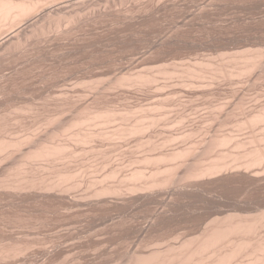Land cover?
Masks as SVG:
<instances>
[{
  "label": "rangeland",
  "instance_id": "rangeland-1",
  "mask_svg": "<svg viewBox=\"0 0 264 264\" xmlns=\"http://www.w3.org/2000/svg\"><path fill=\"white\" fill-rule=\"evenodd\" d=\"M59 1V0H58ZM61 1V0H60ZM63 1V0H62ZM61 1V2H62ZM67 0H65L64 2H58L57 3V0H56V2L54 1V3H52V4H54V5H52V7H51V9L52 8H54L53 10H56L57 12H56V19H57V17H59L58 15L60 14V15H62V16H64V15H67V16H76L77 17V15H79L78 16V18L76 19V20H78L79 18H80V20L78 21V22H75V24L73 25V26H71V27H69L70 29H66V27H63L64 29H66L67 31L68 30H71V33H70V31L67 33V32H65L66 30H64V29H61V31H56V33L55 32H53V33H51V34H49L50 36L48 37V36H45V37H42L39 41L38 40H32V41H30L29 43H31V44H27L26 46H28V47H26L25 48V46H24V48L25 49H18L19 50V52L18 51H13L12 53H13V55H9V57L10 58H13V59H10V61L8 60V62H5V61H7V59L9 58V57H6L7 59L4 61L5 63H6V65H7V69H12L11 71V73H13V74H9L8 76H13V78H15L16 79V76H18L19 74H18V71H19V73H21V71L22 72H24L25 70H23L22 68L23 67H25L26 69H28V70H26L24 73H21V75H19L18 77H17V79L15 80H13L14 82H12L11 83V85L10 86H12V88L10 87V86H8V89L9 90H12V91H9V90H7L8 92L7 93H9L10 94V92H12V94H11V96L9 95V94H7L5 97H7L8 99L9 98H12V99H14V100H8V101H10L9 102V104H8V101L6 102L5 100H7V98H5V97H3L4 95L2 94V92H1V90H0V97L2 96V98L3 99H5L4 101H3V99L1 98V100H0V102L1 103H7V105L6 106H2V105H0V108L2 109H0V120H1V118H2V120L0 121L1 123H0V136H2V137H5V138H7V139H9V137H11V138H15L14 140H21L22 138H24V135L25 136H27V135H30V134H32V135H37L38 137H43V134L45 133V132H50V131H54L56 128L54 127V126H52V127H50L51 125H53V124H49L48 123V120H50L51 118L52 119H54V118H57V119H59L60 118V116H61V121H69L70 120V118L74 115H78L79 114V111L78 110H80V109H82V107H86V106H95V108H99V106L101 107V106H103V108L104 109H106V108H110V109H112V110H116L117 111V113L119 114V116H118V120L121 122V120H123L125 117L127 118V119H131V117L133 118V114H135L136 112H137V115L135 116L134 115V117L135 118H133V121H129V120H126V118H125V121L123 120L122 122H123V124L122 123H120L117 119H115V121L113 122V124L112 123H110L109 125H105V128H104V124H102V125H100L99 124V122H96V123H98L99 125H94V123H93V125L96 127V128H94V126H92V124H90V126L91 127H93V128H90V126L89 125H87V126H89L88 128L90 129V130H92V131H94L95 129V131H101V132H103V130L105 131H115L116 130V127L118 128V127H120L119 125H121V126H125L126 125V123L125 122H127L128 123V125L129 124H131V123H134V121H136L137 120V118L136 117H138L139 115H142V116H146V112L147 111H149L148 113L149 114H151V115H149L148 113H147V115H148V117H150V116H152V115H156L157 117H158V115L160 116L161 114H166L167 116H168V118H167V116L166 115H164V118H163V115H161V117L160 118H162V120H163V122H160L159 124H160V126L158 125L157 127H156V130H155V128L154 129H150V130H147L146 131V133L144 132L143 134L141 133V134H138V135H132V136H129L128 138H126V141H124L123 139H121L122 141H118V139H117V141H116V139H115V141L116 142H114V143H112V141H114L113 139H111V141H109L108 142V140H110V139H107V140H104L103 141V138H99V140H98V138H96L94 141L96 142L95 144L92 142V143H90V144H94V145H91L90 146V144L89 145H83L82 147H84V148H86L85 150L86 151H84V149L80 146V145H77L76 144V146H77V149L76 148H74V147H76L75 145H71V148H73L74 150H75V152H78L77 154H75L74 156H77L76 158H74V156H72L73 157V159H75L77 162L79 161L78 159H80V162H78V164L76 163V161H74L73 159H71V158H67V160H69V159H71L72 160V162H74L75 164L74 165H72L71 163V161H70V164H68L69 163V161H68V163L67 162H63L62 160H65V159H60L59 161H58V163L57 162H55V164L58 166V168H59V166L61 165V168L62 167H64L65 166V164L67 165L65 168H68V169H70V170H72L75 174H76V172H77V177L78 178H75L74 179V181L73 182H79V184L78 185H81L80 187H83V188H80V190H77V189H74L75 191H73L72 190V192L75 194H73V193H71V194H69V196H73L72 198H74V196H75V200H79L80 198H82V199H80L81 201L83 200V199H89L90 198V201L89 200H87V202H86V200L84 201L83 200V202H84V205H86V204H88L89 202L91 203V201H92V203L91 204H88V205H90V206H75L76 208H69L72 212H69L70 210L69 209H66V208H68V207H63V206H61L59 203H56V205H53V206H43V205H39V204H35V202L33 203V202H31V203H26L25 205H27V206H25L24 204L23 205H21V203H19L20 202V200H18L17 198H15V197H12V198H15V199H17L18 200V203H19V205H18V203H16L15 201H13L12 200V198L11 199H8L7 197V195H6V197H5V191H7V190H4L3 191V189L1 190V188H0V209L2 210H0V220L2 221H0V223H2V224H0V238L2 239V238H4L5 239V237L7 238V240L5 239L4 240V244H9V241H10V238H14V239H16V240H18L19 238H21V239H19V240H21V241H24V242H27V243H35V244H33L34 245V249L32 248L31 250H30V252L28 251L27 252V255L29 256V254L28 253H30V254H32L34 251L33 250H37V249H39L38 247L40 246V248L41 249H39L38 251L39 252H42V253H39V252H37L36 251V253H37V257H36V253L34 254V257H35V259H33V258H31V261L30 260H28V261H30V263H26V262H28L27 260H25V261H22V263H21V260H23V258L22 257H19L20 258V260L19 259H17L16 258V260L15 259H12L11 261H1L0 260V264L2 263V264H9V262H10V264H16V263H18V261H20L19 262V264L21 263V264H23V262H24V264L26 263V264H39V262H40V264H78L79 263V261H81L79 264H92L93 262V264H127V262L131 259V257H128V256H132V254H134V253H136V252H138V253H145V254H147L146 252H147V250L145 249L144 250V248H149L148 250L149 251H154V250H158V248H165V247H169V246H173L174 244L175 245H179L181 242L183 243V242H185V240H187L188 241V238L190 239H193V237H196V236H198V234H200V232L201 231H203L202 230V228H204V227H206V226H208L209 224H208V221L210 222L211 220H209V219H211L212 217H213V215H215V216H217V213L216 212H221V211H223V212H225V210L227 211V212H225V213H229V211H228V208L229 209H231L230 207H233L235 204V201L239 204V202L238 201H241V202H243V200H244V203H242L243 205L244 204H250V203H248V202H250L251 201V205H252V203L253 202H255V201H257V204L258 205H256V202L254 203L255 204V206H254V204L252 205V206H254L255 208L256 207H258L259 208V210H261V209H263V207H264V205L262 206V204H264V201H260L262 198L261 197H264V190L263 189H258L257 187H252V189L250 188L251 186L250 185H248V184H236L235 186L234 185H232V186H230V187H227V188H219V189H214L215 191H213V190H211V192L209 191V192H207V193H205L206 195H205V197L207 196V195H209V197L211 196L212 198H214V200H212V202H215L214 204L212 203V202H210V201H207L208 199H211V198H209L208 196H207V200H206V198L204 197V199H198V198H195V199H190V198H184V197H182V196H172L171 197V195H170V197H169V195L164 191V190H162V192L164 191L166 194V196L165 195H163V196H161L162 198H160V196H158L159 198H158V202L156 201V203H154L153 204V202L152 203H149V204H143V205H141L142 204V202H141V200H140V202L141 203H137V201L140 199V197H139V199L137 198V194H134L133 193V195L131 194V196H133V197H136V199H138V200H136L135 198V200L133 199H131L130 197H128L129 199H131V201H130V204H129V201L127 200V202H128V204H127V202L125 201L124 203H123V198H125V200H126V197H123V196H126V195H128L127 194V192H124V194L122 193V195H121V198L118 196L117 197V199L116 198H114V197H116L115 195H113V199H112V196H110V197H107V198H111L110 200H108V199H106V198H104V199H106V200H108V201H106V200H104L103 202H102V204L100 203V202H98L99 200L97 199V202H98V204L97 205H99V203H100V205L97 207V206H95L96 204H93V203H96V198L94 199L93 197V192L95 191V190H93V191H91L90 192V190H88V189H95V185L97 184V183H99V181H104V180H102V178L104 177V174L105 173H107V175L109 174V173H111V172H109V171H113V170H115V168L117 169V168H119V172H118V169L116 170V172H118V175L116 176V178H118V181H117V179H115L114 181H112L113 179H111L108 183L107 182H104V183H106L105 185H114L115 183L117 184V183H119V181H120V179H121V177H123L124 175V173H125V175H127V172H129L128 174H130L134 169H138V170H141L142 169V165H143V171H144V169H146L144 172H148V173H150V171H153L155 168L154 167H159V166H157V164L155 165H153V163H150V166L151 167H149L148 165H149V163H148V165L145 163H140V162H138V164L140 163V165H138L137 164V162H136V160H139V159H141L140 161H143L142 160V158L143 157H146V156H149V155H151L152 153V155L151 156H158L160 153H162V152H165V149H167L168 148V151L170 150H172V148H176V147H178L177 149H180V148H185V146L187 147V145H189L190 144V146H192L193 145V143H196L195 141L197 140V143L198 142H200L201 141V139L203 140V138H204V136L206 135V134H203V133H205L204 131H211L210 129H211V127H210V125H209V123H212L213 122V117H211L212 115L214 116V122L215 121H217V117H216V119H215V113L216 114H218V116L224 111L223 110V108H225V106L227 107V108H225V111H226V109H227V111L229 110L230 112L229 113H232V111H233V109H231V107L232 108H234V107H236V105H237V107H239V103L237 104V102H239V98L241 99V101H244V106H243V110H244V112H247V113H249V112H251L252 110H253V108L254 107H256V108H258L259 107V105H261V103H264V82H263V80H264V58H262V60H261V62H263V63H259L260 64V67L258 68H255V69H253V70H255V71H251V72H249V73H247V74H245L244 76L242 75L241 77L239 76H237V75H235V76H233L232 78H231V80H230V78H229V76H227L228 77V79H227V77H226V75L224 76L223 74L221 75V73L220 74H218L219 76L221 75V77H218V75H217V72L215 73V71H217L216 70V68L217 67H226V65H225V63H228V61H229V59L230 58H237V57H240L242 54V52H244L245 53V50L247 51H249V49L251 48V50L253 49V50H255V51H257V49H258V51H259V48H261V49H263L264 50V0H244L245 1V4H244V1L243 0H206V2H205V0H192V2H191V0H161V1H159V0H132V2H131V0H124V2H122L123 0H97V1H99V2H97V1H93V0H91V2H90V0L88 1V0H69V2L67 1ZM72 1V2H71ZM79 1H81L82 3H80ZM84 1H85V4H84ZM93 1V2H92ZM110 1V2H109ZM120 1H121V3H120ZM144 1V2H143ZM150 1H151V3H150ZM156 1H157V3H156ZM159 1V2H158ZM174 1L176 2V3H174ZM183 1V2H182ZM187 1V2H186ZM204 1V2H203ZM234 1V2H233ZM254 3H253V2ZM257 1V2H256ZM78 2V3H77ZM96 2L97 3H99V4H96ZM109 2V3H108ZM139 2V3H138ZM141 2V3H140ZM182 2V3H181ZM196 2V3H195ZM240 2V3H239ZM242 2V3H241ZM247 2V3H246ZM57 3V4H56ZM72 3V4H71ZM115 3V4H114ZM123 3V4H122ZM126 3V4H125ZM130 3V4H129ZM137 3V4H136ZM145 5H144V4ZM150 3V4H149ZM159 3L161 4L160 6H159ZM164 3H167L168 5H165V7L163 6L164 5ZM171 3V4H170ZM174 3V4H173ZM187 3V4H186ZM222 3V4H221ZM234 3V4H233ZM257 3V4H256ZM259 3H261V4H259ZM63 4H65V5H63ZM68 5V7H67V5ZM76 4V5H75ZM81 4V5H80ZM88 5V7L86 8V6ZM90 4H92L91 6H89ZM93 4H94V6H93ZM141 4H142V6H141ZM157 4V5H156ZM177 4H178V6H177ZM182 4V5H181ZM190 4V5H189ZM194 4V5H193ZM203 4V5H202ZM212 4H213V6H212ZM248 4V5H247ZM255 4V5H254ZM85 5V6H84ZM117 5V6H116ZM124 5H126V7L124 6ZM128 5H129V7H128ZM133 5V6H132ZM138 7H137V6ZM181 5V6H180ZM188 5V6H187ZM192 5V6H191ZM210 5V6H209ZM219 5V6H218ZM228 5H229V7H228ZM241 5L243 6V7H241ZM250 5V6H249ZM259 7H258V6ZM55 6V7H54ZM56 6L57 7H60V8H56ZM65 6V7H64ZM72 6H74V7H72ZM76 6V7H75ZM78 6H79V8H78ZM82 6H83V8H82ZM98 6V7H97ZM135 6V8H133ZM148 6V7H147ZM172 6H173V9H172ZM176 6V7H175ZM190 6H191V8H192V10H191V8H190ZM195 6V7H194ZM198 6H199V9L201 10H199V9H197L198 8ZM206 6V7H205ZM215 6V7H214ZM237 6H239V7H237ZM252 6H254V8L252 7ZM263 6V7H262ZM64 7V8H63ZM95 7V8H94ZM110 7H111V9H110ZM147 7V8H146ZM152 7V8H151ZM158 7H159V9H158ZM163 7V8H162ZM203 7V8H202ZM218 7H219V9H218ZM232 7V8H231ZM237 7V8H236ZM251 7V8H250ZM258 7V8H257ZM86 8V9H85ZM90 8V9H89ZM91 8H93L92 9V13H90L91 12ZM102 9V11H101V9ZM119 8V9H118ZM140 8V9H139ZM154 8V9H153ZM166 8H168V9H166ZM183 10H182V9ZM187 8V9H186ZM194 8V9H193ZM210 8V9H209ZM214 8H217V10L216 9H214ZM240 8H242V9H240ZM255 8H257V10L255 9ZM65 9V10H64ZM69 9H70V12H69ZM73 9H75V11H73ZM78 9V10H77ZM85 9V10H84ZM88 9V10H87ZM97 9V10H96ZM98 9H100V10H98ZM106 9V10H105ZM113 9V10H112ZM116 9V10H115ZM122 9V10H121ZM129 9V10H128ZM236 9V10H235ZM244 9H245V12H244ZM72 10V11H71ZM96 10V11H95ZM110 10H112V11H110ZM140 10H141V12H140ZM144 10V11H143ZM164 10V11H163ZM173 10V11H172ZM188 10V11H187ZM199 10V11H198ZM202 10H204L205 11V15L208 13V16H205L204 15V17H203V14H204V11L202 12ZM215 10V11H214ZM228 10H230V11H228ZM235 10V11H234ZM246 10H249V11H246ZM67 11V12H66ZM76 11H78V12H76ZM94 11V12H93ZM104 11V12H103ZM130 11V12H129ZM132 11V12H131ZM161 11V12H160ZM171 11V12H170ZM198 11V12H197ZM227 11V12H226ZM80 12H82V13H80ZM85 12V13H84ZM95 12H96V14L98 13L100 16L102 15V14H100L101 12L102 13H107L106 15H104V16H102V18L97 14V16H96V14H95ZM113 12V13H112ZM123 12H124V14H123ZM139 12V13H138ZM147 12H149V13H147ZM191 12H192V14H191ZM203 14H202V13ZM235 12V13H234ZM252 12V13H251ZM263 14H262V13ZM59 13V14H58ZM62 13V14H61ZM65 13H67V14H65ZM79 13V14H78ZM117 13V14H116ZM126 13H127V15H126ZM158 13H161V14H158ZM172 13V14H171ZM180 13V14H179ZM187 13V14H186ZM190 15H189V14ZM194 13H196V14H198V13H200V15L203 17V18H201V16L199 15V17H198V15L197 16H195V15H193ZM220 13V14H219ZM224 13V14H223ZM231 13V14H230ZM242 15H240V14ZM254 13V14H253ZM71 14V15H70ZM83 14V15H82ZM119 14V15H118ZM128 14H130V15H128ZM141 14V15H140ZM152 14V15H151ZM157 14V15H156ZM176 14V15H175ZM183 14V15H182ZM222 14V15H221ZM236 14V15H235ZM247 15V16H245V15ZM250 14H252V16L250 15ZM40 15V14H39ZM35 16V17H33L32 18V20L33 21H35V20H39L42 16L40 15V16ZM148 17H147V16ZM150 15V16H149ZM154 15V16H153ZM156 15V16H155ZM159 15V16H158ZM161 15V16H160ZM168 15V16H167ZM180 15V16H179ZM191 15H193V18H192V16ZM216 15V16H215ZM226 15V16H225ZM228 15V16H227ZM230 15H232L231 17H230ZM239 15V16H238ZM262 17H261V16ZM80 16H82V18L80 17ZM87 16V17H86ZM94 16H96V18H97V20H96V18L94 17ZM108 16V17H107ZM125 16V17H124ZM135 18H134V17ZM144 18V17H146V18H142V17ZM165 16V17H164ZM176 16V17H175ZM224 16V17H223ZM257 16V17H256ZM259 16V17H258ZM75 17V18H76ZM84 17L86 18V19H84ZM111 17V18H110ZM120 19H119V18ZM129 17V18H128ZM161 17V18H160ZM163 17V18H162ZM171 17V18H170ZM181 17V18H180ZM196 17H198V18H196ZM210 19H208V18ZM211 17V18H210ZM222 17V18H221ZM233 17V18H232ZM248 17V18H247ZM249 17H251V18H249ZM256 17V18H255ZM36 18V19H35ZM141 20V22H140V20ZM151 18V19H150ZM153 18H154V20H153ZM166 18V19H165ZM168 18V19H167ZM175 18V19H174ZM183 18V19H182ZM188 18V19H187ZM219 18V19H218ZM230 18V19H229ZM245 18V19H244ZM261 18V19H260ZM99 19V20H98ZM128 19V20H127ZM137 19V20H136ZM149 19H150V21H149ZM171 19V20H170ZM191 19V20H190ZM206 19H207V21H206ZM227 21H225V20ZM236 21H235V20ZM237 19H238V21H237ZM241 19V20H240ZM252 19H254V20H252ZM31 20V21H32ZM102 20V21H101ZM111 20V21H110ZM117 20V21H116ZM134 20V21H133ZM163 20V21H162ZM187 20V21H186ZM202 20V21H201ZM215 20V21H214ZM218 20V21H217ZM221 20V21H220ZM223 20V21H222ZM232 20H233V22H232ZM243 20V21H242ZM263 20V21H262ZM31 21L29 20L28 21V23H27V21H26V23L28 24V26H27V24L25 25L24 24V22H22V26H21V24H20V28H17V31H23V32H19L20 34H21V38H23V36H24V39H25V35H24V33H28V34H30V32H31V30L33 29L32 28V24L33 23H35V22H37V21H35V22H33V23H31ZM83 21V22H82ZM100 21V22H99ZM124 21V22H123ZM130 21V22H129ZM131 21H133V22H131ZM154 21V22H153ZM156 21V22H155ZM191 23H190V22ZM95 22V23H94ZM110 22V23H109ZM113 22V23H112ZM116 22V23H115ZM143 22V23H142ZM150 22V23H149ZM152 22V23H151ZM186 22V23H185ZM207 24H206V23ZM211 22V23H210ZM214 22V23H213ZM217 22V23H216ZM238 22V23H237ZM250 22V23H249ZM257 22H258V24H257ZM29 23L31 24V25H29ZM108 25H107V24ZM128 23V24H127ZM156 23V25H154ZM185 23V24H184ZM229 23V24H228ZM231 23V24H230ZM242 23V24H241ZM247 23H248V25H247ZM23 24L25 25V26H23ZM96 24V25H95ZM107 26H106V25ZM136 24V25H135ZM179 24H180V26H179ZM183 24V25H182ZM192 24V25H191ZM195 24V25H194ZM209 24H211V25H209ZM216 24V25H215ZM228 24V25H227ZM235 24V25H234ZM239 24V25H238ZM113 25V26H112ZM122 25V26H121ZM127 25V26H126ZM146 25H147V27H146ZM186 25V26H185ZM213 25V26H212ZM221 25V26H220ZM225 25V26H224ZM232 25H234V26H232ZM246 25V26H245ZM251 25V26H250ZM27 26V27H26ZM142 26V27H141ZM149 26H150V28H149ZM153 26V27H152ZM171 26V27H170ZM176 26V27H175ZM185 26V27H184ZM188 26V27H187ZM190 26V27H189ZM191 26H192V28H191ZM200 26H201V28H200ZM249 26V27H248ZM17 27H19V26H17ZM72 27H74V28H72ZM85 27V28H84ZM110 27V28H109ZM161 27V28H160ZM174 27H175V29H174ZM179 27H181V28H179ZM187 27V28H186ZM205 27V28H204ZM211 27H212V29H211ZM227 27V28H226ZM248 27V28H247ZM252 27H254V29L252 28ZM27 28H29L30 29V31H29V29H27ZM155 28V29H154ZM198 28V29H197ZM215 28V29H214ZM263 28V29H262ZM13 30H11V31H14V32H7L8 33V37H4V35H2L1 37L2 38H6V39H1V37H0V39L2 40V41H0V44H1V42H3V40H7V39H9V35H10V37L12 36V37H14L15 35L14 34H16V33H18L15 29H16V27H15V29L14 28H12ZM26 29V30H25ZM74 31H73V30ZM149 29V30H148ZM163 29V30H162ZM182 29V30H181ZM200 29V30H199ZM227 29V30H226ZM241 29V30H240ZM248 30V31H245V30ZM28 30V31H27ZM64 30V31H63ZM106 30V31H105ZM162 30V31H161ZM197 30V31H196ZM205 30V31H204ZM210 30V31H209ZM255 30V31H254ZM259 30V31H258ZM122 31V32H121ZM149 31V32H148ZM159 31V32H158ZM196 31V32H195ZM222 31V32H221ZM240 31V32H239ZM250 31V32H249ZM253 31H254V33L256 34H254L253 33ZM258 31V32H257ZM262 33H261V32ZM16 32V33H15ZM77 32H78V34H77ZM141 32H142V34H141ZM176 33V36L179 38V39H181V41H179V39L178 38H172V37H176L175 36V33ZM183 32V33H182ZM203 32V33H202ZM10 33V34H9ZM62 33V34H61ZM65 33H67V34H65ZM74 33V34H73ZM81 33V34H80ZM98 33V34H97ZM112 33V34H111ZM130 33V34H129ZM180 33V34H179ZM197 33V34H196ZM199 33V34H198ZM213 33V34H212ZM221 33V34H220ZM225 33V34H224ZM230 33V34H229ZM240 33V34H239ZM250 33V34H249ZM258 33V34H257ZM12 34V35H11ZM83 34H84V36H83ZM101 34V35H100ZM155 34V35H154ZM208 34V35H207ZM219 34V35H218ZM254 34V35H253ZM6 35V34H5ZM52 35V36H51ZM58 35V36H57ZM62 35V36H61ZM65 35V36H64ZM67 35V36H66ZM79 37H78V36ZM86 35V36H85ZM88 35V36H87ZM119 35V36H118ZM148 35V36H147ZM164 35V36H163ZM202 35V36H201ZM204 35V36H203ZM247 35V37H246V39H242V38H245L244 36H246ZM250 35V36H249ZM258 35V36H257ZM69 36V37H68ZM123 36V37H122ZM130 36V37H129ZM132 36V37H131ZM135 36V37H134ZM138 38H137V37ZM145 36V37H144ZM159 36V37H158ZM168 36V37H167ZM180 36H182V37H180ZM195 36V37H194ZM228 36V37H227ZM252 36H255L254 38L255 39H253V37ZM79 39H77V38ZM81 37V38H80ZM92 37V38H91ZM94 37V38H93ZM110 37V38H109ZM148 37V38H147ZM155 37V38H154ZM161 37V38H160ZM173 39V40H171V38ZM235 39H234V38ZM248 37H251L252 39H248ZM257 37L260 39V40H258L257 39ZM263 37V38H262ZM70 38V39H69ZM72 38H74V39H72ZM124 38V39H123ZM134 38V39H133ZM147 38V39H146ZM154 38V39H153ZM162 38H165V39H162ZM168 38V39H167ZM210 38V39H209ZM227 38V39H226ZM236 38H237V40H236ZM242 40H244L245 42H246V44L249 46V45H251V46H247L245 43H244V41H242ZM45 39H47L46 41H45ZM131 39H133V40H131ZM178 39V40H177ZM192 39H194V40H192ZM199 39V40H198ZM231 39V40H230ZM238 39H240V40H238ZM262 39V40H261ZM66 41V42H64V41ZM102 40V41H101ZM157 40V41H156ZM166 40V41H165ZM223 40V41H222ZM233 40V41H232ZM236 40V41H235ZM250 40V42H248ZM256 40V41H255ZM44 41V42H43ZM113 41V42H112ZM139 41V42H138ZM151 41V42H150ZM162 41H164V42H162ZM173 41V42H172ZM174 41H176V42H174ZM179 41V42H178ZM202 41V42H201ZM232 42V43H230V42ZM239 41H240V43H242V44H236V43H234V42H238L239 43ZM263 41V42H262ZM41 42V43H40ZM56 42H59V43H56ZM72 42V43H71ZM84 42V43H83ZM89 42V43H88ZM153 42H154V45H153ZM158 42V43H157ZM199 42V43H198ZM228 43L227 45H225L224 43ZM252 42V43H251ZM253 42L255 43L254 45H253ZM259 42V43H258ZM106 43V44H105ZM108 43V44H107ZM131 43V44H130ZM145 43V44H144ZM165 43L166 44H168V45H165ZM170 43H173V44H170ZM174 43H176V44H174ZM187 43V44H186ZM190 43H193V44H190ZM197 43V44H196ZM206 43V44H205ZM217 43V44H216ZM221 45H220V44ZM258 43V44H257ZM260 43H262L261 45H260ZM37 44V45H36ZM51 44V45H50ZM61 45V46H58V45ZM152 44V45H151ZM157 44H159V45H157ZM185 44V45H184ZM208 44V45H207ZM215 44V45H214ZM224 44V45H223ZM230 44H232V46L230 45ZM237 45L236 46V48H235V45ZM258 45V46H255V45ZM34 45V46H33ZM43 45V47H40V46H42ZM49 45V46H48ZM87 47H86V46ZM102 45V46H101ZM109 45V46H108ZM148 45V46H147ZM161 45V46H160ZM176 45V46H175ZM178 45V46H177ZM188 45V46H187ZM192 45V46H191ZM245 45V46H244ZM32 46V47H31ZM56 46V47H55ZM94 46V47H93ZM101 46V47H100ZM113 46V47H112ZM134 46V47H133ZM136 46H138V47H136ZM165 46V47H164ZM211 46V47H210ZM213 46V47H212ZM219 46V47H218ZM227 46H229V47H227ZM234 46V47H233ZM253 46V47H252ZM255 46V47H254ZM45 47V48H44ZM75 47V48H74ZM77 47V48H76ZM83 47V48H82ZM85 47V48H84ZM92 47V48H91ZM104 47H106V48H104ZM129 47V48H128ZM141 47V48H140ZM154 47V48H153ZM167 47V48H166ZM177 47V48H176ZM182 47V48H181ZM187 47V48H186ZM189 47V48H188ZM197 49H195V48ZM198 47V48H197ZM216 47V48H215ZM246 47V48H245ZM23 48V47H22ZM29 48V49H28ZM49 48H51V49H49ZM89 48V49H88ZM127 48V49H126ZM170 48V49H169ZM175 48H176V50H175ZM207 48V49H206ZM209 48V49H208ZM218 48V49H217ZM239 48V49H238ZM248 48V49H247ZM44 49H45V51H44ZM47 49H49V50H47ZM85 49V50H84ZM125 49V50H124ZM134 49V50H133ZM139 49V50H138ZM143 51H142V50ZM174 49V50H173ZM190 49V50H189ZM221 49V50H220ZM223 49H224V51H223ZM226 49H228V51L226 50ZM244 49V50H243ZM260 49V50H261ZM29 52H28V51ZM34 52H33V51ZM56 50V51H55ZM81 50V52H79ZM96 50V51H95ZM152 50V51H151ZM168 50H170V52L168 51ZM183 50H185V51H183ZM187 50V51H186ZM202 50V51H201ZM222 52L221 54H220V51ZM239 50V51H238ZM243 50V51H242ZM252 50V51H253ZM4 50L2 49V50H0V54L3 52ZM24 51V52H23ZM37 51V52H36ZM61 51V52H60ZM75 51V52H74ZM77 51V52H76ZM93 51V52H92ZM148 51V52H147ZM166 51V52H165ZM177 53H176V52ZM195 51V52H194ZM214 51V52H213ZM232 51H236V53L234 54V52L232 53ZM242 51V52H241ZM41 52V53H40ZM49 52V53H48ZM52 52V53H51ZM66 52V53H65ZM73 52V53H72ZM79 52V53H78ZM89 52V53H88ZM114 52V53H113ZM123 52V53H122ZM141 52V53H140ZM144 52V53H143ZM155 52V53H154ZM218 53L217 55H215L216 53ZM240 52V53H239ZM251 52V51H250ZM27 53H29V54H27ZM77 53V54H76ZM81 53V54H80ZM96 53V54H95ZM143 53V54H142ZM202 53V54H201ZM205 53V54H204ZM213 55H212V54ZM229 53V54H228ZM232 53V54H231ZM243 53V54H244ZM3 55H1L0 56V62L1 61H3V59L1 58L2 56H3V58L7 55L5 52H3L2 53ZM6 54V55H5ZM75 54V55H74ZM110 54V55H109ZM153 54V55H152ZM158 54H159V56H158ZM195 54V55H194ZM222 54H223V56H222ZM226 54V55H225ZM241 54V55H240ZM7 55V56H8ZM15 55V56H14ZM19 55H21V56H19ZM30 55V56H29ZM43 55V56H42ZM59 55V56H58ZM96 55V56H95ZM150 55V56H149ZM151 55H152V57H151ZM166 55H167V57H166ZM178 55V56H177ZM186 55V56H185ZM207 55V56H206ZM211 55H212V57H211ZM215 55V56H214ZM234 55H239V56H234ZM56 56V57H55ZM79 56V57H78ZM119 56V57H118ZM132 56V57H131ZM147 56V57H146ZM199 56V57H198ZM217 56V57H216ZM222 57V58H224L223 60H222V58L220 59V57ZM228 56H230V58L228 57ZM233 56V57H232ZM37 57V58H36ZM54 57V58H53ZM70 57V58H69ZM92 57V58H91ZM144 57V58H143ZM172 57V58H171ZM192 59H191V58ZM198 57V58H197ZM208 57V58H207ZM17 58V59H16ZM26 58V59H25ZM33 58V59H32ZM36 58V59H35ZM42 58H43V60H42ZM50 58V59H49ZM76 58V59H75ZM107 58V59H106ZM121 58H123V59H121ZM126 58V59H125ZM160 58V59H159ZM196 58H197V60H196ZM200 58H203V59H200ZM211 58H213V59H211ZM218 60H216V59ZM226 58V59H225ZM229 58V59H228ZM25 59V60H24ZM35 59V60H34ZM53 59V60H52ZM74 59V60H73ZM96 59V60H95ZM125 59V60H124ZM135 59V60H134ZM143 59V60H142ZM148 59H149V61H148ZM178 59V60H177ZM209 59H211L210 61H209ZM220 59V60H219ZM13 60V61H12ZM23 60V61H22ZM31 60V61H30ZM33 60V61H32ZM37 60V61H36ZM46 62H45V61ZM49 60V61H48ZM59 60V61H58ZM76 60V61H75ZM94 60V61H93ZM156 62H155V61ZM180 60V61H179ZM197 62H196V61ZM215 60V61H214ZM225 60V61H224ZM232 60V59H231ZM230 60V61H231ZM29 61V62H28ZM52 61V63L53 64H51V63H49V62H51ZM91 61H93V62H91ZM107 61H108V63H107ZM144 61V62H143ZM160 61V62H159ZM162 61H164V62H162ZM177 61V62H176ZM189 61V62H188ZM224 64H221V62ZM28 62V63H27ZM34 62V63H33ZM55 62V63H54ZM78 62V63H77ZM103 62H104V64H103ZM153 62V63H152ZM170 62L172 63V64H170ZM184 62V63H183ZM186 62V63H185ZM190 62H191V65H193V67H194V69L196 68L197 69V67H198V70L199 71H201L202 72V75H204V74H206L204 71H202V69L205 67V69H203V70H205V71H207V74H206V79L205 78H203V77H201V78H203V79H198L199 78V76H198V78H196L195 77V75L197 76V75H201V73L198 71H196V72H194L195 70H193V68H192V70H193V74H195L194 76L191 74V68L190 67H192V66H189L190 65ZM202 62H204V63H202ZM207 62H209V64H213V65H215V66H213V65H209ZM218 62V63H217ZM4 63V64H5ZM8 63V64H7ZM17 63V64H16ZM20 63V64H19ZM43 63V64H42ZM50 64V66H48L49 64ZM145 63V64H144ZM177 63V64H176ZM193 63V64H192ZM200 63V64H199ZM204 65V64H206V65H208V67H206L205 65L204 66H202V64ZM230 63H232V65L231 64H229V66H231L230 67V69L229 70H233L232 68H234L235 66H237V64L234 62H230ZM15 64V65H14ZM22 64H24V65H22ZM27 65V67H26V65ZM33 64V65H32ZM46 64V65H45ZM56 66H55V65ZM76 64L78 65V66H76ZM123 64V65H122ZM141 64V65H140ZM174 64V65H173ZM181 64H183V65H181ZM185 64V65H184ZM189 64V65H188ZM218 64V65H217ZM219 64L221 65V66H219ZM236 64V65H235ZM19 66V68H21L22 66V70L20 69V70H18V66ZM75 65V66H74ZM101 65V66H100ZM144 65V66H143ZM146 65V66H145ZM149 67H148V66ZM151 65V66H150ZM163 65V66H162ZM169 65H171L170 67H169ZM176 65H177V68H176ZM197 65H200V66H197ZM4 66V65H3ZM13 68H12V67ZM15 66H17V67H15ZM31 66H33V67H31ZM119 66V67H118ZM128 66V67H127ZM140 66H142V67H140ZM157 68H156V67ZM167 66V67H166ZM187 66H189V70H190V75H192L191 76V79H190V75L189 74H187ZM210 66V67H209ZM0 67H2V62H1V66ZM31 67V68H30ZM40 67V68H39ZM49 67H50V69H49ZM56 67V68H55ZM94 67V68H93ZM132 67V68H131ZM147 67V68H146ZM151 67H152V69H151ZM157 69V70H155V68ZM159 67V68H158ZM161 67H163V68H161ZM174 67L176 68V70L174 69ZM179 67V68H178ZM183 67V68H182ZM185 67V68H184ZM261 67H263V68H261ZM4 68H5V66H4ZM1 69V72L0 73H2V72H4V71H7L6 69ZM14 68H16L18 71H16ZM35 68V69H34ZM48 68V69H47ZM58 68V69H57ZM142 68H144V69H142ZM153 68H154V70H153ZM172 68V69H171ZM226 68H229L228 67V65H227V67ZM34 69V70H33ZM38 71H37V70ZM41 69V70H40ZM48 70V71H46V70ZM68 69V70H67ZM95 69V70H94ZM124 69V72H122L121 70H123ZM136 69V70H135ZM141 71H140V70ZM147 69H148V73H146L147 72ZM151 69V70H150ZM163 70V72L164 71H167V73L165 74V73H163V72H160V71H162ZM167 69V70H166ZM177 69H178V71H177ZM183 69H184V72H183ZM211 69V70H210ZM256 69H261L260 71H258V70H256ZM3 70V71H2ZM16 71L17 72V75L15 74V72L14 71ZM31 70V71H30ZM45 70V71H44ZM94 70V71H93ZM133 70V71H132ZM134 70H135V72H134ZM144 70H146V71H144ZM150 70V71H149ZM160 70V71H159ZM213 73V74H211V72ZM214 72H213V71ZM33 71V72H32ZM37 71V72H36ZM40 71V72H39ZM44 71V72H43ZM75 71V72H74ZM81 71V72H80ZM126 71V72H125ZM152 71H154V72H152ZM173 71H175V74H174V72ZM183 73H182V72ZM256 71H257V73H256ZM9 73H10V71H8ZM8 72H5L6 74L8 73ZM29 72V73H28ZM52 72H54V73H52ZM71 72V73H70ZM120 72V73H119ZM133 74V75H131V73ZM141 72V73H140ZM159 72H160V74H159ZM171 72V73H170ZM178 72V73H177ZM204 72V73H203ZM218 72H219V68H218ZM254 72V73H253ZM32 73H34V74H36V75H34V74H32ZM40 73V74H39ZM99 73V74H98ZM118 73V74H117ZM124 73V74H123ZM125 73H130V75L129 74H127V75H129V77L131 76H133V77H135L136 75H138V73L139 74H149L150 73V75H156L155 76V78H156V81L154 82V84L153 85H155L157 82V84H156V86H153L152 85V83L151 84H149V86H147V84L146 85H144L143 87L141 86H138V88H137V86H135V87H133L135 90H133V88H131L130 86L129 87H127L126 86V88H128V89H126L124 86L122 87V88H124V89H122L121 87L119 88V86L118 85H116V86H118V87H114V85L115 84H117L116 82H119L120 80H122L121 78H119L120 80H118V77H122V76H126L125 75ZM168 73H170V74H168ZM197 73V74H196ZM199 73V74H198ZM256 73V74H255ZM45 74V75H44ZM51 74V75H50ZM80 74V75H79ZM115 74V75H114ZM121 74H123V75H121ZM134 74H136V75H134ZM165 74V75H164ZM174 75V77L172 76V75ZM176 74H177V76H176ZM184 74V75H183ZM253 74V76H250V75H252ZM32 75V76H31ZM40 75V76H39ZM41 75H42V77H41ZM44 75V76H43ZM92 75V76H91ZM101 75H103V76H101ZM159 75V76H158ZM162 77H161V76ZM167 75V76H166ZM182 75V76H181ZM187 75H189V76H187ZM208 75H211V77H209ZM248 75V76H247ZM257 75H259V79L257 78L258 76ZM1 77V79H3L2 77L4 76V74L2 73V75H0ZM15 76V77H14ZM24 76H26V77H24ZM36 76V77H35ZM49 76V77H48ZM51 76V77H50ZM80 76V77H79ZM108 76V77H107ZM111 76H113V77H111ZM157 76H158V78H157ZM179 76L180 77H182V79L180 78V79H178L179 78ZM186 78H185V77ZM245 76H247V77H245ZM250 76V77H249ZM263 76V77H262ZM24 79H23V78ZM32 77V78H31ZM38 77V78H37ZM48 77V78H47ZM56 77V78H55ZM70 77V78H69ZM72 77V78H71ZM88 77V78H87ZM89 77H92V78H89ZM99 77L101 78V79H99ZM117 79H116V78ZM129 77H127V78H129ZM166 77V78H165ZM189 77V78H188ZM192 77H194L193 79L194 80H192ZM204 77H205V75H204ZM223 77V79H221ZM238 77V78H237ZM245 79H244V78ZM44 78V79H43ZM68 78V79H67ZM79 78V79H78ZM84 78V79H83ZM87 80H86V79ZM111 78H113V79H111ZM160 78H162V79H160ZM165 78V79H164ZM168 78V79H167ZM169 78H171L170 80H169ZM172 78H173V80H172ZM175 78V79H174ZM195 78H196V80H195ZM209 78H212L213 80H216L214 83H212L213 81L210 79L209 81H208V79ZM219 78V79H218ZM226 78V79H225ZM250 78V79H249ZM257 78V79H256ZM262 78V79H261ZM19 79L20 80H22L20 83H19ZM27 79V80H26ZM42 79V80H41ZM49 79V80H48ZM55 79H56V81H55ZM70 79V80H69ZM92 79V80H91ZM95 79V80H94ZM97 79V80H96ZM99 79V80H98ZM108 79H111L110 81L108 80ZM166 79H167V81H166ZM177 79V80H176ZM185 79V80H184ZM188 79V80H187ZM191 81H190V80ZM207 81V82H205V80ZM236 79V80H235ZM252 79V80H251ZM256 81H255V80ZM26 80V81H25ZM32 80V81H31ZM40 82H39V81ZM55 82H54V81ZM83 80H85V81H83ZM89 80H90V82H89ZM102 80V81H101ZM116 80V82H114ZM158 80H160V81H158ZM165 80V81H164ZM180 80V81H179ZM187 80V81H186ZM198 80H199V82H198ZM202 80V81H201ZM218 80L219 81H222V80H225V81H222V82H218ZM227 80V81H226ZM235 80V81H234ZM237 80H238V82H237ZM260 80H262L261 82H260ZM29 81V82H28ZM31 81V82H30ZM34 81H36V82H34ZM53 81V82H52ZM77 81H81V82H77ZM91 81H92V83H91ZM93 81H95V82H93ZM98 81V83H99V85H98V83H96ZM104 81H109V82H104ZM170 81H172V82H170ZM174 81V82H173ZM176 81H178V83L176 82ZM202 83H201V82ZM211 81V82H210ZM233 81V82H232ZM240 81H242V82H240ZM254 81V83H252L251 84V82H253ZM258 81V82H257ZM17 82V83H16ZM25 82H27V83H25ZM42 82V83H41ZM48 84H47V83ZM167 83V85L165 84V83ZM170 82V83H169ZM182 82H185V83H182ZM189 82V83H188ZM237 84H236V83ZM244 82V83H243ZM248 82V83H247ZM16 85H15V84ZM22 83V84H21ZM39 83V84H38ZM52 84V85H50V84ZM55 83V84H54ZM74 83V84H73ZM78 83H81V84H78ZM96 83V84H95ZM102 85H101V84ZM109 83V84H108ZM111 83H112V86L113 87H111V86H109V85H111ZM113 83H115L114 85H113ZM172 83H173V85H172ZM198 83V84H197ZM201 83V85H199ZM206 83V84H205ZM209 83V84H208ZM217 83V84H216ZM219 83V84H218ZM222 83V84H221ZM225 83V84H224ZM232 83H233V85H234V87H233V85H232ZM235 83V84H234ZM242 83H243V85H242ZM250 83V85H254L253 87L252 86H248V84ZM256 83H257V85H256ZM24 84H26V86L24 85ZM29 84V85H28ZM38 85V88H37V85ZM46 84V85H45ZM88 86H87V85ZM95 84V85H94ZM105 84V85H104ZM175 84H176V86H175ZM178 84L180 85V86H178ZM182 84V85H181ZM186 86H185V85ZM190 84V85H189ZM191 84H192V86H194V87H192L191 86ZM211 84L213 85V86H211ZM221 84V85H220ZM224 84V85H223ZM0 85H1V80H0ZM21 85V86H20ZM34 85H36V86H34ZM44 85L45 86H47V87H44ZM50 85V86H49ZM55 85V86H54ZM59 85V86H58ZM75 85V86H74ZM77 85V86H76ZM83 85V86H82ZM91 85V86H90ZM104 85V86H103ZM165 85V86H164ZM170 85H172L171 87H173V89L172 88H170ZM184 85V86H183ZM200 87H198V86ZM206 85V86H205ZM209 85V86H208ZM220 87H219V86ZM236 85V86H235ZM238 85V86H237ZM240 85V86H239ZM242 85V86H241ZM245 85V86H244ZM263 85V86H262ZM15 86V87H14ZM43 86V87H42ZM57 86V87H56ZM74 86V87H73ZM86 86H87V88H89V89H91L92 88V92H91V90H87L86 89ZM95 88H94V87ZM96 86H99V87H101V86H103V87H101V88H98V87H96ZM108 88H107V87ZM149 88H147V87ZM159 86V87H158ZM164 86V87H163ZM167 86V87H166ZM188 86H189V88H188ZM208 86V87H207ZM225 87V89H224V87ZM226 86L228 87V88H226ZM232 86V87H231ZM245 88H244V87ZM248 86V87H247ZM257 86V87H256ZM10 87V88H9ZM13 87H14V89H13ZM32 87V88H31ZM35 87H36V89H38V90H36L35 89ZM71 87V88H70ZM79 87V88H78ZM85 87V88H84ZM91 87V88H90ZM105 87H106V89H105ZM158 87V88H157ZM180 87H182V89L180 88ZM188 88L187 90H186V88ZM196 87V88H195ZM207 87V88H206ZM217 87V88H216ZM229 87H231V88H234V89H231L230 88V90H229ZM243 87V88H242ZM250 87H251V89H250ZM254 87H256V88H254ZM25 88V89H24ZM41 88H43L42 90H41ZM46 88V89H45ZM72 88H74V89H72ZM82 90H81V89ZM96 89V91H94V89ZM116 90H115V89ZM143 88V89H142ZM145 88H147V91L149 92V93H151V94H148V92H146L145 91ZM160 88V89H159ZM164 88V89H163ZM175 88V89H174ZM184 88V89H183ZM203 88H205V90L203 89ZM237 88V89H236ZM249 88V90H247ZM16 89H17V91H16ZM28 89V90H27ZM33 89L34 90H36L37 91V93H36V91L34 92L33 91ZM48 89H49V91H48ZM51 89V90H50ZM53 89V90H52ZM68 89V90H67ZM76 89V90H75ZM86 89V90H85ZM99 89V90H98ZM107 90L106 92H105V94H104V91L105 90ZM112 90V92H111V90ZM122 91H121V90ZM126 89V90H125ZM154 89V90H153ZM157 89H158V91H157ZM162 89V90H161ZM181 89V90H180ZM195 89V90H194ZM203 89V90H202ZM210 89V90H209ZM253 89V90H252ZM255 89V90H254ZM262 89H263V91H262ZM14 90V91H13ZM31 90V91H30ZM39 90H40V92H39ZM55 90V91H54ZM85 90V91H84ZM98 90V91H97ZM102 90H104L103 92H102ZM108 90H110V91H108ZM130 90V91H129ZM137 90H140V91H137ZM180 90V91H179ZM183 90H185V91H183ZM193 90V91H192ZM217 90V91H216ZM233 90H235V91H233ZM242 90V91H241ZM257 90V93L255 92ZM42 91L44 92V94L42 93ZM53 91V92H52ZM68 91V92H67ZM74 91V92H73ZM120 91V92H119ZM128 91V92H127ZM143 91V92H142ZM155 91V92H154ZM156 91L157 92H159V93H156ZM162 91V92H161ZM196 91H198V92H196ZM230 91V92H229ZM231 91H232V93H231ZM236 91H237V93H236ZM243 91H245V92H243ZM248 91V92H247ZM250 91V92H249ZM17 92V93H16ZM20 92V94L18 95V97H17V94ZM24 94H23V93ZM29 92V93H28ZM30 92H32V93H34V94H32L31 93V96H29L30 95ZM64 93V94H62V93ZM71 92V93H70ZM79 92V93H78ZM95 94H94V93ZM97 92V93H96ZM101 92V93H100ZM111 92V93H110ZM113 92H114V94H113ZM142 92V93H141ZM154 92V93H153ZM166 93V95H165V93ZM182 92H183V94L184 95H182ZM192 92V93H191ZM194 92H196V93H194ZM200 92V93H199ZM205 92V93H204ZM210 92V93H209ZM213 92V93H212ZM218 92V93H217ZM240 92V93H239ZM26 93V94H25ZM28 93V94H27ZM35 93H36V95H35ZM51 95H49V94ZM59 93V94H58ZM110 93V94H109ZM146 93V94H145ZM156 93V94H155ZM170 93V94H169ZM191 93V94H190ZM203 93V94H202ZM209 93V94H208ZM222 93V94H221ZM244 93V95H242ZM248 94V96H247V94ZM262 93V94H261ZM92 94H94V95H92ZM101 94V95H100ZM124 94V95H123ZM127 94V95H126ZM129 94V95H128ZM133 94V95H132ZM148 94V95H147ZM165 96H164V95ZM167 94H168V96H167ZM178 94V95H177ZM186 94V95H185ZM190 94V95H189ZM206 94V95H205ZM215 94V95H214ZM220 94V95H219ZM224 94H226V95H224ZM227 94H229V95H227ZM236 94H238V95H236ZM254 97V98H251L252 96ZM260 94L262 95V96H260ZM25 95V96H24ZM33 95H35V96H33ZM46 95V96H45ZM49 95V96H48ZM53 95H56L55 97L53 96ZM58 95V96H57ZM64 95H66L67 96V98H66V96H64ZM70 95V96H69ZM79 95V96H78ZM81 95H83V96H81ZM104 95V96H103ZM146 95V96H145ZM172 95V96H171ZM180 95V99L178 98V97H175V96H179ZM182 95V96H181ZM212 95V96H211ZM257 95V96H256ZM9 96V97H8ZM13 96H14V98H13ZM27 96H29V97H27ZM38 96H40V97H38ZM63 97L64 96V98L65 99H67L68 101H66L64 98L62 99V98H60L61 100H59V98L58 97ZM74 96V97H73ZM77 96V97H76ZM84 96H86L85 98H84ZM87 96H91L90 98L89 97H87ZM96 96V97H95ZM100 96V97H99ZM108 96V97H107ZM123 96V97H122ZM125 96V97H124ZM137 96V97H136ZM157 96V97H156ZM163 96V97H162ZM200 96H202V97H200ZM210 98H209V97ZM224 96V97H223ZM228 96V97H227ZM235 96H237V97H235ZM240 96V97H239ZM245 96H246V98H245ZM256 96V97H255ZM15 97L18 99H15ZM21 97H22V100H21ZM45 97V98H44ZM46 97H48V98H46ZM53 97H54V99H53ZM73 97V98H72ZM80 99H79V98ZM95 97V98H94ZM98 97H99V99H98ZM119 97V98H118ZM143 97V98H142ZM157 98L158 99V102H155L157 99H155V98ZM184 97V98H183ZM208 97V98H207ZM217 97V98H216ZM243 98V100H242V98ZM247 97H250V98H248L247 99ZM258 97V98H257ZM33 98V99H32ZM39 99V100H37V99ZM43 98H44V100L46 99L47 100V102H49L50 104H48V103H46V100L44 101L43 100ZM52 98V99H51ZM68 98H70V99H68ZM82 98V99H81ZM84 98V99H83ZM89 98V99H88ZM97 98V99H96ZM101 98V99H100ZM106 98H107V100L108 101H106ZM116 100H115V99ZM161 98H163L162 100H160ZM167 98H169L168 100H165V99H167ZM170 98H173V99H171L170 100ZM175 98V99H174ZM194 98H196V99H194ZM198 98H200V99H198ZM212 98V99H211ZM222 98V99H221ZM224 98H226L225 100L226 101H224ZM229 98V99H228ZM230 98H232V99H230ZM256 98L257 99H259L260 100V102L258 101V100H256ZM30 99V100H29ZM34 99H35V101H34ZM48 99L50 100V101H48ZM58 99V100H57ZM74 99H77V100H74ZM93 99V100H92ZM94 99H95V101H94ZM126 99H128L127 100V102H126ZM148 99V100H147ZM186 99H188V100H186ZM205 99L207 100V101H205ZM210 99V100H209ZM214 99H216V100H214ZM217 99H220V100H217ZM228 99V100H227ZM235 99V100H234ZM237 99V100H236ZM245 99V100H244ZM261 99H263L262 101H261ZM21 100V101H20ZM32 100V101H31ZM56 100V101H55ZM81 100V102H79ZM103 100V101H102ZM121 100V101H120ZM125 100V101H124ZM132 100V101H131ZM154 100V101H153ZM165 100V101H164ZM176 100V101H175ZM179 100V101H178ZM186 102H185V101ZM190 100V101H189ZM205 102H204V101ZM213 100V102H211ZM234 100V101H233ZM249 100H251V101H249ZM252 100H255V103L256 102H258L259 104H256V105H254L255 103H254V101H252ZM13 101V102H12ZM23 101V102H22ZM30 101V102H29ZM41 101V102H40ZM58 101V102H57ZM61 101H63V102H61ZM73 101H75V102H73ZM84 101H86L85 103H84ZM94 101V102H93ZM98 101V102H97ZM150 101H151V104H150ZM153 101V102H152ZM168 101V102H167ZM192 101V102H191ZM216 101H218V103L216 102ZM232 101V103H230V107L228 108V104H229V102H231ZM22 102V103H21ZM32 102V103H31ZM34 102V103H33ZM37 102V103H36ZM38 102H40V103H38ZM62 104H61V103ZM65 102V103H64ZM71 102V103H70ZM129 102V103H128ZM163 102V103H162ZM164 102H166V103H164ZM170 102V103H169ZM189 102H191V103H193V105L191 104V103H189ZM220 102H222V103H220ZM251 102H253V103H251ZM0 103V104H1ZM19 103H21V104H19ZM24 103V104H23ZM28 103H30V104H28ZM41 103H42V105H41ZM43 103H45V104H43ZM51 103H53V104H51ZM56 103V104H55ZM96 103H98V104H96ZM112 103V104H111ZM118 103V104H117ZM124 103V104H123ZM135 103H136V105H135ZM146 103H149V104H146ZM153 103V104H152ZM168 103V104H167ZM176 103V104H175ZM182 103V104H181ZM189 103V104H188ZM209 103H210V105H209ZM220 103V104H219ZM11 104V105H10ZM15 104V105H14ZM21 105L23 108H25V111H26V104H28L27 105V108H29L30 106L32 107V106H35L33 109H28V112L27 113H30L29 112V110L30 111H33V113H30V114H27L25 111H23L22 113H21V111H19V114L18 113H16L17 111H16V109L15 108H13L12 106H14V107H17V109H21L20 107H19V105ZM32 104V105H31ZM34 104H36V105H34ZM38 104H40V105H38ZM47 104V105H46ZM74 104V105H73ZM78 104V105H77ZM86 104H89V105H86ZM92 104V105H91ZM102 104V105H101ZM121 104V105H120ZM128 104V105H127ZM140 104H142V105H140ZM143 104H146V105H143ZM156 104H158V105H156ZM161 104V105H160ZM175 104V105H174ZM178 104H181V105H179L180 107L181 106H184V107H181V108H185L184 110L183 109H179L178 110V108L177 107H179L178 106ZM184 104H186V106L184 105ZM188 104V105H187ZM191 104V105H190ZM206 104V105H205ZM214 104V105H213ZM248 104H250V105H248ZM252 104V105H251ZM17 105V106H16ZM24 105V106H23ZM30 105V106H29ZM45 105V106H44ZM49 105H52V106H49ZM68 105H70V106H68ZM71 105H73L72 107H71ZM83 105V106H82ZM84 105H86V106H84ZM98 105V106H97ZM112 105V106H111ZM115 105V106H114ZM118 105V106H117ZM124 105V106H123ZM131 107H130V106ZM151 105V106H150ZM152 105L154 106V108H152ZM174 105V106H173ZM209 105V106H208ZM213 105V106H212ZM215 105H216V107H215ZM221 105H224L223 107L221 106ZM253 105H254V107H253ZM36 106H38V107H36ZM42 107V108H40V107ZM51 107V108H49V107ZM55 106V107H54ZM57 106V107H56ZM62 106H67V108L66 109H63V110H60V108H64V107H62ZM82 106V107H81ZM126 106V107H125ZM148 106V107H147ZM158 106L161 108V106H163L162 108H163V110L162 109H160V110H158V111H160L161 112V110H162V112H161V114H160V112H158V111H156L157 109H158ZM167 106V107H166ZM176 106V107H175ZM193 106V107H192ZM196 106V107H195ZM201 106H202V108L204 107L205 109H207L208 111H206V110H204V108L202 109L201 108ZM206 106V107H205ZM212 106V107H211ZM221 107L220 109L221 110H219V111H217V109H218V107ZM234 106V107H233ZM248 106V107H247ZM10 107V108H9ZM69 107V108H68ZM79 107H81V108H79ZM114 107V108H113ZM128 107H130L129 109H128ZM138 107V108H137ZM143 109H142V108ZM146 109H148V110H144L145 108ZM155 107L157 108V109H155ZM172 107V108H171ZM236 107V108H237ZM6 109V111L4 110V109ZM13 108V109H12ZM36 108V109H35ZM49 110H48V109ZM53 108V109H52ZM56 108V109H55ZM72 108V109H71ZM102 108V107H101ZM116 108H118V109H116ZM121 108V109H120ZM124 108V109H123ZM131 108H133V109H131ZM173 108L175 109L174 111L176 112V113H174V111H173ZM176 108H177V111H176ZM186 108H189L188 110L186 109ZM195 108V109H194ZM201 108V109H200ZM212 108H214L213 110H214V112L212 113ZM215 108H216V110H215ZM236 108H234V111H236L235 113H233V117H232V119L234 118V120H240V118H242V117H240L244 112H243V110H241L240 108H238V109H236ZM252 108V109H251ZM256 108H254V109H256ZM11 109L13 110V111H16V112H13V111H11ZM38 109H40V110H38ZM71 109V111H69ZM135 109V110H134ZM152 109V111H153V109H154V112H152V111H150ZM192 109H194L193 111L195 112V110L196 109H198L199 110V112L197 111V113H195L194 114V112L192 111ZM240 109V110H239ZM247 109V110H246ZM251 111H250V110ZM8 110V111H7ZM37 110H38V112H37ZM53 110V111H52ZM59 112H58V111ZM76 110V111H75ZM127 110H129V111H127ZM134 110V111H133ZM165 110V111H164ZM167 110V111H166ZM169 110H172L171 112L169 111ZM180 110H183L184 111V113H183V111H181L180 112ZM186 110V111H185ZM191 110V111H190ZM238 110V111H237ZM249 110V111H248ZM52 111V112H51ZM64 111H65V113H64ZM68 111V112H67ZM120 113H119V112ZM140 111V112H139ZM145 111V112H144ZM169 111V112H168ZM188 111L189 112H191L194 116L197 114V116H200L199 114H201V116L200 117H202V116H206L207 117V115H208V117L210 116L212 119L210 120V117L208 118L207 117V119H209L210 121L207 123V124H205L204 123V120H205V118H204V120L202 121V119L200 118V119H197V121L196 120H192V118L191 117H189V116H192V114L190 115V113L188 114ZM201 111V112H200ZM220 111H222V112H220ZM233 111V112H234ZM2 112V113H1ZM10 112V113H9ZM13 112V113H12ZM34 112H36V113H34ZM40 112H41V114H40ZM55 112V113H54ZM56 112H57V114H56ZM64 114V115H66V114H68L67 116H65L64 117V119H63V115L61 114ZM69 112H70V114H69ZM76 112L78 113V114H76ZM123 112V113H122ZM133 114H132V113ZM135 112V113H134ZM139 112V113H138ZM141 112H143V113H141ZM153 114H152V113ZM166 112V113H165ZM206 112H211L210 113V115H209V113H207L206 114ZM220 112V113H219ZM237 112H240V114L239 113H237ZM8 113L9 114H11V115H9V116H11V117H9V116H7L8 115ZM25 113V114H24ZM48 113V114H47ZM51 113V114H50ZM127 113H129V114H127ZM131 113V114H130ZM141 113V114H140ZM144 113H145V115H144ZM171 113V114H170ZM180 113H182V114H180ZM199 113V114H198ZM225 113V112H224ZM242 113V114H241ZM19 116H18V115ZM24 114V115H23ZM34 114V115H33ZM37 114V115H36ZM48 116H47V115ZM56 114V115H55ZM121 114H122V116H124V117H122L121 116ZM123 114H127V116H125V115H123ZM169 114H170V116H169ZM173 114V115H172ZM175 114V115H174ZM176 114H177V116H179V118L181 119V115H183L184 116V114L187 116V115H189V116H187L188 118H191V121L189 122L188 120H190V119H186L188 122H189V124H188V122H186V123H183L182 125L180 124V123H177V125H176V123H175V121L176 122H179V119H178V117L176 116ZM226 114H228L227 112L225 113V115ZM235 114V115H234ZM6 115V116H5ZM16 116V118L14 117V116ZM21 115V116H20ZM49 115L51 116L50 117V119H49ZM60 115V116H59ZM130 115V116H129ZM225 115H223V114H221V119H222V117L224 116L225 117ZM237 115V116H236ZM17 116H18V118H17ZM22 116H24V117H22ZM26 116V117H25ZM28 116V117H27ZM38 116H39V118H38ZM41 116V117H40ZM59 116V117H58ZM129 116V117H128ZM141 116V117H142ZM155 116V117H156ZM166 116V117H165ZM173 116V117H172ZM175 116H176V119H175ZM181 116V117H180ZM194 116H192V117H194ZM235 116L238 118V119H236L235 118ZM13 117V118H12ZM20 117H22V118H20ZM37 117V119L38 120H36L35 121V118ZM54 117V118H53ZM123 119H122V118ZM171 119H170V118ZM224 117H223V119H224ZM240 117V118H239ZM6 120H5V119ZM13 120H12V119ZM25 118V119H24ZM42 118V119H41ZM46 118H47V120H46ZM120 118V119H119ZM138 118H140V116L138 117ZM173 118V119H172ZM203 118V117H202ZM19 121H18V120ZM21 119V120H20ZM51 119V120H52ZM72 119V118H71ZM165 119H167V121L169 120V122L168 123H166L167 121L165 120ZM177 119H178V121H177ZM222 119V120H223ZM5 120V121H4ZM14 121V122H12V121ZM30 120V121H29ZM34 120V121H33ZM41 120H42V123L40 124V122H41ZM44 120H46V122L44 121ZM150 119H148V121H149ZM165 120V121H164ZM234 120H232V122L234 121ZM8 121V122H7ZM15 121L17 122V124L15 123ZM21 121V122H20ZM32 121V122H31ZM55 121L56 122H53V123H55L54 125L56 126V124H58L57 122L59 121V123H62V122H60V119L59 120H56L55 119ZM117 121V122H116ZM148 121L147 122H144V124H147L148 123ZM160 121H161V119H160ZM173 121H174V123L175 124H173ZM195 121H196V123H195ZM10 122H12L13 124H11ZM27 122V123H26ZM30 122V123H29ZM36 122V124H34V123ZM170 122H172V124L170 123ZM202 122H203V124H202ZM235 122V121H234ZM6 124V125H4V124ZM18 123H20V125L18 124ZM46 123V124H45ZM95 123V124H96ZM166 123V124H165ZM170 123V124H169ZM198 123V124H197ZM202 125H204V127H206V128H204L205 130H201V131H203L202 133L200 132V131H198V132H195V133H197V136L196 137H198V138H196L195 139V136H191L193 139H189V138H183L184 140H182V137H180V135L182 134V132H184L183 130H185V129H190L191 127H197V126H202ZM219 123V121L216 123H212L211 124V126H213L214 124L216 125L214 128L212 127V130L213 131H215V130H218V129H216V128H219V130H221L222 129V132H223V134H225V132H226V134H229L230 132H229V129L231 128H229V126H232V128H233V125L232 124H230V125H228V128L229 129H227V126H225V127H223V128H220L218 125ZM25 124V125H24ZM32 126H31V125ZM39 124H40V129L41 130H39ZM42 124H44V125H42ZM117 124V125H116ZM218 124V125H217ZM14 127L13 129L10 127ZM13 125V126H12ZM15 125H17L16 127H15ZM21 125H23L22 127H20ZM49 125V126H48ZM161 125L165 128V130L163 131L162 130V128L163 127H161ZM170 126V128L168 127V130H167V132H166V129H167V126ZM177 126V130H176V126ZM178 125H180V126H178ZM185 125V126H184ZM190 125V126H189ZM2 126V127H1ZM26 128H25V127ZM31 126V127H30ZM38 126V127H37ZM44 126H46V127H44ZM59 126V125H58ZM58 126H56V127H58ZM87 126H85V127H87ZM98 126H100V127H98ZM102 126V127H101ZM106 126H109L108 128L106 127ZM114 126H116V127H114ZM171 126H172V128H171ZM174 126H175V128H174ZM183 126V127H182ZM199 126V127H200ZM207 126H208V128H210V129H208L207 128ZM6 127V128H5ZM18 127V128H17ZM24 127V128H23ZM35 127H36V132L34 133L32 130L33 129H35ZM44 127V128H43ZM50 127V128H49ZM98 127V128H97ZM112 127H114V128H112ZM158 127H159V129H158ZM187 127V128H186ZM203 127V126H202ZM3 128V129H2ZM10 128V129H9ZM16 128V129H15ZM20 128V129H19ZM38 128V129H37ZM42 128H43V130H42ZM47 128V130H45ZM101 128H103V129H101ZM112 128V129H111ZM151 128H153V127H151ZM225 128V129H224ZM232 128L230 129V131L232 132L231 134H235V135H237V134H242V139H244L245 140V138L247 137H249L250 135H251V133H250V131H243V133H242V131H241V133L239 132H236L237 130H232ZM235 128V127H234ZM8 129V130H7ZM25 130V129H28V131L26 130V131H23V130ZM30 129V130H29ZM87 129V128H86ZM99 129V130H98ZM108 129H111V130H108ZM113 129H115V130H113ZM171 129V130H170ZM172 129H173V132H171L172 131ZM227 129V130H226ZM259 128H257L256 130H255V132H256V134H259V131L260 132H262L261 131V129L260 130H258ZM4 130H6V131H4ZM14 130V131H13ZM39 130V131H38ZM224 130V131H223ZM258 130V131H257ZM11 131H13V132H11ZM31 131L34 133H31ZM41 131H43V132H41ZM150 131V132H149ZM155 131V132H154ZM159 133H158V132ZM162 131V132H161ZM169 131V132H168ZM182 131V132H181ZM206 131V132H207ZM234 131H235V133H234ZM10 134L9 136H8V133ZM25 132V133H24ZM28 132V133H27ZM153 132V133H152ZM178 132V133H177ZM221 132V133H222ZM228 132V133H227ZM254 132V133H255ZM4 133H6V135L4 134ZM18 133V134H17ZM21 133V134H20ZM156 133V134H155ZM158 133V134H157ZM163 133H164V135L165 136H163ZM170 135H169V134ZM198 133H199V136H198ZM201 133V134H200ZM245 133V134H244ZM1 134H3V135H1ZM14 136H13V135ZM15 134H17V135H15ZM22 135V134H24L23 136H20V135ZM149 134V135H148ZM150 134H152V136H153V138H154V140H153V138H152V136L150 135ZM154 134V135H153ZM162 134V135H161ZM180 134V135H179ZM203 134V135H202ZM247 134V135H246ZM44 135H46V134H44ZM67 135V134H66ZM66 135H64L65 137H66ZM140 135H142V136H140ZM146 135V137H144ZM171 135H176V137L178 138V137H180L181 138V141H180V138L179 139H177V141H173V142H171L172 143V145H171V143L169 142V143H166V145L165 144H162L161 142L163 141V143L166 141V139L168 138V137H170ZM202 135V136H201ZM238 135V136H239ZM249 135V136H248ZM6 136H8V137H6ZM16 136H17V138H16ZM137 136V137H136ZM155 136V137H154ZM157 136V137H156ZM166 136H168V137H166ZM182 136V135H181ZM200 136H201V139H200ZM245 136V137H244ZM18 137H20V139H18ZM22 137V138H21ZM36 137V136H35ZM38 137H36V138H38ZM67 137H68V135H67ZM133 138V140H132V138ZM136 137V138H135ZM140 137V138H139ZM149 137H151V138H149ZM159 137H160V139H159ZM166 139H165V138ZM205 137H207V136H205ZM5 138H3V139H5ZM46 138V137H45ZM62 138H63V136L61 137V140H60V138L57 140V142H59L60 144H65L67 141H69V139H70V137H69V139H64V140H62ZM146 138H147V140H146ZM148 138L149 139H151V140H153L152 141V143L154 144H156L157 145V147H156V151H155V149L152 147V145H149V144H146V143H148L147 141H148ZM162 138V139H161ZM0 139H2V138H0ZM127 139H128V141H130V142H128L127 141ZM134 139H136V140H134ZM139 139V140H138ZM186 139H187V141H186ZM241 139V138H240ZM65 141V140H67V141H65V143L64 142H60V141ZM98 140V141H97ZM144 140L146 141V143L144 142ZM155 140H157V141H155ZM165 140V141H164ZM134 141V142H133ZM161 141V142H160ZM179 141V142H178ZM190 141V142H189ZM70 143H71V140L69 141ZM69 142H67L68 144H69ZM108 142V143H107ZM112 144H111V143ZM119 142V143H118ZM136 142H138V143H136ZM141 142V143H140ZM142 142H144L143 144L144 145H142L143 146V148H145V146H146V149H143V152H142V146H138L139 144L141 145L142 144ZM187 142V144H185ZM66 143V144H67ZM98 143H100L99 145H98ZM103 143V144H102ZM110 143V144H109ZM115 143L117 144V146H115ZM128 143H130V144H128ZM138 144V145H136V144ZM179 143V144H178ZM67 144V145H68ZM114 144V145H113ZM119 144H121V145H119ZM126 144V145H125ZM181 144H182V147H181ZM192 144V145H191ZM97 145V146H96ZM101 145V146H100ZM109 145V146H108ZM122 145H123V147H122ZM129 147H128V146ZM133 145V146H132ZM134 145H135V147H134ZM162 147H161V146ZM163 145H165V146H163ZM169 145H170V147H169ZM177 145H180V146H177ZM90 146V147H89ZM98 146H100V149H98ZM104 146H105V148H104ZM108 148H107V147ZM113 146H114V148H113ZM130 146H132V147H130ZM148 146V147H147ZM159 146L161 147V148H165L166 146V148L165 149H161V151H160V148H159ZM184 146V147H183ZM23 147H25V145L23 146ZM22 147V148H23ZM27 147L28 146H26L25 147V149L27 150ZM80 149H79V148ZM101 147H103V148H101ZM110 147V148H109ZM121 147V148H120ZM136 147H139L138 148V151H140L139 153H138V151L136 150ZM152 147V148H151ZM189 147V146H188ZM89 148H90V150L93 148H95L94 150H95V153L93 152H91L90 153V155H89ZM107 148V149H106ZM124 148V149H123ZM126 148V149H125ZM127 148H129V150H133V152L135 151V153H134V155H133V153H131L132 152V150L130 151V152H128L129 150H127ZM141 148V149H140ZM147 148H149V149H147ZM171 148V149H170ZM24 149V148H23ZM24 149V150H25ZM78 149L80 150V151H78ZM81 149H83L82 150V152L84 153V152H86V154H88L87 156H85V153L83 154V156H81L82 155V152H81ZM92 149V150H93ZM101 149H102V151H101ZM104 149V150H103ZM105 149H106V151L107 150H111V149H113V151H114V153H113V157H112V152H110V150H109V152L110 153H108V151L107 152H105ZM121 149V150H120ZM135 149V150H134ZM140 149V150H139ZM91 150V151H92ZM93 150V151H94ZM123 150H126L127 152H128V154H129V156H128V154H127V152L126 151H124L123 152ZM145 150V151H144ZM174 150V149H173ZM97 151H98V153H97ZM99 151H101V154L99 153ZM104 151V152H103ZM119 152V154L118 153H116L117 155H115V152ZM121 151V152H120ZM153 151V152H152ZM160 151V152H159ZM70 152H72V150H70L69 151V153ZM125 152H126V154H125ZM146 152L148 153V154H146ZM151 152V153H150ZM156 152H159L158 154L156 153ZM108 153V154H107ZM120 153H123V154H120ZM150 153V154H149ZM155 153V154H154ZM93 154V155H92ZM136 154V155H135ZM141 154V156L139 157V155ZM143 154V155H142ZM15 155H16V153H15ZM19 154L17 153V156H18ZM101 155V156H100ZM107 155H109V156H107ZM120 155V156H119ZM125 156V158H126V156H127V160H125V158H124V156ZM131 155H132V157H131ZM138 155V156H137ZM146 155V156H145ZM17 156H15V157H17ZM84 156H85V158H84ZM99 156V157H98ZM122 156V157H121ZM2 157V159H4V158H6V157H4L3 158V156H1ZM1 157H0V160H1ZM83 157V158H82ZM90 157V158H89ZM96 157H98V159L96 158ZM103 157V158H102ZM106 157V158H105ZM116 157V158H115ZM120 157V158H119ZM131 157V158H130ZM136 157V158H135ZM78 158V159H77ZM94 158H95V164H94V162L92 161L91 162V160H94ZM100 158V159H99ZM102 158V159H101ZM112 158V159H111ZM118 158V159H117ZM85 159V160H84ZM88 159H91V160H89L92 164H94L95 166L96 165H99L100 166V169L99 168H97V167H99V166H92L90 163H89V161H88ZM97 159V160H96ZM108 159V160H107ZM109 159H111V160H109ZM115 159V160H114ZM134 159V160H133ZM136 159V160H135ZM6 160V159H5ZM67 160H65V161H67ZM82 160V161H81ZM99 160V161H98ZM101 160V161H100ZM106 160V161H105ZM122 160H123V162H122ZM125 160V161H124ZM7 161H8V158H7ZM5 161L6 162V164L3 162V163H1L2 162V160H1V162H0V172L2 171V169L4 168V167H6L7 165H9L11 162L10 161ZM62 161V162H61ZM98 161V162H97ZM110 161H115V163L113 162H110ZM119 161V162H118ZM127 161V162H126ZM129 161H130V163L133 165V166H131V165H129L130 163H129ZM131 161H133V162H131ZM84 164H83V163ZM85 162H86V165H85ZM100 162V163H99ZM104 162V163H103ZM106 162H107V165L106 166H108V164L109 165H111L109 168L108 167H105V164H106ZM136 164H135V163ZM60 163V164H59ZM80 163L82 164L81 166H78L77 167V165H80ZM90 165H89V164ZM101 163H103L104 164V166H102L101 167ZM116 163H120V164H117V167H116ZM121 163H125V164H121ZM3 164V165H2ZM51 165L52 167H46V165ZM54 164V163H53ZM53 164H52V162H51V164L50 163H47L46 164V162H45V164H42L43 165V167H46V168H51L50 170H52V168L55 166V164H54V166H53ZM77 164V165H76ZM102 164V165H103ZM135 164V165H134ZM152 164V165H151ZM41 165V164H40ZM41 165V166H42ZM70 165V166H69ZM72 165V166H71ZM76 165V166H75ZM123 165V166H122ZM126 165V166H125ZM131 166V167H129V166ZM145 165H147V167L145 166ZM37 167L38 168V170H40V171H38L39 173V175H41V176H45V175H49L50 173H51V171L49 170V172L47 171V169L46 168H44V169H46L45 171L43 170V167ZM86 166H88V167H85ZM91 166V167H90ZM153 166V167H152ZM164 167V165L163 164H161L160 165V167ZM56 167V166H55ZM70 167V168H69ZM81 167V169L79 170V168ZM93 167V168H92ZM106 169V171L105 170H103L104 168ZM115 167V168H114ZM127 168V170H124V168ZM133 167V168H132ZM57 168V167H56ZM76 168H78V170L76 169ZM85 168V169H84ZM90 168H91V172H90ZM108 168V169H107ZM112 168H114V169H112ZM121 168H123V170L121 169ZM130 168H132V169H130ZM82 169H84V171L82 170ZM96 169V170H95ZM112 169V170H111ZM128 169H130L129 171H128ZM153 169V170H152ZM86 170H87V172H86ZM89 170V171H88ZM93 170H95V172L93 171ZM99 171V173H98V171ZM101 170H103V173H102V171ZM109 170V171H108ZM132 170V171H131ZM149 170V171H148ZM82 171L84 172V174L82 173ZM93 171V172H92ZM81 172V173H80ZM86 172V173H85ZM101 172V173H100ZM105 172V173H104ZM45 173V174H44ZM95 175H94V174ZM96 173H97V175H96ZM120 173V174H119ZM88 174V175H87ZM92 174V176H94V177H92L91 176V178H87L86 180H85V178H86V176H89V175H91ZM122 174V175H121ZM85 175V176H84ZM121 177H120V176ZM82 176V177H81ZM100 176V177H99ZM103 176V177H102ZM105 176H106V174H105ZM0 177H2V176H0ZM82 178H84L83 180H82ZM99 178H100V180H99ZM120 178V179H119ZM77 179V180H76ZM78 179H80V180H78ZM97 179V180H96ZM104 179V178H103ZM83 182H82V181ZM90 181V183H89V181ZM91 180L93 181H95V185H94V182H91ZM87 181V182H86ZM102 182H100L101 184H103ZM81 183V184H80ZM88 183V184H87ZM112 183V184H111ZM101 184H98V185H96V186H98V187H96V188H98L99 189V186L101 185ZM115 184V185H116ZM83 185V186H82ZM92 185V186H91ZM118 185V184H117ZM182 185V186H181ZM181 185H177L176 187L175 186H173L172 187V191L174 192V189H177V190H180L182 187H183V185H184V183H182ZM238 185V186H237ZM246 185V186H245ZM88 186V188H87V190L85 191L84 189H86V187ZM89 186H91V187H93V188H91V187H89ZM102 186V185H101ZM100 186V187H101ZM103 186H104V184H103ZM102 186V187H103ZM179 186H181V188L179 187ZM234 186V187H233ZM247 186H249V187H247ZM78 187V186H77ZM178 187V188H177ZM229 188V189H228ZM230 188H232V189H230ZM239 190H238V189ZM241 188V189H240ZM256 188V189H255ZM236 189V190H235ZM245 189V190H244ZM76 190H77V192H76ZM82 190H83V192H82ZM127 190V189H126ZM126 190H124V191H126ZM170 190V191H171ZM241 190V191H240ZM244 190V191H243ZM257 192H256V191ZM259 190V191H258ZM262 190H263V192H262ZM81 194H83L82 196L80 195V193ZM171 191V192H172ZM254 191V192H253ZM4 192V193H3ZM14 192V191H13ZM13 192H12V194H13ZM86 192H87V194H86ZM89 192V193H88ZM161 192V193H162ZM214 192V193H213ZM228 192V193H227ZM230 192V193H229ZM232 192V193H231ZM234 192V193H233ZM238 192H239V194H238ZM250 193V195H249V193ZM8 193H10V191L9 192H7V194ZM79 193V194H78ZM128 193L130 194V192L128 191ZM219 193V194H218ZM221 193V194H220ZM227 193V194H226ZM11 194V193H10ZM80 196H78V195ZM92 194V195H91ZM162 194H164V193H162ZM161 194V195H162ZM84 195H86V196H84ZM88 195H89V198H88ZM136 195V196H135ZM234 195V196H233ZM235 195L237 196V197H235ZM2 196V197H1ZM79 197V199L77 198V197ZM83 196L85 197V198H83ZM92 196V197H91ZM130 196V195H129ZM139 196V195H138ZM223 196V197H222ZM227 196V197H226ZM3 197H5L4 199H3ZM132 197V198H133ZM182 197V198H181ZM223 199H222V198ZM241 197V198H240ZM7 198V199H6ZM91 198H93V200H91ZM118 198L120 199V200H118ZM170 198V199H169ZM174 198V199H173ZM178 198V199H177ZM220 199V200H218V199ZM246 198V199H245ZM257 200H256V199ZM260 198V199H259ZM115 199V200H114ZM166 199V200H165ZM182 199V200H181ZM215 199L216 200H218V202L217 201H215ZM239 199V200H238ZM243 199V200H242ZM264 199V198H263ZM4 200V201H3ZM8 200V203L6 202ZM16 200V201H17ZM161 200V201H160ZM193 200V201H192ZM206 200V201H205ZM227 200V202H225ZM248 200H250V201H248ZM253 200V201H252ZM255 200V201H254ZM2 201V202H1ZM13 201V202H12ZM94 201V202H93ZM102 201V200H101ZM107 203H106V202ZM111 201V202H110ZM118 201V203L117 204H115L116 202ZM133 201V203H134V201H135V203L136 204H139V205H136L135 203L133 204V203H131ZM174 203H176V205H178L179 204V206H176L175 204H173V202ZM189 201V202H188ZM228 201L229 202H231V204L233 205H231L230 203L228 204ZM245 201L247 202V203H245ZM260 202V204H259V202ZM4 202V203H3ZM11 202V203H10ZM163 202V204H161ZM168 204H167V203ZM172 202V203H171ZM179 202H181V203H179ZM197 202V203H196ZM221 202H224V205H223V203L220 205V206H222V207H224V208H222L223 210H221V207H219L220 208V210L219 209H217L218 208V206H219V204L221 203ZM263 202V203H262ZM10 203V204H9ZM86 203V204H85ZM160 203V204H159ZM170 203H171V205H173L172 207H174L175 208V212H174V209H172L171 208V205H170ZM199 203H200V205H199ZM210 203V204H209ZM236 203V204H237ZM8 204V205H7ZM60 206H59V205ZM104 204H106V205H104ZM109 204V205H108ZM112 204V205H111ZM115 204V205H114ZM126 204V205H125ZM167 204V205H166ZM192 204V205H191ZM204 204V205H203ZM211 205V206H206L205 207V205ZM226 204V205H225ZM241 204V203H240ZM17 205V206H16ZM32 205V206H31ZM37 205V206H36ZM91 205H94V206H91ZM119 205V206H118ZM123 205V206H122ZM125 205V206H124ZM129 205V206H128ZM155 205V206H154ZM162 205V206H161ZM170 206V209H172V210H170L169 209V206ZM184 205V206H183ZM190 205V206H189ZM203 205V206H202ZM216 205H218L217 206V208H216ZM260 205V206H259ZM6 206V208H3V207H5ZM14 206H16L17 208H14ZM23 206V207H22ZM40 206V207H39ZM57 208H56V207ZM102 206V207H101ZM108 206V207H107ZM127 206V207H126ZM132 206V207H131ZM141 208H140V207ZM162 208H161V207ZM215 206V207H214ZM262 206V207H261ZM13 209H12V208ZM21 209H20V208ZM30 207V208H29ZM46 207V208H45ZM62 207V208H61ZM94 207V208H93ZM97 209H96V208ZM113 207V208H112ZM121 207V208H120ZM129 207H130V209H129ZM134 207V208H133ZM138 207V208H137ZM164 207V208H163ZM183 207V208H182ZM3 208V209H2ZM35 208V209H34ZM48 208V209H47ZM85 208V209H84ZM101 208V209H100ZM108 208V209H107ZM109 208H111V209H109ZM144 208V209H143ZM156 208H157V210H156ZM168 208V209H167ZM205 208H207V210L205 209ZM212 208V209H211ZM218 210H216V209ZM226 208V209H225ZM12 209V210H11ZM20 209V210H19ZM32 209V210H31ZM64 209H66V210H64ZM90 209V210H89ZM92 209V210H91ZM94 209V210H93ZM104 209V210H103ZM116 211H115V210ZM120 209V210H119ZM167 209V210H166ZM187 209V210H186ZM192 209V210H191ZM199 209H201V211L199 210ZM209 209H210V211H209ZM214 209L216 210V211H214ZM24 210V211H23ZM29 210V211H28ZM39 210V211H38ZM49 210V211H48ZM51 210V211H50ZM59 210V211H58ZM77 210V211H76ZM109 210V211H108ZM112 210V211H111ZM128 210V211H127ZM138 210V211H137ZM156 210V211H155ZM168 210H170V212L168 211ZM178 210V211H177ZM180 210H181V213H180ZM189 210V211H188ZM205 210V211H204ZM233 208L230 210V212L231 213H233ZM13 211V212H12ZM17 212V214H16V212ZM19 211V212H18ZM26 211V212H25ZM45 211V212H44ZM61 211V212H60ZM83 211V212H82ZM104 211V212H103ZM111 211V212H110ZM118 211H119V213L120 214H118ZM124 211V212H123ZM126 211V212H125ZM158 211V212H157ZM168 212V213H164V212ZM173 211V212H172ZM188 213H187V212ZM194 211H196L195 213H194ZM214 213H213V212ZM261 211H263V210H261ZM15 212V213H14ZM30 212H32L31 214H30ZM62 212H63V214H62ZM65 212V213H64ZM74 212H76V213H74ZM80 212V213H79ZM82 212V213H81ZM103 212V213H102ZM132 214H131V213ZM136 212V213H135ZM144 212H145V214H144ZM155 212H157V213H155ZM172 212V213H171ZM177 212V213H176ZM198 212V213H197ZM205 212H206V215H205ZM26 213V214H25ZM28 213V214H27ZM39 213V214H38ZM46 213V214H45ZM48 213H50V214H53V215H50L49 216V214ZM60 213V214H59ZM67 213H68V218L67 217H65V215H67ZM89 213V215H86V214H88ZM114 213V214H113ZM123 213V214H122ZM127 213H128V215H127ZM134 213H135V215H134ZM137 213L139 214V215H137ZM161 213V214H160ZM163 213V214H162ZM169 213H171V215L169 214ZM192 213H194V214H192ZM204 213V214H203ZM212 213V214H211ZM4 214H6V215H4ZM8 214V215H7ZM19 214H21V215H19ZM24 216H23V215ZM36 216H35V215ZM38 214V215H37ZM57 214V215H56ZM97 214V215H96ZM103 214V215H102ZM126 214V215H125ZM159 214H160V217H159ZM170 215V217H168L167 215ZM178 214V215H177ZM193 216H192V215ZM2 215H4V216H2ZM15 215H16V217H15ZM27 215V216H26ZM46 215V216H45ZM73 215V216H72ZM75 215V216H74ZM83 215V216H82ZM99 218H97L96 216ZM106 215H108V216H106ZM111 215V216H110ZM113 215V216H112ZM115 215V216H114ZM188 215V216H187ZM199 215H200V217L202 218V220H203V222L202 221H200L201 220V218H199ZM207 215H208V217H207ZM225 215V214H224ZM9 216H10V218H9ZM20 218H19V217ZM32 216V217H31ZM44 218H43V217ZM59 216V217H58ZM63 216V217H62ZM77 216H79V217H77ZM131 216V217H130ZM133 216H135L134 218H133ZM139 218H138V217ZM161 216H163L164 218H166V216H167V222L169 221V223H167L166 222V219L164 220ZM173 216V217H172ZM174 216H176V217H174ZM206 218H209V216H210V218L209 219H206ZM212 216V217H211ZM214 216V219L216 218ZM218 216H220V214H218ZM217 216V217H218ZM14 217V218H13ZM27 217H29V218H27ZM85 217V218H84ZM101 217V218H100ZM104 217V218H103ZM110 217V218H109ZM157 217H159V219L157 218ZM178 217V218H177ZM199 218V219H196V218ZM7 218V219H6ZM16 218V219H15ZM18 218V219H17ZM24 218H26V220H24ZM32 218V219H31ZM34 218V219H33ZM49 218V219H48ZM52 218V219H51ZM55 218V219H54ZM57 218V219H56ZM65 218V219H64ZM117 218V219H116ZM133 218V219H132ZM136 218H138V219H136ZM163 219V221L166 223V225L165 224H161V223H164L163 221H162V219ZM189 220H188V219ZM204 218L206 219V220H204ZM5 219V220H4ZM12 219V220H11ZM21 219V220H20ZM31 219V220H30ZM77 219V220H76ZM93 219V220H92ZM96 219V220H95ZM110 219V220H109ZM122 219V220H121ZM129 219V220H128ZM170 219V220H169ZM172 219V220H171ZM184 219V220H183ZM192 219V220H191ZM7 220V221H6ZM30 220V221H29ZM33 220V221H32ZM36 222H35V221ZM45 220V221H44ZM56 220V221H55ZM133 220H135V221H133ZM157 220H159V221H161V222H159V221H157ZM197 220V221H196ZM208 220V221H207ZM13 221V222H12ZM39 221V222H38ZM47 221V222H46ZM121 221L123 222V223H121ZM128 221V222H127ZM133 221V222H132ZM153 221H154V223H153ZM158 222V223H156V222ZM188 221V222H187ZM190 221V222H189ZM212 221H213V219H212ZM211 221V222H212ZM4 222V223H3ZM17 224H16V223ZM18 222H20V223H18ZM25 222V223H24ZM49 222V223H48ZM54 222V223H53ZM130 222H132V223H130ZM148 222V223H147ZM202 222V224H201V226H200V223ZM23 223V224H22ZM125 223V224H124ZM151 223V224H150ZM152 223H153V226H151L152 225ZM178 223V224H177ZM183 223V224H182ZM199 223V224H198ZM203 223H205V224H207L206 226H205V224H203ZM4 224V225H3ZM6 224H8V225H6ZM10 224V225H9ZM41 224V225H40ZM45 224V225H44ZM49 224V225H48ZM58 224V225H57ZM123 224V225H122ZM128 224H129V226H128ZM149 226H148V225ZM159 226L158 228H156L157 226ZM159 224V225H158ZM171 224H172V226H171ZM188 224V225H187ZM196 224V225H195ZM15 225H17L18 226V228H19V230H17L18 228H17V226L15 227ZM21 225V226H20ZM51 225H53V226H51ZM135 225V226H134ZM163 225V226H162ZM198 225V226H197ZM25 226V227H24ZM30 228H29V227ZM35 226V227H34ZM113 226H116V227H113ZM122 226V227H121ZM125 226V227H124ZM127 226V227H126ZM156 226V227H155ZM161 226V227H160ZM176 228H175V227ZM189 226V227H188ZM204 226V227H203ZM9 227V228H8ZM46 227V228H45ZM48 227V228H47ZM111 227V228H110ZM137 227V228H136ZM153 228L152 229V231H150V229L149 228ZM170 227V228H169ZM172 227V228H171ZM183 227V228H182ZM192 227H194V228H192ZM5 228V229H4ZM9 230H8V229ZM24 228H25V230H24ZM39 229V230H37V229ZM53 228H55V229H53ZM132 228H134V229H132ZM146 228H148L149 229V233H148V230L146 229ZM164 230H163V229ZM191 228V229H190ZM201 228V229H200ZM7 229V230H6ZM14 230V232L12 231V230ZM15 229H16V231H15ZM52 229V230H51ZM137 229H140V231L138 230L137 231ZM173 229V230H172ZM181 229V230H180ZM263 229V231L262 230H260L259 231V234H263L262 236H264V228H262ZM4 230V231H3ZM21 230H24V231H21ZM45 231V232H43V233H41L42 231ZM115 230V231H114ZM132 232H131V231ZM134 230V231H133ZM144 230V231H143ZM145 230H146V233H145ZM159 230V231H158ZM164 231V233H163V231ZM171 232H170V231ZM177 232H176V231ZM199 230H201V231H199ZM2 231V232H1ZM9 231H12V233L11 232H9ZM21 233H20V232ZM26 231H29V232H26ZM35 231V232H34ZM38 231V232H37ZM82 231V232H81ZM120 231V232H119ZM122 231H124L123 233H122ZM126 231H127V233H126ZM158 231V232H157ZM160 231H162V232H160ZM169 231V232H168ZM16 232V233H15ZM25 232V233H24ZM40 232V233H39ZM56 232V233H55ZM116 232H119V234L118 233H116ZM159 232H160V234H159ZM172 232H174V233H172ZM178 232H180V233H178ZM184 232V233H183ZM187 232V233H186ZM190 232V233H189ZM192 232V233H191ZM194 232H196V233H194ZM7 233V234H6ZM28 233V234H27ZM34 233V234H33ZM36 233V234H35ZM52 233V234H51ZM84 233V234H83ZM114 233H116V234H114ZM154 233V234H153ZM5 234V235H4ZM15 234V235H14ZM22 234V235H21ZM31 234H32V238H34L33 240H32V238H31ZM40 235V237H39V235ZM118 234V235H117ZM125 234V235H124ZM7 235V236H6ZM20 235V236H19ZM26 235V236H25ZM35 235V236H34ZM48 235V236H47ZM56 237H55V236ZM121 235V236H120ZM124 235V236H123ZM145 235H148V236H145ZM151 235V236H150ZM181 235V236H180ZM188 235V236H187ZM15 236H16V238H15ZM24 236V237H23ZM45 236H46V238H45ZM117 236H119V237H117ZM128 236V237H127ZM130 236V237H129ZM144 236V237H143ZM155 236V237H154ZM158 236V237H157ZM161 236V237H160ZM169 236V237H168ZM172 236V237H171ZM173 236H175V237H173ZM178 236V238H176ZM23 237V238H22ZM28 237H30L29 238V240H28V238L26 239V238ZM43 237V238H42ZM56 238L55 240H54V238ZM114 237V238H113ZM121 237V238H120ZM123 237V238H122ZM152 237V238H151ZM183 237V238H182ZM187 237V238H186ZM36 238V239H35ZM38 238H40V239H38ZM96 238V239H95ZM116 238V239H115ZM141 238V240L143 239V241H139V239ZM147 240H146V239ZM164 238H166V239H164ZM167 238H169V239H167ZM180 238V239H179ZM91 239V240H90ZM101 239V240H100ZM103 239V240H102ZM125 239V240H124ZM172 239H174L173 241H172ZM25 240H27V241H25ZM45 242H44V241ZM48 240V241H47ZM54 240V241H53ZM121 242H120V241ZM128 240V241H127ZM165 240V241H164ZM167 240L169 241V243L167 242ZM172 242H171V241ZM183 240V241H182ZM29 241V242H28ZM43 241V242H42ZM82 241V242H81ZM84 241V242H83ZM94 241V242H93ZM104 241V242H103ZM119 241V242H118ZM176 241V242H175ZM186 241V242H187ZM11 242V241H10ZM42 242V243H41ZM87 242V243H86ZM89 242V243H88ZM92 242V243H91ZM98 242V243H97ZM117 242V243H116ZM174 242V243H173ZM45 243V244H44ZM47 243H48V245H47ZM54 245H53V244ZM57 243V244H56ZM65 243V244H64ZM86 243V244H85ZM91 243V244H90ZM102 243V244H101ZM142 243V244H141ZM155 243V244H154ZM158 243V244H157ZM165 243H167V246H166V244ZM177 243V244H176ZM179 243V244H178ZM39 246H38V245ZM44 246H43V245ZM52 244V245H51ZM55 244H56V246L57 247H55ZM64 244V245H63ZM78 244V245H77ZM90 244V245H89ZM98 244V245H97ZM146 244V245H145ZM149 244H150V246L152 247H148L149 246ZM161 244H163V245H161ZM173 244V245H172ZM35 245H36V247H35ZM51 245V246H50ZM62 245V246H61ZM78 247H77V246ZM86 245V246H85ZM94 245V246H93ZM139 245V246H138ZM53 246V247H52ZM59 246V247H58ZM63 246L65 247V248H63ZM76 246V247H75ZM83 246V247H82ZM141 246V247H140ZM158 246V247H157ZM45 247V248H44ZM48 247V248H47ZM69 247V248H68ZM81 247V248H80ZM93 249H92V248ZM144 247V248H143ZM155 249H154V248ZM35 248H37V249H35ZM44 250H43V249ZM54 248H56L58 251H56L55 252V249ZM60 248H62V249H59ZM86 248V249H85ZM91 248V249H90ZM98 248V249H97ZM138 248V249H137ZM139 248H140V250H139ZM142 248V249H141ZM167 248H165V249H161V250H166ZM47 249V250H46ZM78 249V250H77ZM83 249V250H82ZM135 249V250H134ZM152 249V250H151ZM69 250V251H68ZM95 250V251H94ZM104 250V251H103ZM108 250V251H107ZM122 250V251H121ZM125 250V252L126 253H124L123 251ZM133 251V253H131L132 251ZM45 251H50L49 253H47V252H45ZM53 251V252H52ZM111 251V252H110ZM114 251V252H113ZM135 251V252H134ZM148 251V253H151V252H149ZM45 252V253H44ZM51 252H52V254H53V256H52V254H51ZM82 254H81V253ZM96 252V253H95ZM99 252H100V254H99ZM65 253V254H64ZM98 253V254H97ZM104 254V256H103V254ZM118 253V254H117ZM120 253V254H119ZM123 253V254H122ZM51 254V255H50ZM55 254V255H54ZM60 254V255H59ZM71 254L72 255H74V256H71ZM88 254V255H87ZM94 254V255H93ZM111 254H112V256H111ZM115 254H117V255H115ZM122 254V255H121ZM128 254V255H127ZM27 255H25V256H27ZM33 255V254H32ZM45 255V256H44ZM46 255H48V256H46ZM50 255V256H49ZM64 255V256H63ZM65 255H68V257H70V259L69 258H66L67 256H65ZM70 255V256H69ZM84 255V256H83ZM109 255H110V257H109ZM121 255V256H120ZM125 255V256H124ZM126 255H127V257H126ZM80 256V257H79ZM82 256V257H81ZM85 256H87V257H85ZM95 258H94V257ZM101 256V257H100ZM107 256V257H106ZM117 256V258H115ZM29 257H31V255L29 256ZM41 257V258H40ZM45 257H47V258H45ZM57 257H58V259H57ZM62 257V258H61ZM63 257H65L64 259H63ZM73 257V258H72ZM109 257V258H108ZM123 257V258H122ZM41 259L42 261H38L37 259ZM51 258H52V260H51ZM62 260H60V259ZM72 258V259H71ZM77 258H78V260H77ZM81 258H83V259H81ZM91 258V259H90ZM99 258V259H98ZM111 258V259H110ZM25 259V258H24ZM54 259V260H53ZM74 259H75V261H74ZM81 259V260H80ZM86 259V260H85ZM89 259V260H88ZM97 261H96V260ZM104 259V260H103ZM115 259H118V260H115ZM47 260V261H46ZM68 260V261H67ZM105 260H106V262H105ZM107 260H109V261H111V262H108ZM115 260V261H114ZM123 260V261H122ZM15 261V262H14ZM37 261V262H36ZM44 261V262H43ZM51 261V262H50ZM56 261V262H55ZM67 263H66V262ZM71 261H73L72 263H71ZM78 261V262H77ZM96 261V262H95ZM113 261V262H112ZM121 263H120V262ZM12 262V263H11ZM14 262V263H13ZM54 262V263H53ZM63 262V263H62ZM75 262V263H74ZM89 262V263H88ZM102 262H105V263H102Z\"/></svg>",
  "mask_w": 264,
  "mask_h": 264
},
{
  "label": "bare ground",
  "instance_id": "bare-ground-1",
  "mask_svg": "<svg viewBox=\"0 0 264 264\" xmlns=\"http://www.w3.org/2000/svg\"><path fill=\"white\" fill-rule=\"evenodd\" d=\"M54 1L56 2V0H0V37L2 36V35H4V37L6 36V37H8L7 35H8V31L10 32L11 30H13L12 28H14L15 29V27H16V31H17V28H20L21 26H22V22H24V24L26 23V21H27V23H28V21L30 20H32V18L33 17H37L39 14L42 16L39 20H35V21H37V22H35V21H33V22H35V23H33L32 21H31V23H33L32 25L29 23V25H31L32 26V30H31V32H30V34H28L27 32L26 33H24V35H25V39H24V36H23V38H21V34L19 33V32H23V31H17L18 33H16V34H14L15 36L14 37H10V35H9V39H7V40H3V42H1V44H0V50H4L3 52H5L7 55L9 54H11L13 51H18L19 52V50L20 49H25L26 47H28V46H26L30 41H32V40H40L42 37H45V36H50L49 34H51V33H53V32H55L56 33V31L58 32V31H61V29H64L63 27H66V29H70L69 27H71V26H73L74 24H75V22H78L79 20H80V18L78 19V20H76L77 18H78V16L79 15H77V17L75 18L74 16H67V15H64V16H62V15H60L59 13V17H57V19H56V10H53L54 8H52L51 9V7H52V5H54L55 3H54ZM62 1V0H61ZM60 0L58 1L57 0V3L59 2H61ZM65 0H63L62 2H64ZM68 2H69V0H67ZM66 1V2H67ZM73 1V0H72ZM71 1V2H72ZM86 1V0H85ZM85 1H84V4H85ZM89 1V0H88ZM94 2L95 1H97V0H93ZM92 1V2H93ZM103 1V0H102ZM114 1V0H113ZM126 1V0H125ZM136 1V0H135ZM159 1H161V0H159ZM158 1V2H159ZM172 1V0H171ZM212 1V0H211ZM237 1V0H236ZM240 1V0H239ZM244 1V0H243ZM247 1V0H246ZM254 1V0H253ZM252 1V2H253ZM262 1V0H261ZM61 2V3H62ZM74 2V1H73ZM80 3H82L81 1H79ZM90 2H91V0H90ZM97 2H99V1H97ZM96 2V4H99V3H97ZM110 2V1H109ZM108 2V3H109ZM122 2H124V0L122 1ZM131 2H132V0H131ZM137 2V1H136ZM144 2V1H143ZM183 2V1H182ZM181 2V3H182ZM187 2V1H186ZM191 2H192V0H191ZM204 2V1H203ZM205 2H206V0H205ZM213 2V1H212ZM234 2V1H233ZM257 2V1H256ZM52 3H54V4H52ZM56 3V4H57ZM58 3V4H59ZM70 3V2H69ZM75 3V2H74ZM78 3V2H77ZM120 3H121V1H120ZM139 3V2H138ZM141 3V2H140ZM150 3H151V1H150ZM149 3V4H150ZM156 3H157V1H156ZM174 3H176L175 1H174ZM173 3V4H174ZM193 3V2H192ZM196 3V2H195ZM240 3V2H239ZM242 3V2H241ZM247 3V2H246ZM254 3V2H253ZM72 4V3H71ZM115 4V3H114ZM123 4V3H122ZM126 4V3H125ZM130 4V3H129ZM137 4V3H136ZM144 4V3H143ZM158 4V3H157ZM156 4V5H157ZM171 4V3H170ZM187 4V3H186ZM222 4V3H221ZM234 4V3H233ZM244 4H245V1H244ZM257 4V3H256ZM259 4H261V3H259ZM63 5H65V4H63ZM67 5V4H66ZM69 5V4H68ZM68 5H67V7H68ZM76 5V4H75ZM81 5V4H80ZM87 5V4H86ZM92 4H90L89 6H91ZM145 5V4H144ZM161 4L159 3V6H160ZM165 5H168L167 3H164V7H165ZM182 5V4H181ZM180 5V6H181ZM190 5V4H189ZM194 5V4H193ZM203 5V4H202ZM248 5V4H247ZM255 5V4H254ZM51 6V7H50ZM85 6V5H84ZM93 6H94V4H93ZM117 6V5H116ZM125 7H126V5H124ZM133 6V5H132ZM137 6V5H136ZM141 6H142V4H141ZM177 6H178V4H177ZM188 6V5H187ZM192 6V5H191ZM191 6H190V8H191ZM210 6V5H209ZM212 6H213V4H212ZM219 6V5H218ZM244 6V5H243ZM242 5H241V7H243ZM250 6V5H249ZM258 6V5H257ZM260 6V5H259ZM258 6V7H259ZM264 6V5H263ZM262 6V7H263ZM55 7V6H54ZM61 7V6H60ZM60 7H57L56 6V8H60ZM65 7V6H64ZM63 7V8H64ZM72 7H74V6H72ZM76 7V6H75ZM88 7V5L86 6V8ZM98 7V6H97ZM128 7H129V5H128ZM138 7V6H137ZM148 7V6H147ZM146 7V8H147ZM176 7V6H175ZM179 7V6H178ZM195 7V6H194ZM206 7V6H205ZM215 7V6H214ZM228 7H229V5H228ZM237 7H239V6H237ZM236 7V8H237ZM253 8H254V6H252ZM257 7V8H258ZM78 8H79V6H78ZM82 8H83V6H82ZM85 8V9H86ZM95 8V7H94ZM130 8V7H129ZM133 8H135V6L133 7ZM152 8V7H151ZM163 8V7H162ZM203 8V7H202ZM232 8V7H231ZM251 8V7H250ZM257 8H255L256 10H257ZM84 9V10H85ZM90 9V8H89ZM92 9L93 8H91V12L90 13H92ZM101 9V8H100ZM100 9H98V10H100ZM110 9H111V7H110ZM119 9V8H118ZM140 9V8H139ZM154 9V8H153ZM158 9H159V7H158ZM166 9H168V8H166ZM172 9H173V6H172ZM182 9V8H181ZM187 9V8H186ZM194 9V8H193ZM197 9H199V6H198V8ZM210 9V8H209ZM214 9H216L217 10V8H214ZM218 9H219V7H218ZM240 9H242V8H240ZM65 10V9H64ZM78 10V9H77ZM88 10V9H87ZM94 10V9H93ZM97 10V9H96ZM95 10V11H96ZM106 10V9H105ZM113 10V9H112ZM112 10H110V11H112ZM116 10V9H115ZM122 10V9H121ZM129 10V9H128ZM183 10V9H182ZM191 10H192V8H191ZM200 10V9H199ZM198 10V11H199ZM236 10V9H235ZM234 10V11H235ZM259 10V9H258ZM257 10V11H258ZM72 11V10H71ZM73 11H75V9H73ZM101 11H102V9H101ZM144 11V10H143ZM164 11V10H163ZM173 11V10H172ZM188 11V10H187ZM197 11V12H198ZM201 11V10H200ZM204 10H202V12H203ZM215 11V10H214ZM218 11V10H217ZM228 11H230V10H228ZM246 11H249V10H246ZM67 12V11H66ZM69 12H70V9H69ZM76 12H78V11H76ZM94 12V11H93ZM104 12V11H103ZM130 12V11H129ZM132 12V11H131ZM140 12H141V10H140ZM161 12V11H160ZM171 12V11H170ZM201 12V13H202ZM227 12V11H226ZM244 12H245V9H244ZM80 13H82V12H80ZM85 13V12H84ZM113 13V12H112ZM139 13V12H138ZM147 13H149V12H147ZM235 13V12H234ZM252 13V12H251ZM262 13V12H261ZM62 14V13H61ZM65 14H67V13H65ZM79 14V13H78ZM93 14V13H92ZM95 14H96V12H95ZM98 14V13H97ZM97 14H96V16H97ZM100 14H102L100 17L102 18V16H104V15H106L105 13H100ZM104 14V15H103ZM117 14V13H116ZM123 14H124V12H123ZM158 14H161V13H158ZM172 14V13H171ZM180 14V13H179ZM187 14V13H186ZM189 14V13H188ZM191 14H192V12H191ZM199 15H200V13H198ZM198 14H196V13H194L193 15H195V16H197ZM203 14V13H202ZM201 14V15H202ZM220 14V13H219ZM224 14V13H223ZM231 14V13H230ZM240 14V13H239ZM254 14V13H253ZM263 14V13H262ZM39 15V16H40ZM71 15V14H70ZM83 15V14H82ZM119 15V14H118ZM126 15H127V13H126ZM128 15H130V14H128ZM141 15V14H140ZM152 15V14H151ZM157 15V14H156ZM155 15V16H156ZM176 15V14H175ZM183 15V14H182ZM190 15V14H189ZM193 15H191L192 16V18H193ZM199 15H198V17H199ZM200 15V16H201ZM204 15H205V11H204V14H203V17H204ZM222 15V14H221ZM236 15V14H235ZM241 15V14H240ZM245 15V14H244ZM251 16H252V14H250ZM96 16H94L95 18H96ZM98 16V17H99ZM147 16V15H146ZM150 16V15H149ZM154 16V15H153ZM159 16V15H158ZM161 16V15H160ZM168 16V15H167ZM180 16V15H179ZM205 16H208V13L205 15ZM216 16V15H215ZM226 16V15H225ZM228 16V15H227ZM232 15H230V17H231ZM239 16V15H238ZM242 16V15H241ZM245 16H247V15H245ZM261 16V15H260ZM81 18H82V16H80ZM87 17V16H86ZM97 17V18H98ZM108 17V16H107ZM125 17V16H124ZM134 17V16H133ZM142 17V16H141ZM148 17V16H147ZM165 17V16H164ZM176 17V16H175ZM198 17H196V18H198ZM202 16H201V18H203ZM209 17V16H208ZM207 17V18H208ZM224 17V16H223ZM257 17V16H256ZM255 17V18H256ZM259 17V16H258ZM262 17V16H261ZM97 18H96V20H97ZM111 18V17H110ZM119 18V17H118ZM129 18V17H128ZM135 18V17H134ZM143 18V17H142ZM144 18H146V17H144ZM143 18V19H144ZM161 18V17H160ZM163 18V17H162ZM171 18V17H170ZM181 18V17H180ZM200 18V17H199ZM211 18V17H210ZM222 18V17H221ZM233 18V17H232ZM248 18V17H247ZM249 18H251V17H249ZM36 19V18H35ZM83 19V18H82ZM84 19H86L85 17H84ZM120 19V18H119ZM139 19V18H138ZM151 19V18H150ZM150 19H149V21H150ZM166 19V18H165ZM168 19V18H167ZM175 19V18H174ZM183 19V18H182ZM188 19V18H187ZM209 19V18H208ZM219 19V18H218ZM230 19V18H229ZM245 19V18H244ZM261 19V18H260ZM99 20V19H98ZM128 20V19H127ZM137 20V19H136ZM140 20V19H139ZM153 20H154V18H153ZM171 20V19H170ZM191 20V19H190ZM210 20V19H209ZM225 20V19H224ZM235 20V19H234ZM241 20V19H240ZM252 20H254V19H252ZM102 21V20H101ZM111 21V20H110ZM117 21V20H116ZM134 21V20H133ZM133 21H131V22H133ZM163 21V20H162ZM187 21V20H186ZM202 21V20H201ZM206 21H207V19H206ZM215 21V20H214ZM218 21V20H217ZM221 21V20H220ZM223 21V20H222ZM226 21V20H225ZM236 21V20H235ZM237 21H238V19H237ZM243 21V20H242ZM263 21V20H262ZM83 22V21H82ZM100 22V21H99ZM124 22V21H123ZM130 22V21H129ZM140 22H141V20H140ZM154 22V21H153ZM156 22V21H155ZM190 22V21H189ZM227 22V21H226ZM232 22H233V20H232ZM26 23V24H27ZM95 23V22H94ZM110 23V22H109ZM113 23V22H112ZM116 23V22H115ZM134 23V22H133ZM143 23V22H142ZM150 23V22H149ZM152 23V22H151ZM186 23V22H185ZM184 23V24H185ZM191 23V22H190ZM206 23V22H205ZM211 23V22H210ZM214 23V22H213ZM217 23V22H216ZM238 23V22H237ZM250 23V22H249ZM20 24H21V26H20ZM23 24V26H25ZM107 24V23H106ZM105 24V25H106ZM128 24V23H127ZM207 24V23H206ZM229 24V23H228ZM227 24V25H228ZM231 24V23H230ZM242 24V23H241ZM257 24H258V22H257ZM76 25V24H75ZM96 25V24H95ZM108 25V24H107ZM106 25V26H107ZM136 25V24H135ZM154 25H156V23L154 24ZM183 25V24H182ZM192 25V24H191ZM195 25V24H194ZM209 25H211V24H209ZM216 25V24H215ZM235 25V24H234ZM234 25H232V26H234ZM239 25V24H238ZM247 25H248V23H247ZM17 26H19V27H17ZM27 26H28V24H27ZM26 26V27H27ZM113 26V25H112ZM122 26V25H121ZM127 26V25H126ZM179 26H180V24H179ZM186 26V25H185ZM184 26V27H185ZM213 26V25H212ZM221 26V25H220ZM225 26V25H224ZM246 26V25H245ZM251 26V25H250ZM142 27V26H141ZM146 27H147V25H146ZM153 27V26H152ZM171 27V26H170ZM176 27V26H175ZM175 27H174V29H175ZM188 27V26H187ZM186 27V28H187ZM190 27V26H189ZM249 27V26H248ZM247 27V28H248ZM72 28H74V27H72ZM85 28V27H84ZM110 28V27H109ZM149 28H150V26H149ZM161 28V27H160ZM179 28H181V27H179ZM191 28H192V26H191ZM200 28H201V26H200ZM205 28V27H204ZM227 28V27H226ZM253 29H254V27H252ZM27 29H29V28H27ZM66 29H64V30H66ZM155 29V28H154ZM198 29V28H197ZM211 29H212V27H211ZM215 29V28H214ZM263 29V28H262ZM26 30V29H25ZM63 30V31H64ZM73 30V29H72ZM149 30V29H148ZM163 30V29H162ZM161 30V31H162ZM182 30V29H181ZM200 30V29H199ZM227 30V29H226ZM241 30V29H240ZM28 31V30H27ZM29 31H30V29H29ZM70 31V33H71V30H66L65 32H69ZM74 31V30H73ZM106 31V30H105ZM197 31V30H196ZM195 31V32H196ZM205 31V30H204ZM210 31V30H209ZM245 31H248L247 29L245 30ZM255 31V30H254ZM254 31H253V33H254ZM259 31V30H258ZM257 31V32H258ZM11 32H14V31H11ZM10 32V33H11ZM122 32V31H121ZM149 32V31H148ZM159 32V31H158ZM222 32V31H221ZM240 32V31H239ZM250 32V31H249ZM261 32V31H260ZM263 32V31H262ZM261 32V33H262ZM9 33V34H10ZM67 33H65V34H67ZM175 33V32H174ZM183 33V32H182ZM203 33V32H202ZM6 34V35H5ZM62 34V33H61ZM74 34V33H73ZM77 34H78V32H77ZM81 34V33H80ZM98 34V33H97ZM112 34V33H111ZM130 34V33H129ZM141 34H142V32H141ZM144 34V33H143ZM142 34V35H143ZM180 34V33H179ZM197 34V33H196ZM199 34V33H198ZM213 34V33H212ZM221 34V33H220ZM225 34V33H224ZM230 34V33H229ZM240 34V33H239ZM250 34V33H249ZM255 34V33H254ZM253 34V35H254ZM258 34V33H257ZM12 35V34H11ZM79 35V34H78ZM77 35V36H78ZM101 35V34H100ZM155 35V34H154ZM208 35V34H207ZM219 35V34H218ZM256 35V34H255ZM52 36V35H51ZM58 36V35H57ZM62 36V35H61ZM65 36V35H64ZM67 36V35H66ZM83 36H84V34H83ZM86 36V35H85ZM88 36V35H87ZM119 36V35H118ZM148 36V35H147ZM164 36V35H163ZM175 36H176V33H175ZM202 36V35H201ZM204 36V35H203ZM250 36V35H249ZM258 36V35H257ZM3 37V36H2ZM1 37V39H6V38H2ZM69 37V36H68ZM79 37V36H78ZM123 37V36H122ZM130 37V36H129ZM132 37V36H131ZM135 37V36H134ZM137 37V36H136ZM145 37V36H144ZM159 37V36H158ZM168 37V36H167ZM180 37H182V36H180ZM195 37V36H194ZM228 37V36H227ZM245 38H242V39H246V37H247V35L246 36H244ZM253 37V39H255L254 37L255 36H252ZM77 38V37H76ZM81 38V37H80ZM92 38V37H91ZM94 38V37H93ZM110 38V37H109ZM138 38V37H137ZM148 38V37H147ZM146 38V39H147ZM155 38V37H154ZM153 38V39H154ZM161 38V37H160ZM171 38V37H170ZM172 38H178L177 36L176 37H172ZM171 38V40H173ZM234 38V37H233ZM263 38V37H262ZM0 39V41H2ZM70 39V38H69ZM72 39H74V38H72ZM78 39V38H77ZM124 39V38H123ZM134 39V38H133ZM133 39H131V40H133ZM162 39H165V38H162ZM168 39V38H167ZM179 39V38H178ZM177 39V40H178ZM210 39V38H209ZM227 39V38H226ZM235 39V38H234ZM241 39V38H240ZM240 39H238V40H240ZM241 39V40H242ZM248 39H252L251 37H248ZM252 39V40H253ZM257 39L258 40H260L258 37H257ZM47 39H45V41H46ZM79 40V39H78ZM176 40V39H175ZM192 40H194V39H192ZM199 40V39H198ZM231 40V39H230ZM236 40H237V38H236ZM235 40V41H236ZM262 40V39H261ZM64 41V40H63ZM102 41V40H101ZM157 41V40H156ZM166 41V40H165ZM179 41H181V39H179ZM178 41V42H179ZM195 41V40H194ZM223 41V40H222ZM233 41V40H232ZM242 41H244V40H242ZM256 41V40H255ZM44 42V41H43ZM64 42H66V41H64ZM113 42V41H112ZM139 42V41H138ZM151 42V41H150ZM162 42H164V41H162ZM173 42V41H172ZM174 42H176V41H174ZM202 42V41H201ZM230 42V41H229ZM228 42V43H229ZM248 42H250V40L248 41ZM263 42V41H262ZM41 43V42H40ZM56 43H59V42H56ZM72 43V42H71ZM84 43V42H83ZM89 43V42H88ZM158 43V42H157ZM177 43V42H176ZM176 43H174V44H176ZM199 43V42H198ZM227 42L226 43H224L225 45H227L228 44ZM230 43H232V42H230ZM234 43H236L237 45L238 44H242V43H240V41H239V43L238 42H234ZM244 43L246 44V42L244 41ZM252 43V42H251ZM259 43V42H258ZM257 43V44H258ZM264 43V42H263ZM29 44H31V43H29ZM106 44V43H105ZM108 44V43H107ZM131 44V43H130ZM145 44V43H144ZM169 44V43H168ZM168 44H166L165 43V45H168ZM170 44H173V43H170ZM187 44V43H186ZM190 44H193V43H190ZM197 44V43H196ZM206 44V43H205ZM217 44V43H216ZM220 44V43H219ZM223 44V45H224ZM255 43L253 42V45H254ZM255 45V46H258V45ZM262 43H260V45H261ZM37 45V44H36ZM51 45V44H50ZM152 45V44H151ZM153 45H154V42H153ZM157 45H159V44H157ZM185 45V44H184ZM208 45V44H207ZM215 45V44H214ZM221 45V44H220ZM231 46H232V44H230ZM235 45V44H234ZM237 45H235V48H236V46ZM247 45V44H246ZM263 45V44H262ZM24 46H25V48H24ZM34 46V45H33ZM49 46V45H48ZM58 46H61L60 44L58 45ZM86 46V45H85ZM102 46V45H101ZM100 46V47H101ZM109 46V45H108ZM148 46V45H147ZM161 46V45H160ZM176 46V45H175ZM178 46V45H177ZM188 46V45H187ZM192 46V45H191ZM245 46V45H244ZM248 46V45H247ZM249 46H251V45H249ZM248 46V47H249ZM254 46V47H255ZM23 47V48H22ZM32 47V46H31ZM40 47H43V45L42 46H40ZM56 47V46H55ZM87 47V46H86ZM94 47V46H93ZM113 47V46H112ZM134 47V46H133ZM136 47H138V46H136ZM165 47V46H164ZM211 47V46H210ZM213 47V46H212ZM219 47V46H218ZM227 47H229V46H227ZM234 47V46H233ZM238 47V46H237ZM253 47V46H252ZM45 48V47H44ZM75 48V47H74ZM77 48V47H76ZM83 48V47H82ZM85 48V47H84ZM92 48V47H91ZM104 48H106V47H104ZM129 48V47H128ZM141 48V47H140ZM154 48V47H153ZM167 48V47H166ZM177 48V47H176ZM176 48H175V50H176ZM182 48V47H181ZM187 48V47H186ZM189 48V47H188ZM195 48V47H194ZM198 48V47H197ZM216 48V47H215ZM246 48V47H245ZM19 49V50H18ZM29 49V48H28ZM49 49H51V48H49ZM49 49H47V50H49ZM89 49V48H88ZM127 49V48H126ZM170 49V48H169ZM196 49V48H195ZM207 49V48H206ZM209 49V48H208ZM218 49V48H217ZM239 49V48H238ZM248 49V48H247ZM261 48H259V51H258V49H257V51H255V50H251V48L249 49V51L247 50H245V53L244 52H242L240 55V57H237V56H239V55H234V56H236L237 58H230V56H228L229 58V61H228V63H225V65H226V67H227V65H228V67L229 68H226V67H217L216 68V70L217 71H215V73L217 72V75L218 74H220L221 73V75L223 74L224 76L226 75V77L227 76H229V78H230V80H231V78L233 77V76H235V75H237L238 77L240 76H244L245 74H247V73H249V72H251L253 69H255V68H257L258 66L260 67V64L261 63H263V62H261V60H262V58H264V50L263 49H261ZM85 50V49H84ZM125 50V49H124ZM134 50V49H133ZM139 50V49H138ZM142 50V49H141ZM174 50V49H173ZM190 50V49H189ZM197 50V49H196ZM221 50V49H220ZM219 50V51H220ZM227 51H228V49H226ZM15 51V52H16ZM28 51V50H27ZM30 51V50H29ZM28 51V52H29ZM33 51V50H32ZM44 51H45V49H44ZM56 51V50H55ZM96 51V50H95ZM143 51V50H142ZM152 51V50H151ZM169 52H170V50H168ZM177 51V50H176ZM175 51V52H176ZM183 51H185V50H183ZM187 51V50H186ZM202 51V50H201ZM223 51H224V49H223ZM239 51V50H238ZM251 51V52H250ZM2 52V53H3ZM24 52V51H23ZM34 52V51H33ZM37 52V51H36ZM46 52V51H45ZM61 52V51H60ZM75 52V51H74ZM77 52V51H76ZM79 52H81V50L79 51ZM78 52V53H79ZM93 52V51H92ZM148 52V51H147ZM166 52V51H165ZM195 52V51H194ZM214 52V51H213ZM234 51H232V53H233ZM0 54V56L1 55H3V54ZM14 53V52H13ZM13 53L11 54V55H13ZM41 53V52H40ZM49 53V52H48ZM52 53V52H51ZM66 53V52H65ZM73 53V52H72ZM89 53V52H88ZM114 53V52H113ZM123 53V52H122ZM141 53V52H140ZM144 53V52H143ZM142 53V54H143ZM155 53V52H154ZM177 53V52H176ZM216 53V52H215ZM222 52L220 51V54H221ZM231 53V54H232ZM236 53V51L234 52V54ZM240 53V52H239ZM244 53V54H243ZM5 54V55H6ZM27 54H29V53H27ZM77 54V53H76ZM81 54V53H80ZM96 54V53H95ZM202 54V53H201ZM205 54V53H204ZM212 54V53H211ZM218 53H216L215 55H217ZM229 54V53H228ZM237 54V53H236ZM5 56L4 58H3V56L1 57L2 59H3V61H1L2 62V67H0L1 69H3L4 68V66H5V68L4 69H6L7 71H4V72H2L3 74H4V76L2 77L3 79H1L0 78V80H1V85H0V90H1V92H2V94L4 95H2L3 97H5L7 94H9V93H7L8 91L7 90H9L8 89V86H10L11 85V83L12 82H14L13 80L15 79V78H13V76H8L9 74H13V73H11L12 71V69H7L6 67H7V65H6V63L5 62H8V60L10 61V59H13V58H10L9 57V55L8 56ZM75 55V54H74ZM110 55V54H109ZM153 55V54H152ZM152 55H151V57H152ZM195 55V54H194ZM213 55V54H212ZM212 55H211V57H212ZM214 55V56H215ZM226 55V54H225ZM15 56V55H14ZM19 56H21V55H19ZM30 56V55H29ZM43 56V55H42ZM59 56V55H58ZM96 56V55H95ZM150 56V55H149ZM158 56H159V54H158ZM178 56V55H177ZM186 56V55H185ZM207 56V55H206ZM218 56V55H217ZM216 56V57H217ZM222 56H223V54H222ZM6 57H9L8 59L6 58ZM56 57V56H55ZM79 57V56H78ZM119 57V56H118ZM132 57V56H131ZM147 57V56H146ZM166 57H167V55H166ZM199 57V56H198ZM197 57V58H198ZM220 57V56H219ZM233 57V56H232ZM37 58V57H36ZM35 58V59H36ZM54 58V57H53ZM70 58V57H69ZM92 58V57H91ZM144 58V57H143ZM153 58V57H152ZM172 58V57H171ZM191 58V57H190ZM197 58H196V60H197ZM208 58V57H207ZM222 57H220V59H221ZM7 59V61H5ZM17 59V58H16ZM26 59V58H25ZM24 59V60H25ZM33 59V58H32ZM34 59V60H35ZM50 59V58H49ZM76 59V58H75ZM107 59V58H106ZM121 59H123V58H121ZM126 59V58H125ZM124 59V60H125ZM160 59V58H159ZM192 59V58H191ZM200 59H203V58H200ZM211 59H213V58H211ZM211 59H209V61L211 60ZM216 59V58H215ZM219 59V60H220ZM224 58H222V60H223ZM226 59V58H225ZM232 59V60H231ZM42 60H43V58H42ZM53 60V59H52ZM74 60V59H73ZM96 60V59H95ZM135 60V59H134ZM143 60V59H142ZM178 60V59H177ZM195 60V61H196ZM217 60V59H216ZM234 63H236L237 64V66H235L234 68H232L233 70H229L230 69V67L231 66H229V64H231L232 65V63H230L231 61ZM5 61V62H4ZM13 61V60H12ZM23 61V60H22ZM31 61V60H30ZM33 61V60H32ZM37 61V60H36ZM45 61V60H44ZM49 61V60H48ZM59 61V60H58ZM76 61V60H75ZM94 61V60H93ZM93 61H91V62H93ZM148 61H149V59H148ZM155 61V60H154ZM180 61V60H179ZM198 61V60H197ZM196 61V62H197ZM215 61V60H214ZM218 61V60H217ZM225 61V60H224ZM1 62H0V66H1ZM29 62V61H28ZM27 62V63H28ZM46 62V61H45ZM144 62V61H143ZM156 62V61H155ZM160 62V61H159ZM162 62H164V61H162ZM177 62V61H176ZM189 62V61H188ZM221 62V61H220ZM5 63V64H4ZM9 63V62H8ZM7 63V64H8ZM34 63V62H33ZM49 63H51V64H53L52 63V61L51 62H49ZM48 63V64H49ZM55 63V62H54ZM78 63V62H77ZM107 63H108V61H107ZM153 63V62H152ZM184 63V62H183ZM186 63V62H185ZM202 63H204V62H202ZM201 63V64H202ZM208 64H209V62H207ZM218 63V62H217ZM224 63V62H223ZM222 62H221V64H223ZM260 63V64H259ZM17 64V63H16ZM20 64V63H19ZM43 64V63H42ZM103 64H104V62H103ZM145 64V63H144ZM170 64H172L171 62H170ZM177 64V63H176ZM193 64V63H192ZM200 64V63H199ZM235 64V65H236ZM264 64V63H263ZM4 65V66H3ZM15 65V64H14ZM22 65H24V64H22ZM26 65V64H25ZM33 65V64H32ZM46 65V64H45ZM55 65V64H54ZM123 65V64H122ZM141 65V64H140ZM174 65V64H173ZM181 65H183V64H181ZM185 65V64H184ZM189 65V64H188ZM206 67H208V65H206V64H204ZM203 64H202V66H204ZM209 65H213V64H209ZM218 65V64H217ZM224 65V64H223ZM234 65V64H233ZM232 65V66H233ZM18 66V65H17ZM17 66H15V67H17ZM20 66V65H19ZM19 66H18V70H20L21 68H19ZM48 66H50V64L48 65ZM56 66V65H55ZM75 66V65H74ZM76 66H78L77 64H76ZM101 66V65H100ZM144 66V65H143ZM146 66V65H145ZM148 66V65H147ZM151 66V65H150ZM163 66V65H162ZM171 65H169V67H170ZM189 66H192V67H190L191 68V70H192V68H193V70H195L194 69V67H193V65H191V62H190V65ZM189 66H187V74H189L190 73V68H189ZM197 66H200V65H197ZM213 66H215V65H213ZM219 66H221L220 64H219ZM12 67V66H11ZM26 67H27V65H26ZM31 67H33V66H31ZM30 67V68H31ZM51 67V66H50ZM50 67H49V69H50ZM119 67V66H118ZM128 67V66H127ZM140 67H142V66H140ZM149 67V66H148ZM156 67V66H155ZM154 67V68H155ZM167 67V66H166ZM210 67V66H209ZM258 67V68H259ZM13 68V67H12ZM40 68V67H39ZM56 68V67H55ZM94 68V67H93ZM132 68V67H131ZM147 68V67H146ZM154 68H153V70H154ZM157 68V67H156ZM155 68V70H157ZM159 68V67H158ZM161 68H163V67H161ZM176 68H177V65H176ZM176 68L174 67V69L176 70ZM179 68V67H178ZM183 68V67H182ZM185 68V67H184ZM218 68H219V72H218ZM261 68H263V67H261ZM1 69H0V72H1ZM16 71H18L16 68H14ZM23 70H28V69H26L25 67H23L22 68ZM21 69V70H22ZM35 69V68H34ZM33 69V70H34ZM48 69V68H47ZM58 69V68H57ZM142 69H144V68H142ZM151 69H152V67H151ZM150 69V70H151ZM164 69V68H163ZM172 69V68H171ZM201 69V68H200ZM199 69V70H200ZM203 69H205V67L203 68ZM202 69V71H204L206 74H207V71H205V70H203ZM37 70V69H36ZM41 70V69H40ZM46 70V69H45ZM44 70V71H45ZM68 70V69H67ZM95 70V69H94ZM93 70V71H94ZM136 70V69H135ZM135 70H134V72H135ZM140 70V69H139ZM149 70V71H150ZM162 70V69H161ZM165 70V69H164ZM167 70V69H166ZM193 70L191 71V74L194 76L195 74H193L194 72H198L199 70H198V67H197V69L193 72ZM211 70V69H210ZM209 70V71H210ZM256 70H258V71H260L261 69H256ZM3 71V70H2ZM8 71H10V73L8 72ZM14 71V70H13ZM16 71H14L15 72V74L17 75V72ZM24 71V72H25ZM31 71V70H30ZM38 71V70H37ZM36 71V72H37ZM43 71V72H44ZM46 71H48V70H46ZM122 72H124V69L123 70H121ZM133 71V70H132ZM141 71V70H140ZM144 71H146V70H144ZM160 71V70H159ZM177 71H178V69H177ZM213 71V70H212ZM253 71H255V70H253ZM5 72H8L7 74L5 73ZM24 72H22L21 71V73H24ZM33 72V71H32ZM40 72V71H39ZM49 72V71H48ZM75 72V71H74ZM81 72V71H80ZM126 72V71H125ZM152 72H154V71H152ZM160 72H163V70L162 71H160ZM160 72H159V74H160ZM174 72V74H175V71H173ZM182 72V71H181ZM183 72H184V69H183ZM182 72V73H183ZM200 73H201V75H195V77L196 78H198V76H199V80L200 79H203V78H205L206 79V74H204L205 75V77H204V75H202V72L201 71H199ZM203 72V73H204ZM211 72V71H210ZM214 72V71H213ZM2 73H0V75H2ZM21 73H19V71H18V74L19 75H21ZM29 73V72H28ZM52 73H54V72H52ZM71 73V72H70ZM120 73V72H119ZM131 73V72H130ZM130 73H125V75L126 76H120V77H118V80H120L119 78H123L122 80H120L119 82H116V80L114 81V82H116L117 84H115V83H113V85H114V87L116 88V87H118L119 85V88L122 86H124L125 88H126V86L127 87H131V88H133V87H135V86H137V88H138V86H144V85H146L147 84V86H149V84H151L152 83V85L154 84V82L156 81V78H155V76L154 75H150V73L149 74H139L138 73V75H136V74H134V75H136L135 77H129V75H130ZM141 73V72H140ZM146 73H148V69H147V72ZM163 73H167V71H164ZM171 73V72H170ZM170 73H168V74H170ZM178 73V72H177ZM254 73V72H253ZM256 73H257V71H256ZM255 73V74H256ZM32 74H34V73H32ZM40 74V73H39ZM55 74V73H54ZM99 74V73H98ZM118 74V73H117ZM124 74V73H123ZM123 74H121V75H123ZM127 74H129V75H127ZM164 74V75H165ZM197 74V73H196ZM199 74V73H198ZM211 74H213L212 72H211ZM18 75V76H19ZM34 75H36V74H34ZM45 75V74H44ZM43 75V76H44ZM51 75V74H50ZM80 75V74H79ZM115 75V74H114ZM131 75H133L132 73H131ZM172 75V74H171ZM184 75V74H183ZM190 75V74H189ZM189 75H187V76H189ZM192 75H190L189 77H190V79H191V76ZM221 75L219 76L218 75V77H221ZM18 76H16V79H17V77ZM32 76V75H31ZM40 76V75H39ZM92 76V75H91ZM101 76H103V75H101ZM159 76V75H158ZM158 76H157V78H158ZM161 76V75H160ZM167 76V75H166ZM173 77H174V75H172ZM176 76H177V74H176ZM182 76V75H181ZM186 76V77H187ZM203 77V78H201V77ZM209 77H211V75H208ZM248 76V75H247ZM247 76H245V77H247ZM250 76H253V74L252 75H250ZM249 76V77H250ZM258 77V79L260 78L259 77V75H257ZM1 77V76H0ZM15 77V76H14ZM24 77H26V76H24ZM36 77V76H35ZM41 77H42V75H41ZM49 77V76H48ZM47 77V78H48ZM51 77V76H50ZM80 77V76H79ZM108 77V76H107ZM111 77H113V76H111ZM127 77H129V78H127ZM162 77V76H161ZM185 77V76H184ZM185 77V78H186ZM188 77V78H189ZM237 77V78H238ZM263 77V76H262ZM23 78V77H22ZM32 78V77H31ZM38 78V77H37ZM56 78V77H55ZM70 78V77H69ZM72 78V77H71ZM88 78V77H87ZM89 78H92V77H89ZM102 78V77H101ZM100 77H99V79H101ZM116 78V77H115ZM166 78V77H165ZM164 78V79H165ZM182 79V77H180L179 76V78L178 79ZM194 77H192V80H194L193 79ZM196 78H195V80H196ZM234 78V77H233ZM244 78V77H243ZM256 78V79H257ZM264 78V77H263ZM15 79V80H16ZM24 79V78H23ZM44 79V78H43ZM68 79V78H67ZM79 79V78H78ZM84 79V78H83ZM86 79V78H85ZM98 79V80H99ZM103 79V78H102ZM111 79H113V78H111ZM111 79H108L109 81L111 80ZM117 79V78H116ZM160 79H162V78H160ZM168 79V78H167ZM167 79H166V81H167ZM171 78H169V80H170ZM175 79V78H174ZM189 79V80H190ZM204 79V80H205ZM212 80L213 82L212 83H214L216 80H213L212 78H209L208 79V81L209 80ZM219 79V78H218ZM221 79H223V77L221 78ZM226 79V78H225ZM227 79H228V77H227ZM245 79V78H244ZM250 79V78H249ZM262 79V78H261ZM27 80V79H26ZM25 80V81H26ZM42 80V79H41ZM40 80V81H41ZM49 80V79H48ZM70 80V79H69ZM87 80V79H86ZM92 80V79H91ZM95 80V79H94ZM97 80V79H96ZM172 80H173V78H172ZM177 80V79H176ZM185 80V79H184ZM188 80V79H187ZM186 80V81H187ZM199 80H198V82H199ZM236 80V79H235ZM234 80V81H235ZM252 80V79H251ZM255 80V79H254ZM22 80H20L19 79V83L21 82ZM32 81V80H31ZM30 81V82H31ZM39 81V80H38ZM39 81V82H40ZM54 81V80H53ZM52 81V82H53ZM55 81H56V79H55ZM54 81V82H55ZM83 81H85V80H83ZM102 81V80H101ZM109 81H107V82H109ZM158 81H160V80H158ZM165 81V80H164ZM180 81V80H179ZM191 81V80H190ZM197 81V80H196ZM202 81V80H201ZM200 81V82H201ZM222 81H225V80H222ZM222 81H219L218 80V82H222ZM227 81V80H226ZM256 81V80H255ZM262 80H260V82H261ZM29 82V81H28ZM34 82H36V81H34ZM77 82H81V81H77ZM89 82H90V80H89ZM93 82H95V81H93ZM104 82H106V81H104ZM106 82V83H107ZM170 82H172V81H170ZM169 82V83H170ZM174 82V81H173ZM177 83H178V81H176ZM205 82H207L206 80H205ZM211 82V81H210ZM233 82V81H232ZM237 82H238V80H237ZM240 82H242V81H240ZM258 82V81H257ZM263 82H264V80H263ZM17 83V82H16ZM25 83H27V82H25ZM42 83V82H41ZM47 83V82H46ZM91 83H92V81H91ZM96 83H98V81L96 82ZM95 83V84H96ZM158 83V82H157ZM156 83V84H157ZM165 83V82H164ZM182 83H185V82H182ZM189 83V82H188ZM202 83V82H201ZM201 83L199 84V85H201ZM236 83V82H235ZM234 83V84H235ZM244 83V82H243ZM243 83H242V85H243ZM248 83V82H247ZM252 83H254V81L253 82H251V84ZM15 84V83H14ZM22 84V83H21ZM39 84V83H38ZM48 84V83H47ZM50 84V83H49ZM55 84V83H54ZM74 84V83H73ZM78 84H81V83H78ZM94 84V85H95ZM101 84V83H100ZM109 84V83H108ZM119 84V85H118ZM156 84L155 85H153V86H156ZM166 85H167V83H165ZM186 84V83H185ZM184 84V85H185ZM198 84V83H197ZM206 84V83H205ZM209 84V83H208ZM217 84V83H216ZM219 84V83H218ZM222 84V83H221ZM220 84V85H221ZM225 84V83H224ZM223 84V85H224ZM237 84V83H236ZM255 84V83H254ZM264 84V83H263ZM16 85V84H15ZM25 86H26V84H24ZM29 85V84H28ZM37 85V84H36ZM36 85H34V86H36ZM46 85V84H45ZM44 85V87H47V86H45ZM50 85H52V84H50ZM49 85V86H50ZM87 85V84H86ZM89 85V84H88ZM87 85V86H88ZM98 85H99V83H98ZM102 85V84H101ZM105 85V84H104ZM103 85V86H104ZM116 85H118V86H116ZM172 85H173V83H172ZM172 85H170V88H172L173 89V87H171ZM182 85V84H181ZM183 85V86H184ZM190 85V84H189ZM214 85V84H213ZM212 84H211V86H213ZM232 85H233V83H232ZM241 85V86H242ZM250 85V83L248 84V86ZM256 85H257V83H256ZM21 86V85H20ZM55 86V85H54ZM59 86V85H58ZM75 86V85H74ZM73 86V87H74ZM77 86V85H76ZM83 86V85H82ZM87 86H86V89L89 91V90H91V92H92V88L91 89H89V88H87ZM91 86V85H90ZM103 86H101V87H103ZM109 86H111V87H113L112 86V83H111V85H109ZM146 86V87H147ZM165 86V85H164ZM163 86V87H164ZM175 86H176V84H175ZM178 86H180L179 84H178ZM186 86V85H185ZM191 86H192V84H191ZM198 86V85H197ZM206 86V85H205ZM209 86V85H208ZM207 86V87H208ZM219 86V85H218ZM236 86V85H235ZM238 86V85H237ZM240 86V85H239ZM245 86V85H244ZM243 86V87H244ZM247 86V87H248ZM250 86H252V85H250ZM254 86V85H253ZM252 86V87H253ZM263 86V85H262ZM11 88H12V86H10ZM9 87V88H10ZM15 87V86H14ZM14 87H13V89H14ZM43 87V86H42ZM57 87V86H56ZM94 87V86H93ZM96 87H98V88H101V87H99V86H96ZM107 87V86H106ZM106 87H105V89H106ZM121 87V88H122ZM145 87V86H144ZM159 87V86H158ZM157 87V88H158ZM167 87V86H166ZM192 87H194V86H192ZM199 87V86H198ZM206 87V88H207ZM220 87V86H219ZM224 87V86H223ZM232 87V86H231ZM231 87H229V90H230V88ZM233 87H234V85H233ZM242 87V88H243ZM257 87V86H256ZM256 87H254V88H256ZM32 88V87H31ZM37 88H38V85H37ZM71 88V87H70ZM79 88V87H78ZM85 88V87H84ZM95 88V87H94ZM93 88V89H94ZM108 88V87H107ZM114 88V89H115ZM148 88V87H147ZM147 88H145V91L146 92H148L147 91ZM181 89H182V87H180ZM186 88V87H185ZM188 88H189V86H188ZM188 88H186V90L188 89ZM196 88V87H195ZM200 88V87H199ZM217 88V87H216ZM226 88H228L227 86H226ZM245 88V87H244ZM25 89V88H24ZM35 89H36V87H35ZM43 88H41V90H42ZM46 89V88H45ZM72 89H74V88H72ZM81 89V88H80ZM85 89V90H86ZM104 89V90H105ZM122 89H124V88H122ZM126 89H128V88H126ZM125 89V90H126ZM143 89V88H142ZM149 89V88H148ZM160 89V88H159ZM164 89V88H163ZM175 89V88H174ZM180 89V90H181ZM184 89V88H183ZM204 90H205V88H203ZM202 89V90H203ZM224 89H225V87H224ZM231 89H234V88H231ZM237 89V88H236ZM250 89H251V87H250ZM28 90V89H27ZM36 90H38V89H36ZM36 90H34L33 89V91L35 92ZM44 90V89H43ZM51 90V89H50ZM53 90V89H52ZM68 90V89H67ZM76 90V89H75ZM82 90V89H81ZM84 90V91H85ZM99 90V89H98ZM97 90V91H98ZM104 90H102V92L104 91ZM111 90V89H110ZM110 90H108V91H110ZM116 90V89H115ZM121 90V89H120ZM133 90H135L134 88H133ZM154 90V89H153ZM162 90V89H161ZM179 90V91H180ZM195 90V89H194ZM210 90V89H209ZM247 90H249V88L247 89ZM253 90V89H252ZM255 90V89H254ZM9 91H12V90H9ZM14 91V90H13ZM16 91H17V89H16ZM31 91V90H30ZM45 91V90H44ZM48 91H49V89H48ZM55 91V90H54ZM94 91H96V89H94ZM107 90H105L104 91V94H105V92H106ZM122 91V90H121ZM130 91V90H129ZM137 91H140V90H137ZM157 91H158V89H157ZM156 91V93H159V92H157ZM183 91H185V90H183ZM193 91V90H192ZM217 91V90H216ZM233 91H235V90H233ZM242 91V90H241ZM262 91H263V89H262ZM39 92H40V90H39ZM53 92V91H52ZM68 92V91H67ZM74 92V91H73ZM111 92H112V90H111ZM110 92V93H111ZM120 92V91H119ZM128 92V91H127ZM143 92V91H142ZM141 92V93H142ZM155 92V91H154ZM153 92V93H154ZM162 92V91H161ZM196 92H198V91H196ZM196 92H194V93H196ZM230 92V91H229ZM243 92H245V91H243ZM248 92V91H247ZM250 92V91H249ZM256 93H257V90L255 91ZM264 92V91H263ZM17 93V92H16ZM23 93V92H22ZM29 93V92H28ZM27 93V94H28ZM31 93L32 92H30V95L29 96H31ZM36 93H37V91H36ZM36 93H35V95H36ZM42 93L44 94V92L42 91ZM62 93V92H61ZM65 93V92H64ZM64 93H62V94H64ZM71 93V92H70ZM79 93V92H78ZM94 93V92H93ZM97 93V92H96ZM101 93V92H100ZM109 93V94H110ZM155 93V94H156ZM165 93V92H164ZM192 93V92H191ZM190 93V94H191ZM200 93V92H199ZM205 93V92H204ZM210 93V92H209ZM208 93V94H209ZM213 93V92H212ZM218 93V92H217ZM231 93H232V91H231ZM236 93H237V91H236ZM240 93V92H239ZM11 94H12V92H10V96H11ZM20 94V92L17 94V97H18V95ZM24 94V93H23ZM26 94V93H25ZM32 94H34V93H32ZM38 94V93H37ZM49 94V93H48ZM59 94V93H58ZM95 94V93H94ZM94 94H92V95H94ZM113 94H114V92H113ZM146 94V93H145ZM148 94H151V93H149L148 92ZM147 94V95H148ZM170 94V93H169ZM189 94V95H190ZM203 94V93H202ZM222 94V93H221ZM247 94V93H246ZM262 94V93H261ZM260 94V96H262ZM13 95V94H12ZM21 95V94H20ZM35 95H33V96H35ZM50 95V94H49ZM48 95V96H49ZM101 95V94H100ZM124 95V94H123ZM127 95V94H126ZM129 95V94H128ZM133 95V94H132ZM164 95V94H163ZM165 95H166V93H165ZM164 95V96H165ZM178 95V94H177ZM182 95H184L183 94V92H182ZM181 95V96H182ZM186 95V94H185ZM206 95V94H205ZM215 95V94H214ZM220 95V94H219ZM224 95H226V94H224ZM227 95H229V94H227ZM236 95H238V94H236ZM242 95H244V93L242 94ZM251 95V94H250ZM2 96L0 97V100H1V98H2ZM25 96V95H24ZM29 96H27V97H29ZM46 96V95H45ZM51 96V95H50ZM54 97L56 96V95H53ZM58 96V95H57ZM64 96H66V95H64ZM64 96L62 97H58L59 98V100H61L60 98H64ZM70 96V95H69ZM79 96V95H78ZM81 96H83V95H81ZM104 96V95H103ZM146 96V95H145ZM167 96H168V94H167ZM172 96V95H171ZM212 96V95H211ZM247 96H248V94H247ZM252 96V95H251ZM257 96V95H256ZM255 96V97H256ZM9 97V96H8ZM38 97H40V96H38ZM54 97H53V99H54ZM74 97V96H73ZM72 97V98H73ZM77 97V96H76ZM86 96H84V98H85ZM87 97H91V96H87ZM96 97V96H95ZM94 97V98H95ZM100 97V96H99ZM99 97H98V99H99ZM108 97V96H107ZM123 97V96H122ZM125 97V96H124ZM137 97V96H136ZM157 97V96H156ZM163 97V96H162ZM175 97H178L179 99H180V95L179 96H175ZM200 97H202V96H200ZM209 97V96H208ZM207 97V98H208ZM224 97V96H223ZM228 97V96H227ZM235 97H237V96H235ZM240 97V96H239ZM5 98H7V97H5ZM13 98H14V96H13ZM45 98V97H44ZM44 98H43V100H44ZM46 98H48V97H46ZM66 98H67V96H66ZM79 98V97H78ZM83 98V99H84ZM88 98V99H89ZM119 98V97H118ZM143 98V97H142ZM155 98V97H154ZM184 98V97H183ZM210 98V97H209ZM217 98V97H216ZM242 98V97H241ZM245 98H246V96H245ZM248 98H250V97H247V99ZM251 98H254L253 96L251 97ZM258 98V97H257ZM256 98V100H258L259 102H260V100L259 99H257ZM3 99V98H2ZM10 100L12 99V98H9ZM8 98H7V100H5V99H3V101L5 100L6 102L9 100ZM15 99H17L16 97H15ZM33 99V98H32ZM37 99V98H36ZM40 99V98H39ZM39 99H37V100H39ZM52 99V98H51ZM65 99V98H64ZM68 99H70V98H68ZM80 99V98H79ZM82 99V98H81ZM97 99V98H96ZM101 99V98H100ZM115 99V98H114ZM155 99H157V98H155ZM163 98H161L160 100H162ZM169 98H167V99H165V100H168ZM171 99H173V98H170V100ZM175 99V98H174ZM194 99H196V98H194ZM198 99H200V98H198ZM212 99V98H211ZM222 99V98H221ZM226 98H224V101H226L225 100ZM229 99V98H228ZM227 99V100H228ZM230 99H232V98H230ZM12 100H14V99H12ZM18 100V99H17ZM21 100H22V97H21ZM20 100V101H21ZM30 100V99H29ZM46 100V99H45ZM44 100V101H45ZM58 100V99H57ZM66 101H68L67 99H65ZM74 100H77V99H74ZM93 100V99H92ZM116 100V99H115ZM127 100L128 99H126V102H127ZM148 100V99H147ZM164 100V101H165ZM186 100H188V99H186ZM210 100V99H209ZM214 100H216V99H214ZM217 100H220V99H217ZM235 100V99H234ZM233 100V101H234ZM237 100V99H236ZM242 100H243V98H242ZM245 100V99H244ZM263 99H261V101H262ZM2 101V100H1ZM15 101V100H14ZM32 101V100H31ZM34 101H35V99H34ZM48 101H50L49 99H48ZM56 101V100H55ZM94 101H95V99H94ZM93 101V102H94ZM103 101V100H102ZM106 101H108L107 100V98H106ZM121 101V100H120ZM125 101V100H124ZM132 101V100H131ZM154 101V100H153ZM152 101V102H153ZM176 101V100H175ZM179 101V100H178ZM185 101V100H184ZM190 101V100H189ZM204 101V100H203ZM205 101H207L206 99H205ZM204 101V102H205ZM249 101H251V100H249ZM252 101H254V103H255V100H252ZM264 101V100H263ZM5 102V103H6ZM9 102L10 101H8V104H9ZM13 102V101H12ZM16 102V101H15ZM23 102V101H22ZM21 102V103H22ZM30 102V101H29ZM41 102V101H40ZM40 102H38V103H40ZM58 102V101H57ZM61 102H63V101H61ZM60 102V103H61ZM73 102H75V101H73ZM79 102H81V100L79 101ZM86 101H84V103H85ZM98 102V101H97ZM155 102H158V99L155 101ZM168 102V101H167ZM186 102V101H185ZM192 102V101H191ZM191 102H189V103H191ZM211 102H213V100L211 101ZM217 103H218V101H216ZM1 103V102H0ZM4 103V104H5ZM21 103H19V104H21ZM32 103V102H31ZM34 103V102H33ZM37 103V102H36ZM46 103H48V104H50L49 102H47V100H46ZM65 103V102H64ZM71 103V102H70ZM76 103V102H75ZM129 103V102H128ZM163 103V102H162ZM164 103H166V102H164ZM170 103V102H169ZM188 103V104H189ZM220 103H222V102H220ZM219 103V104H220ZM230 103H232V101L231 102H229V104H228V108L231 106L230 105ZM239 103V107H237V105H236V107H234V108H236V109H238V108H240L241 110H243L242 108H243V106H244V104L246 103H244V101H241V99L239 98V102H237V104ZM251 103H253V102H251ZM3 103H1L0 105H4ZM18 104V105H19ZM24 104V103H23ZM28 104H30V103H28ZM28 104H26V111L28 112V109H33L35 106H30L29 108H27V105ZM43 104H45V103H43ZM51 104H53V103H51ZM56 104V103H55ZM62 104V103H61ZM96 104H98V103H96ZM112 104V103H111ZM118 104V103H117ZM124 104V103H123ZM146 104H149V103H146ZM146 104H143V105H146ZM150 104H151V101H150ZM153 104V103H152ZM168 104V103H167ZM176 104V103H175ZM174 104V105H175ZM182 104V103H181ZM181 104H178V106L179 105H181ZM187 104V105H188ZM192 105H193V103H191ZM190 104V105H191ZM256 104H259L258 102H256L254 105H256ZM7 105V103L4 105V106H6ZM11 105V104H10ZM15 105V104H14ZM22 105V104H21ZM21 105H19V107L21 106ZM32 105V104H31ZM34 105H36V104H34ZM38 105H40V104H38ZM41 105H42V103H41ZM47 105V104H46ZM74 105V104H73ZM73 105H71V107L73 106ZM78 105V104H77ZM86 105H89V104H86ZM86 105H84V106H86ZM92 105V104H91ZM102 105V104H101ZM121 105V104H120ZM128 105V104H127ZM135 105H136V103H135ZM140 105H142V104H140ZM156 105H158V104H156ZM161 105V104H160ZM173 105V106H174ZM185 106H186V104H184ZM206 105V104H205ZM209 105H210V103H209ZM208 105V106H209ZM214 105V104H213ZM212 105V106H213ZM248 105H250V104H248ZM252 105V104H251ZM254 105H253V107H254ZM3 106V107H4ZM8 106V105H7ZM17 106V105H16ZM24 106V105H23ZM45 106V105H44ZM49 106H52V105H49ZM48 106V107H49ZM68 106H70V105H68ZM83 106V105H82ZM81 106V107H82ZM98 106V105H97ZM112 106V105H111ZM115 106V105H114ZM118 106V105H117ZM124 106V105H123ZM130 106V105H129ZM151 106V105H150ZM211 106V107H212ZM222 107L224 106V105H221ZM13 108H15L16 109V111H13L12 109H11V111H13V112H16V113H18L19 114V111H21V113L23 112V111H25V108H23L22 106V108L21 109H17V107H14V106H12ZM36 107H38V106H36ZM40 107V106H39ZM55 107V106H54ZM57 107V106H56ZM62 107H64V106H62ZM74 107V106H73ZM72 107V108H73ZM81 107H79V108H81ZM102 107V108H101ZM99 106V108H95V106L93 107V106H86V107H82V109H80V110H78L79 111V114L76 112V114H78L77 116L75 115H73L71 118H70V120L69 121H61V116H60V122H62V123H59V121L57 122L58 124H56V126H58V127H56L54 124L55 123H53V122H56L55 121V119L56 120H59V119H57V118H54V119H50V115H49V119L50 120H48V123L51 125V124H53V125H51L50 127H52V126H54L56 129L53 131H50V132H45L44 134H46V135H44L43 134V137H38L37 135H32V134H30V135H27V136H25L24 134H22V135H20V136H23L24 135V138H22L21 140H14L13 138H11V137H9V139H7V138H5V137H2V136H0V138H2V139H0V157L1 156H3V158L4 157H6V158H4V159H2V157H1V160H2V162H1V160H0V162L1 163H5L6 164V162L5 161H7V158H8V161H10L11 163L9 164V165H7L6 167H4L3 169H2V171L0 172V176H2V177H0V188H1V190L3 189V191L4 190H7V191H5V197H6V195L8 196L7 198L8 199H11L12 197H15V198H17L18 200H20V202L19 203H21V205H25L26 203H31V202H35V204L37 203V204H39V205H43V206H53V205H56V203H59L61 206H63V207H68V208H66V209H71V208H76L77 206H83L84 205V202H83V200L85 201L86 200V202H87V200H89L90 201V198H89V195H88V198L89 199H83L82 201L80 200V199H82V198H80L79 199V193L77 194L79 197H77L79 200H75V196H74V198H72L71 196H69V194H71V193H73L72 192V190L73 191H75L74 189H77V190H80V188H83V187H80L81 185H78L79 184V182H73L74 181V179L75 178H78L77 177V172H76V174L72 171V170H70V169H68V168H65L67 165L65 164V166L64 167H62L61 168V165L59 166V168H58V166L56 165L57 163H58V161L60 160V159H65V160H67V158H71V159H73V157L72 156H74L75 154H77L78 152H75V150L73 149V148H71V145L73 144V145H75L76 146V144L77 145H80L81 147L83 146V145H89L90 143H92L96 138H98V140H99V138H103V141L104 140H107V139H110V140H108V142L109 141H111V139H113L114 141H112V143H114V142H116L117 141V139H118V141L120 140V141H122L121 139H123L124 141H126V138H128L129 136H132V135H138V134H143L144 132L146 133V131L147 130H152V129H154L155 128V130H156V127L159 125L160 126V122H163V120H162V118H160L161 117V115H163V118H164V115H166V114H161V112H162V110H163V106H161V108L158 106V109L155 107V109H157L156 111H158V110H160V109H162L161 110V112L160 111H158V112H160V116L158 115V117L156 116V115H152V116H150V117H148V115H147V113L149 112V111H147L146 112V116H142V115H139L140 116V118H138V117H136L137 118V120L136 121H134V123H131V124H129L128 125V121L127 122H125L126 123V125L125 126H121V125H119L120 127H116V126H114V127H116V130L115 129H113V130H115L114 132L112 131H104L103 130V132H101V131H92V130H90L88 127L90 126V124H92V126H94V125H99L100 123V125H102V124H104L103 126H104V128H105V125L107 124V125H109L110 123H112L113 124V122L115 121V119H117L118 118V116H119V114L117 113V111L114 109V110H112V109H108V108H106V109H104L103 108V106ZM126 107V106H125ZM131 107V106H130ZM130 107H128V109L130 108ZM148 107V106H147ZM146 107V108H147ZM163 107V108H162ZM167 107V106H166ZM176 107V106H175ZM181 107H184V106H181ZM180 106L179 107H177L178 108V110L181 108ZM193 107V106H192ZM196 107V106H195ZM206 107V106H205ZM215 107H216V105H215ZM248 107V106H247ZM257 107V106H256ZM256 107H254V108H256ZM10 108V107H9ZM40 108H42V107H40ZM49 108H51V107H49ZM67 108V106H65L64 108H60V110H63V109H66ZM69 108V107H68ZM71 108V109H72ZM75 108V107H74ZM114 108V107H113ZM138 108V107H137ZM142 108V107H141ZM145 108V107H144ZM144 109V110H148V109ZM152 108H154V106L152 105ZM160 108V109H159ZM172 108V107H171ZM177 108H176V111H177ZM201 108H202V106H201ZM200 108V109H201ZM204 108V107H203ZM202 108V109H203ZM217 108V107H216ZM216 108H215V110H216ZM221 107L219 106L218 107V109H217V111H219V110H221L220 109ZM225 108H227L226 106H225ZM225 108H223V112L222 111H220V112H222L221 114H223V115H225V113L227 112L228 114H226L225 115V117H224V119H223V117H222V119H221V114L218 116V114H216L215 113V119H216V117H217V121H215L216 123L219 121V127L220 128H223V127H225V126H227V129H229L230 127L232 128V126H229V128H228V125H230V124H232L233 125V128H232V130L234 129V130H237L236 132H240L241 133V131H242V133H243V131H250V133H251V135L247 138H245V140L244 139H242V134H237V135H235L236 133H235V131H234V133L235 134H231L232 132L230 131V129H229V134H226V132H225V134H223V132H222V129L221 130H219V128H216V129H218V130H215V131H213L212 130V127L214 126H216L215 124L213 125V126H211V124L212 123H215L214 122V116L212 115H210V113L209 112H206V114L207 113H209V115L211 116V117H213V122L212 123H209V125H210V127H211V129L210 128H208V126H207V128L208 129H210L211 131L209 132V131H204L205 133H203V134H206L205 136H207V137H205L204 136V138H203V140L201 139V136L203 135H201L200 136V139H201V141L200 142H198L197 143V140L195 141L196 143H193V145L192 146H190V144L189 145H187V147L185 146V148H180V149H177L178 147H174V148H172V150L170 151H168V148L167 149H165V148H161L160 146H159V148H160V151H161V149L163 150V149H165V152H162V153H160L158 156H151V155H149V156H146V157H143L142 158V160L143 161H140L141 159H139V160H136V162H137V164H138V162H140V163H146L147 165H148V163H149V167H151L150 166V163H153V165L155 164H157V166H159V167H154L155 169L153 170V171H150V173H148V172H144L146 169H144V171L142 170L143 169V165H142V169L141 170H138V169H134L130 174H128L129 172H127V175H125V173L123 174L124 176L123 177H121L120 175V177H121V179H120V181H119V183H115L114 185L112 184V185H105L106 183H104V182H109L111 179H113L112 181H114L115 179H117V181H118V178H116V176L118 175V172H119V168H117L118 169V172H116V168H115V170H113V171H109V172H111V173H109L108 175H107V173H105L106 174V176H105V174H104V179L102 178V180H104L103 182L102 181H99V183H95V181L93 180H91V182H94V185L96 184V185H98V184H101L100 182H102L103 184H104V186H103V184H101L100 186H99V189L98 188H96V187H98V186H96L95 185V189L93 188V187H91V186H89V187H91V188H93L92 190L91 189H88V190H90V192L91 191H93V190H95L94 192H93V198L96 200V203H93V204H96L95 206H99L100 205V203L102 204V202L104 201V200H106V199H108V200H110L109 198H107V197H110V196H112V199H113V195H115L116 197H114V198H116L117 199V197L119 196L120 198H121V195H122V193L124 194V192H127V194L128 195H126V196H123V197H126V200H125V198H123L124 200H123V203L126 201L127 202V200L129 199L128 197H130L132 200L135 198L136 199V197H133V196H131V194L133 195V193L134 194H137V198L139 199V197H140V199L138 200V199H136V200H138L137 201V203L139 202V203H141L142 202V204L141 205H143V204H149V203H152L153 202V204L154 203H156V201L158 202V196H160V198H162L161 196H163V195H165L167 192V194L169 195V197H170V195H171V197L173 196H182V197H184V198H190V199H195V198H200V199H204V197H205V193H207V192H211V190H213V191H215L214 189H219V188H227V187H230V186H232V185H236V184H248V185H250L251 187V189H252V187L254 188V187H257L258 189L260 188V189H263L264 190V103H261V105H259V107L258 108H256V109H254L253 108V110L251 111L250 109V111L251 112H249V113H247V112H244V110H243V114L240 116V117H242V118H240V120L235 116V118L236 119H238L237 121L236 120H234V118L232 119V117H233V113H235L236 111H234V108H232L231 107V109H233V111H232V113H229L230 111L228 110L227 111V109H226V111H225ZM1 109V108H0ZM4 109V108H3ZM36 109V108H35ZM43 109V108H42ZM48 109V108H47ZM53 109V108H52ZM56 109V108H55ZM71 109L69 110V111H71ZM116 109H118V108H116ZM121 109V108H120ZM124 109V108H123ZM131 109H133V108H131ZM143 109V108H142ZM181 109H183V108H181ZM185 109V108H184ZM183 109V110H184ZM187 110L189 109V108H186ZM195 109V108H194ZM194 109H192V111L194 110ZM208 109V108H207ZM207 109H205L204 108V110H206V111H208ZM214 108H212V110H213ZM239 109V110H240ZM252 109V108H251ZM2 110V109H1ZM5 111H6V109H4ZM38 110H40V109H38ZM38 110H37V112H38ZM49 110V109H48ZM119 110V109H118ZM135 110V109H134ZM133 110V111H134ZM175 109L173 108V111H174ZM183 110H180V112L181 111H183ZM247 110V109H246ZM248 110V111H249ZM8 111V110H7ZM25 111V112H26ZM53 111V110H52ZM51 111V112H52ZM58 111V110H57ZM76 111V110H75ZM127 111H129V110H127ZM150 111H152V109L150 110ZM165 111V110H164ZM167 111V110H166ZM170 112L172 111V110H169ZM168 111V112H169ZM186 111V110H185ZM191 111V110H190ZM197 111L199 112V110L198 109H196L195 110V112H194V114L195 113H197ZM238 111V110H237ZM12 112V113H13ZM26 112V113H27ZM29 112L30 113H33V111H30L29 110ZM59 112V111H58ZM68 112V111H67ZM119 112V111H118ZM140 112V111H139ZM138 112V113H139ZM145 112V111H144ZM152 112H154V109H153V111ZM151 112V113H152ZM178 112V111H177ZM201 112V111H200ZM214 112V110L212 111V113ZM219 112V113H220ZM225 112V113H224ZM2 113V112H1ZM10 113V112H9ZM8 113V115L7 116H9V115H11V114H9ZM30 113H27V114H30ZM34 113H36V112H34ZM55 113V112H54ZM61 113V112H60ZM64 113H65V111H64ZM120 113V112H119ZM123 113V112H122ZM132 113V112H131ZM130 113V114H131ZM135 113V112H134ZM141 113H143V112H141ZM140 113V114H141ZM150 113V112H149ZM148 113V114H149ZM155 113V112H154ZM166 113V112H165ZM174 113H176L175 111H174ZM183 113H184V111H183ZM190 113V115L192 114L191 112H189L188 111V114ZM211 113V114H212ZM237 113H239L240 114V112H237ZM17 114V115H18ZM25 114V113H24ZM23 114V115H24ZM40 114H41V112H40ZM48 114V113H47ZM46 114V115H47ZM51 114V113H50ZM56 114H57V112H56ZM55 114V115H56ZM62 114V113H61ZM69 114H70V112H69ZM127 114H129V113H127ZM127 114H123V115H125V116H127ZM133 114V113H132ZM136 115H137V112L135 113ZM135 114H133L132 116H133V118H135L134 117V115ZM153 114V113H152ZM171 114V113H170ZM170 114H169V116H170ZM180 114H182V113H180ZM199 114V113H198ZM202 114V113H201ZM201 114H199L200 116H201ZM31 115V114H30ZM34 115V114H33ZM37 115V114H36ZM42 115V114H41ZM63 115V119H64V117L65 116H67L68 114H66V115H64V114H62ZM71 115V114H70ZM135 115V116H136ZM144 115H145V113H144ZM149 115H151V114H149ZM173 115V114H172ZM175 115V114H174ZM235 115V114H234ZM6 116V115H5ZM14 116V115H13ZM19 116V115H18ZM18 116H17V118H18ZM21 116V115H20ZM48 116V115H47ZM58 116V117H59ZM117 118H116V117ZM121 116H122V114H121ZM130 116V115H129ZM128 116V117H129ZM142 116V117H141ZM156 116V117H155ZM167 116V115H166ZM165 116V117H166ZM176 116H177V114H176ZM176 116H175V119H176ZM182 116V117H181ZM180 117H181V119L179 118V116H177L178 117V119H179V122H176L175 121V123H176V125H177V123H180L181 125L183 124V123H186V122H190L191 121V118H192V120H196L197 121V119H202V121L204 120V118H205V120H204V123L205 124H207L212 118L210 117V120L209 119H207V117H208V115H207V117L206 116H202V117H200V116H197V114L194 116L193 114H192V116H194V117H192V116H189V115H187V116H189V117H191V118H188L185 114H184V116L183 115H181ZM1 117V116H0ZM9 117H11V116H9ZM15 118H16V116H14ZM22 117H24V116H22ZM22 117H20V118H22ZM26 117V116H25ZM28 117V116H27ZM41 117V116H40ZM122 117H124V116H122ZM121 117V118H122ZM171 117V116H170ZM169 117V118H170ZM173 117V116H172ZM208 117V118H209ZM13 118V117H12ZM11 118V119H12ZM38 118H39V116H38ZM126 118V117H125ZM125 118L123 119L124 121H125ZM133 118L131 117V119H127L126 118V120H131V121H133ZM167 118H168V116H167ZM190 119V120H188V119ZM5 119V118H4ZM25 119V118H24ZM42 119V118H41ZM120 119V118H119ZM148 119H150L149 121H148ZM160 119H161V121H160ZM171 119V118H170ZM173 119V118H172ZM178 119H177V121H178ZM188 121H187V120ZM1 120H2V118H1ZM0 120V121H1ZM6 120V119H5ZM4 120V121H5ZM13 120V119H12ZM11 120V121H12ZM18 120V119H17ZM21 120V119H20ZM36 120H38L37 119V117L35 118V121ZM46 120H47V118H46ZM46 120H44L45 122H46ZM118 120V119H117ZM123 120H121V122L120 123H122L123 124ZM166 121H167V119H165ZM164 120V121H165ZM232 120H234L233 122H232ZM19 121V120H18ZM30 121V120H29ZM34 121V120H33ZM130 121V122H131ZM148 121V123L147 124H144V122H147ZM196 121H195V123H196ZM8 122V121H7ZM12 122H14V121H12ZM12 122H10L11 124H13ZM21 122V121H20ZM32 122V121H31ZM96 122H99V124L98 123H96ZM117 122V121H116ZM169 122V120L166 122V123H168ZM189 122H188V124H189ZM207 122V123H206ZM1 123V122H0ZM15 123L17 124V122L15 121ZM27 123V122H26ZM30 123V122H29ZM34 123V122H33ZM42 123V120H41V122H40V124ZM93 123H94V125H93ZM96 123V124H95ZM160 123V124H159ZM165 123V124H166ZM171 124H172V122H170ZM169 123V124H170ZM174 123V121H173V124H175ZM4 124V123H3ZM7 124V123H6ZM6 124H4V125H6ZM9 124V123H8ZM7 124V125H8ZM19 125H20V123H18ZM34 124H36V122L34 123ZM40 124H39V130H41L40 129ZM46 124V123H45ZM158 124V125H157ZM198 124V123H197ZM201 124V123H200ZM202 124H203V122H202ZM201 124V125H202ZM204 124V125H205ZM6 125V126H7ZM25 125V124H24ZM31 125V124H30ZM42 125H44V124H42ZM87 125H89V126H87ZM117 125V124H116ZM124 125V124H123ZM175 125V126H176ZM204 125H202V126H193V127H191L190 129L188 128V129H185V130H183L184 132H182V136L180 135V137H182V140H184L183 138H191V139H193L191 136H197V133H195V132H198V131H200L201 133L203 132V131H201V130H205L204 128H206V127H204ZM208 125V124H207ZM10 126V125H9ZM13 126V125H12ZM17 125H15V127H16ZM23 125H21L20 127H22ZM32 126V125H31ZM30 126V127H31ZM49 126V125H48ZM85 126H87V127H85ZM110 126V125H109ZM109 126H106L107 128L109 127ZM175 126H174V128H175ZM178 126H180V125H178ZM185 126V125H184ZM190 126V125H189ZM206 126V125H205ZM2 127V126H1ZM11 127V126H10ZM25 127V126H24ZM23 127V128H24ZM38 127V126H37ZM44 127H46V126H44ZM43 127V128H44ZM49 127V128H50ZM98 127H100V126H98ZM97 127V128H98ZM102 127V126H101ZM114 127H112V128H114ZM151 127H153V128H151ZM161 127H163L162 125H161ZM168 127L170 128V126L168 125L167 126V129H166V132H167V130H168ZM183 127V126H182ZM213 127V128H214ZM235 127V128H234ZM6 128V127H5ZM12 129L14 128V127H11ZM18 128V127H17ZM26 128V127H25ZM43 128H42V130H43ZM53 128V127H52ZM87 128V129H86ZM90 128H93V127H91L90 126ZM94 128H96L95 126H94ZM111 128V129H112ZM166 128V127H165ZM165 128L163 127L162 128V130L164 129L165 130ZM171 128H172V126H171ZM187 128V127H186ZM226 128V127H225ZM224 128V129H225ZM237 128V129H236ZM257 128H259L258 130H260L261 129V131L262 132H260L259 131V134H256V132H255V130L257 129ZM3 129V128H2ZM10 129V128H9ZM16 129V128H15ZM20 129V128H19ZM38 129V128H37ZM101 129H103V128H101ZM106 129V128H105ZM111 129H108V130H111ZM158 129H159V127H158ZM226 129V130H227ZM8 130V129H7ZM23 130V129H22ZM28 131V129H25V130H23V131ZM30 130V129H29ZM36 130V127H35V129H33L32 131L34 132ZM38 130V131H39ZM45 130H47V128L45 129ZM99 130V129H98ZM163 130V131H164ZM171 130V129H170ZM176 130H177V126H176ZM257 130V131H258ZM1 131V130H0ZM4 131H6V130H4ZM14 131V130H13ZM13 131H11V132H13ZM31 131V133H33ZM178 131V130H177ZM224 131V130H223ZM36 132V131H35ZM34 132V133H35ZM41 132H43V131H41ZM148 132V131H147ZM150 132V131H149ZM155 132V131H154ZM158 132V131H157ZM160 132V131H159ZM158 132V133H159ZM162 132V131H161ZM169 132V131H168ZM171 132H173V129H172V131ZM222 132V133H221ZM255 132V133H254ZM8 133V132H7ZM10 133V132H9ZM8 133V136L10 135ZM25 133V132H24ZM28 133V132H27ZM33 133V134H34ZM153 133V132H152ZM157 133V134H158ZM178 133V132H177ZM200 133V134H201ZM228 133V132H227ZM5 135H6V133H4ZM18 134V133H17ZM17 134H15V135H17ZM68 135V137H67V135ZM156 134V133H155ZM169 134V133H168ZM245 134V133H244ZM1 135H3V134H1ZM13 135V134H12ZM64 135H66V137L64 136ZM149 135V134H148ZM151 136H152V134H150ZM154 135V134H153ZM162 135V134H161ZM166 135V134H165ZM164 135V133H163V136H165ZM170 135V134H169ZM239 135V136H238ZM247 135V134H246ZM8 136H6V137H8ZM14 136V135H13ZM38 137V138H36V137ZM63 136V138L65 139H69V137H70V139H69V141L71 140V143L69 142V141H67V140H65V141H67V142H69V144L67 145L66 143H65V141H60L61 140V137ZM140 136H142V135H140ZM195 136V139L196 138H198V137H196ZM198 136H199V133H198ZM46 137V138H45ZM137 137V136H136ZM135 137V138H136ZM144 137H146V135L144 136ZM155 137V136H154ZM157 137V136H156ZM166 137H168V136H166ZM180 137H176V135H171L170 137H168L167 139H166V141L163 143V141L161 142L162 144H165L166 145V143H171V142H173V141H177V139H179ZM245 137V136H244ZM3 138H5V139H3ZM16 138H17V136H16ZM60 138V142L62 143V142H64L65 144H60L59 142H57V140ZM62 138V140H64ZM132 138V137H131ZM134 138V137H133ZM133 138H132V140H133ZM140 138V137H139ZM149 138H151V137H149ZM148 138V143H146V141L144 140V142L146 143V144H149V145H152L153 143H152V141L154 140V138H153V136H152V138H153V140H151V139H149ZM241 138V139H240ZM18 139H20V137H18ZM115 139H116V141H115ZM159 139H160V137H159ZM162 139V138H161ZM190 139V140H191ZM97 140V141H98ZM134 140H136V139H134ZM139 140V139H138ZM146 140H147V138H146ZM194 140V139H193ZM100 141V140H99ZM119 141V142H120ZM127 141H128V139H127ZM131 141V140H130ZM130 141H128V142H130ZM155 141H157V140H155ZM180 141H181V138H180ZM185 141V140H184ZM186 141H187V139H186ZM107 142V143H108ZM118 142V143H119ZM123 142V141H122ZM134 142V141H133ZM144 142H142V144L140 145H138V144H136V143H138V142H136L135 144L136 145H138V146H142V145H144L143 143ZM179 142V141H178ZM188 142V141H187ZM187 142L185 143V144H187ZM190 142V141H189ZM94 144L96 143L95 141L93 142ZM111 143V142H110ZM109 143V144H110ZM111 143V144H112ZM141 143V142H140ZM94 144H90V146L91 145H94ZM100 143H98V145H99ZM103 144V143H102ZM128 144H130V143H128ZM157 144V143H156ZM155 143L152 145V147L155 149V151H156V147H157V145H156ZM179 144V143H178ZM25 145V147L26 146H28L27 147V150L25 149V147H23ZM114 145V144H113ZM119 145H121V144H119ZM126 145V144H125ZM165 145H163V146H165ZM171 145H172V143H171ZM89 146V147H90ZM97 146V145H96ZM101 146V145H100ZM100 146H98V149H100ZM109 146V145H108ZM115 146H117V144L115 143ZM128 146V145H127ZM133 146V145H132ZM132 146H130V147H132ZM177 146H180V145H177ZM189 146V147H188ZM25 149H23V148ZM107 147V146H106ZM118 147V146H117ZM122 147H123V145H122ZM129 147V146H128ZM134 147H135V145H134ZM148 147V146H147ZM151 147V148H152ZM169 147H170V145H169ZM181 147H182V144H181ZM184 147V146H183ZM74 148H76L77 149V146L76 147H74ZM79 148V147H78ZM83 149H84V151H86L85 149L86 148H84V147H82ZM101 148H103V147H101ZM104 148H105V146H104ZM108 148V147H107ZM106 148V149H107ZM110 148V147H109ZM113 148H114V146H113ZM116 148V147H115ZM114 148V149H115ZM121 148V147H120ZM138 148L139 147H136V150L138 151ZM158 148V147H157ZM80 149V148H79ZM78 149V151H80ZM83 149H81V152H82V150ZM93 149V148H92ZM91 149V150H92ZM95 149V148H94ZM93 149V150H94ZM106 149H105V152H107L108 151V153H110V152H112L113 151V149H109L110 150V152H109V150H107L106 151ZM117 149V148H116ZM124 149V148H123ZM126 149V148H125ZM141 149V148H140ZM139 149V150H140ZM143 149H146V146H145V148H143V146H142V152H143ZM147 149H149V148H147ZM171 149V148H170ZM174 149V150H173ZM70 150H72V152H70L69 153V151ZM90 150V148H89V155H90V153L92 152H94L95 153V150L93 151H91ZM104 150V149H103ZM121 150V149H120ZM127 150H129V148H127ZM132 150V149H131ZM131 150H129L128 152H130ZM135 150V149H134ZM101 151H102V149H101ZM101 151H99V153L101 154ZM124 151H126V150H123V152ZM141 151V150H140ZM140 151H138V153L140 152ZM145 151V150H144ZM159 151V152H160ZM104 152V151H103ZM121 152V151H120ZM127 152V151H126ZM126 152H125V154H126ZM128 152H127V154H128ZM153 152V151H152ZM159 152H156L157 154L159 153ZM15 153H16V155H15ZM17 153L19 154L18 156H17ZM75 153V154H74ZM85 153V156H87L88 154H86V152H84ZM83 152H82V155L81 156H83V154H84ZM97 153H98V151H97ZM107 153V154H108ZM113 153H114V151L111 153L112 154V157L114 156L113 155ZM116 153H118L119 154V152L117 151V152H115V155H117ZM131 153H133V155H134V153H135V151L133 152V150H132V152ZM141 153V152H140ZM151 153V152H150ZM149 153V154H150ZM120 154H123V153H120ZM146 154H148L147 152H146ZM155 154V153H154ZM88 155V156H89ZM93 155V154H92ZM136 155V154H135ZM143 155V154H142ZM15 156H17V157H15ZM85 156H84V158H85ZM101 156V155H100ZM107 156H109V155H107ZM118 156V155H117ZM120 156V155H119ZM124 156V155H123ZM128 156H129V154H128ZM138 156V155H137ZM141 156V154L139 155V157ZM77 156H74V158H76ZM99 157V156H98ZM98 157H96L97 159H98ZM110 157V156H109ZM122 157V156H121ZM131 157H132V155H131ZM130 157V158H131ZM142 157V156H141ZM83 158V157H82ZM90 158V157H89ZM103 158V157H102ZM101 158V159H102ZM106 158V157H105ZM116 158V157H115ZM120 158V157H119ZM124 158H125V156H124ZM126 158H127V156H126ZM125 158V160H127ZM136 158V157H135ZM6 159V160H5ZM71 159H69L71 162H72V160ZM78 159V158H77ZM81 159V158H80ZM80 159H78L79 161L78 162H80ZM96 159V160H97ZM100 159V158H99ZM112 159V158H111ZM111 159H109V160H111ZM118 159V158H117ZM65 160H62L63 162H67L68 163V161L69 160H67V161H65ZM74 161H76L75 159H73ZM85 160V159H84ZM89 160H91V159H88V161ZM108 160V159H107ZM115 160V159H114ZM124 160V161H125ZM134 160V159H133ZM7 161V162H8ZM61 161V162H62ZM70 161H69V163L68 164H70ZM82 161V160H81ZM94 162L95 161V158H94V160H91V162ZM99 161V160H98ZM97 161V162H98ZM101 161V160H100ZM106 161V160H105ZM45 162H46V164L47 163H50L51 164V162H52V164L54 163L55 164V162H57L56 164H55V166L57 167H55L54 166V164H53V168H52V170H50L51 168H46V167H52L51 165H46V167H43V165L42 164H45ZM78 162L76 161V163L78 164ZM90 161H89V163L92 165V166H95L94 164H95V162H94V164H92ZM110 162H112V161H110ZM114 163H115V161H113ZM112 162V163H113ZM119 162V161H118ZM122 162H123V160H122ZM127 162V161H126ZM131 162H133V161H131ZM9 163V162H8ZM83 163V162H82ZM88 163V164H89ZM100 163V162H99ZM104 163V162H103ZM103 163H101V167L102 166H104V164ZM129 163H130V161H129ZM135 163V162H134ZM140 163L138 164V165H140ZM144 163V164H145ZM42 166H41V165ZM60 164V163H59ZM72 165H74L75 163L74 162H72L71 163ZM76 164V165H77ZM84 164V163H83ZM89 164V165H90ZM103 164V165H102ZM117 164H120V163H116V167H117ZM121 164H125V163H121ZM136 164V163H135ZM134 164V165H135ZM161 164H163L164 165V167H160V165ZM3 165V164H2ZM71 165V166H72ZM75 165V166H76ZM82 164L80 163V165H77V167L78 166H81ZM85 165H86V162H85ZM107 165V162H106V164H105V167H110L111 165H109L108 164V166H106ZM129 165H131V166H133L131 163L129 164ZM128 165V166H129ZM147 165H145L146 167H147ZM152 165V164H151ZM43 167V170L45 171L46 169H47V171L49 172V170L51 171V173L49 174V175H43V176H41V175H39L38 173V171H40V170H38V168L39 167ZM70 166V165H69ZM96 166H99V165H96ZM95 166V167H96ZM123 166V165H122ZM126 166V165H125ZM131 166H129V167H131ZM38 167V168H37ZM85 167V166H84ZM86 167H88V166H86ZM85 167V168H86ZM91 167V166H90ZM153 167V166H152ZM44 168H46V169H44ZM84 168V169H85ZM93 168V167H92ZM97 168H99L100 169V166L99 167H97ZM104 168V167H103ZM107 168V169H108ZM114 168H112V169H114ZM133 168V167H132ZM132 168H130V169H132ZM77 170H78V168H76ZM81 169V167L79 168V170ZM84 169H82L83 171H84ZM87 169V168H86ZM111 169V170H112ZM122 170H123V168H121ZM130 169H128V171L130 170ZM96 170V169H95ZM95 170H93L94 172H95ZM103 170H105L106 171V169L104 168ZM103 170H101L102 171V173H103ZM124 170H127V168L125 167L124 168ZM123 170V171H124ZM82 171V173L84 174V172ZM89 171V170H88ZM92 171V172H93ZM98 171V170H97ZM147 171V170H146ZM149 171V170H148ZM46 172V171H45ZM86 172H87V170H86ZM85 172V173H86ZM90 172H91V168H90ZM81 173V172H80ZM88 173V172H87ZM98 173H99V171H98ZM101 173V172H100ZM45 174V173H44ZM94 174V173H93ZM120 174V173H119ZM88 175V174H87ZM95 175V174H94ZM96 175H97V173H96ZM122 175V174H121ZM85 176V175H84ZM91 176H92V174L91 175H89V176H86V178H85V180L87 179V178H91ZM82 177V176H81ZM92 177H94V176H92ZM100 177V176H99ZM115 178V179H114ZM84 178H82V180H83ZM77 180V179H76ZM78 180H80V179H78ZM81 180V181H82ZM97 180V179H96ZM99 180H100V178H99ZM89 181V180H88ZM83 182V181H82ZM87 182V181H86ZM78 183V184H77ZM89 183H90V181H89ZM182 183H184V185H183V187L181 188V184ZM81 184V183H80ZM88 184V183H87ZM91 184V183H90ZM177 185H181V186H179L181 189L180 190H177V189H174V192L171 190L172 189V187L173 186H177ZM237 185V186H238ZM78 186V187H77ZM83 186V185H82ZM233 186V187H234ZM246 186V185H245ZM247 187H249V186H247ZM87 188H88V186L86 187V189H84L85 191L87 190ZM178 188V187H177ZM127 189V190H126ZM216 189V190H217ZM229 189V188H228ZM230 189H232V188H230ZM238 189V188H237ZM241 189V188H240ZM256 189V188H255ZM77 190H76V192H77ZM124 190H126V191H124ZM162 190H164L163 192H162ZM172 192H171V191ZM236 190V189H235ZM239 190V189H238ZM245 190V189H244ZM243 190V191H244ZM263 190H262V192H263ZM10 191V193H8L7 194V192H9ZM14 191V192H13ZM128 191L130 192V194L128 193ZM241 191V190H240ZM256 191V190H255ZM259 191V190H258ZM12 192H13V194H12ZM71 192V193H70ZM82 192H83V190H82ZM164 193V194H162V193ZM254 192V191H253ZM257 192V191H256ZM4 193V192H3ZM75 193V192H74ZM73 193V194H74ZM89 193V192H88ZM214 193V192H213ZM228 193V192H227ZM226 193V194H227ZM230 193V192H229ZM232 193V192H231ZM234 193V192H233ZM249 193V192H248ZM76 194V193H75ZM74 194V195H75ZM86 194H87V192H86ZM162 194V195H161ZM219 194V193H218ZM221 194V193H220ZM238 194H239V192H238ZM80 195L82 196L83 194H81L80 193ZM92 195V194H91ZM130 195V196H129ZM139 195V196H138ZM249 195H250V193H249ZM84 196H86V195H84ZM83 196V198H85ZM136 196V195H135ZM166 196V195H165ZM176 196V197H177ZM208 197H209V195H207ZM207 196L205 197L206 198V200L208 199L207 198ZM234 196V195H233ZM238 196V195H237ZM236 195H235V197H237ZM2 197V196H1ZM5 197H3V199L5 198ZM87 197V196H86ZM92 197V196H91ZM133 197V198H132ZM167 197V196H166ZM170 197V198H171ZM181 197V198H182ZM223 197V196H222ZM221 197V198H222ZM227 197V196H226ZM239 197V196H238ZM6 198V199H7ZM15 198H12V200L13 201H15L16 203H18V200L17 199H15ZM93 198H91V200H93ZM104 198H106V199H104ZM128 198V199H127ZM169 198V199H170ZM186 198V199H187ZM209 198H211V199H208L207 201H210V202H212V200H214V198H212L211 196L209 197ZM220 198V199H221ZM241 198V197H240ZM262 199L260 200V201H264V197H261ZM97 199L99 200L98 202H100L99 203V205H97L98 204V202H97ZM104 199V200H103ZM122 199V198H121ZM131 199H129L130 201H131ZM134 199V200H135ZM157 199V200H156ZM174 199V198H173ZM178 199V198H177ZM218 199V198H217ZM220 199H218V200H220ZM223 199V198H222ZM221 199V200H222ZM246 199V198H245ZM256 199V198H255ZM260 199V198H259ZM5 200V199H4ZM3 200V201H4ZM17 200V201H16ZM102 200V201H101ZM108 200H106V201H108ZM115 200V199H114ZM118 200H120L119 198H118ZM128 200V201H129ZM135 200V201H136ZM140 200H141V202H140ZM156 200V201H155ZM166 200V199H165ZM182 200V199H181ZM205 200V201H206ZM218 200H216L215 199V201H217L218 202ZM239 200V199H238ZM243 200V199H242ZM257 200V199H256ZM12 201V202H13ZM105 201V202H106ZM130 201H129V204H130ZM135 201H134V203H135ZM161 201V200H160ZM193 201V200H192ZM237 201V200H236ZM235 201V205L233 206L232 204H231V202H229L228 201V204L230 203L233 207H230L231 209L233 208V213H231L230 212V210L231 209H229L228 208V211H229V213L227 214V213H225V212H227L226 210H225V212H223V211H221V210H223L222 208H224V207H222V206H220L222 203H223V205H224V202H221L220 204H219V206L218 205H216V208H217V206H218V208L217 209H219L220 210V208L219 207H221V212H216L217 213V216H218V214H220V216H215V215H213V217L211 218V219H209L210 218V216H209V218H206L205 216V218L206 219H209V220H211L212 221V219H213V221L211 222H209L208 220V226H206L207 224H205V223H203V224H205V226L206 227H204V228H202V230L203 231H201V230H199V231H201L200 232V234H198V236H196V237H193V239H189L188 238V241L187 240H185V242H181L179 245H173V246H169L168 248L167 247H165V248H167L166 250H161V249H165V248H158V250H154V251H149L147 248H144V250L146 249L147 250V254H143V253H138V252H136V253H134V254H132V256H128V257H131V259L127 262V264H264V236H262L263 234H259V231L260 230H262L263 231V229L262 228H264V207H263V209H261V210H263V211H261V210H259V208L258 207H254L255 206V202H256V205H258L257 204V201H255V202H253L252 203V205L254 204V206H252L251 205V201L250 200H248V201H250V202H248V203H250V204H242V203H244V200H243V202H241V201H238L239 202V204L237 203ZM253 201V200H252ZM2 202V201H1ZM7 203H8V200L6 201ZM94 202V201H93ZM111 202V201H110ZM173 202V201H172ZM171 202V203H172ZM189 202V201H188ZM225 202H227V200L225 201ZM246 201H245V203H247ZM259 202V201H258ZM4 203V202H3ZM11 203V202H10ZM9 203V204H10ZM19 203H18V205H19ZM91 203H92V201H91ZM90 202L88 203V204H91ZM107 203V202H106ZM118 203V201L115 203V204H117ZM131 203H133V201L131 202ZM133 203V204H134ZM167 203V202H166ZM169 203V202H168ZM167 203V204H168ZM171 203H170V205H171ZM177 203V202H176ZM176 203H174L173 202V204H175L176 205ZM179 203H181V202H179ZM197 203V202H196ZM213 204L215 203V202H212ZM219 203V202H218ZM237 203V204H236ZM241 203V204H240ZM263 203V202H262ZM27 204V205H28ZM58 204V205H59ZM86 204V203H85ZM88 204H86V205H84V206H87ZM114 204V205H115ZM119 204V203H118ZM127 204H128V202H127ZM136 204V203H135ZM160 204V203H159ZM161 204H163V202L161 203ZM166 204V205H167ZM210 204V203H209ZM216 204V203H215ZM259 204H260V202H259ZM8 205V204H7ZM27 205H25V206H27ZM59 205V206H60ZM104 205H106V204H104ZM109 205V204H108ZM112 205V204H111ZM126 205V204H125ZM124 205V206H125ZM136 205H139V204H136ZM150 205V204H149ZM192 205V204H191ZM199 205H200V203H199ZM204 205V204H203ZM202 205V206H203ZM226 205V204H225ZM264 204H262V206H263ZM17 206V205H16ZM16 206H14V208H17ZM29 206V205H28ZM32 206V205H31ZM37 206V205H36ZM76 206V207H75ZM88 206H90V205H88ZM91 206H94V205H91ZM119 206V205H118ZM123 206V205H122ZM129 206V205H128ZM155 206V205H154ZM162 206V205H161ZM160 206V207H161ZM169 206V205H168ZM173 205H171V208L172 209H174V212H175V208L174 207H172ZM176 206H179V204L178 205H176ZM184 206V205H183ZM190 206V205H189ZM206 206H211V205H205V207ZM260 206V205H259ZM261 206V207H262ZM1 207V206H0ZM23 207V206H22ZM40 207V206H39ZM56 207V206H55ZM102 207V206H101ZM108 207V206H107ZM127 207V206H126ZM132 207V206H131ZM140 207V206H139ZM215 207V206H214ZM3 208H6V206L5 207H3ZM2 208V209H3ZM12 208V207H11ZM20 208V207H19ZM30 208V207H29ZM46 208V207H45ZM57 208V207H56ZM62 208V207H61ZM94 208V207H93ZM96 208V207H95ZM113 208V207H112ZM121 208V207H120ZM134 208V207H133ZM138 208V207H137ZM141 208V207H140ZM162 208V207H161ZM164 208V207H163ZM183 208V207H182ZM215 208V209H216ZM13 209V208H12ZM11 209V210H12ZM21 209V208H20ZM19 209V210H20ZM35 209V208H34ZM48 209V208H47ZM66 209H64V210H66ZM69 209V210H70ZM85 209V208H84ZM97 209V208H96ZM101 209V208H100ZM108 209V208H107ZM109 209H111V208H109ZM129 209H130V207H129ZM144 209V208H143ZM168 209V208H167ZM166 209V210H167ZM169 209H170V206H169ZM172 209H170V210H172ZM206 210H207V208H205ZM212 209V208H211ZM214 209V211H216ZM226 209V208H225ZM1 210V209H0ZM32 210V209H31ZM90 210V209H89ZM92 210V209H91ZM94 210V209H93ZM104 210V209H103ZM115 210V209H114ZM120 210V209H119ZM156 210H157V208H156ZM155 210V211H156ZM170 210H168L169 212H170ZM187 210V209H186ZM192 210V209H191ZM200 211H201V209H199ZM2 211V210H1ZM24 211V210H23ZM29 211V210H28ZM39 211V210H38ZM49 211V210H48ZM51 211V210H50ZM59 211V210H58ZM67 211V210H66ZM77 211V210H76ZM109 211V210H108ZM112 211V210H111ZM110 211V212H111ZM116 211V210H115ZM128 211V210H127ZM138 211V210H137ZM178 211V210H177ZM189 211V210H188ZM205 211V210H204ZM209 211H210V209H209ZM218 211V210H217ZM13 212V211H12ZM16 212V211H15ZM14 212V213H15ZM19 212V211H18ZM26 212V211H25ZM45 212V211H44ZM61 212V211H60ZM69 212H72L71 210L69 211ZM83 212V211H82ZM81 212V213H82ZM104 212V211H103ZM102 212V213H103ZM124 212V211H123ZM126 212V211H125ZM158 212V211H157ZM157 212H155V213H157ZM173 212V211H172ZM171 212V213H172ZM187 212V211H186ZM196 211H194V213H195ZM211 212V211H210ZM213 212V211H212ZM32 212H30V214H31ZM65 213V212H64ZM74 213H76V212H74ZM80 213V212H79ZM131 213V212H130ZM136 213V212H135ZM135 213H134V215H135ZM164 213H168L167 211L166 212H164ZM171 213H169L170 215H171ZM177 213V212H176ZM180 213H181V210H180ZM188 213V212H187ZM194 213H192V214H194ZM198 213V212H197ZM214 213V212H213ZM16 214H17V212H16ZM26 214V213H25ZM28 214V213H27ZM39 214V213H38ZM37 214V215H38ZM46 214V213H45ZM49 214V216L50 215H53V214H50V213H48ZM60 214V213H59ZM62 214H63V212H62ZM114 214V213H113ZM118 214H120L119 213V211H118ZM123 214V213H122ZM132 214V213H131ZM144 214H145V212H144ZM161 214V213H160ZM160 214H159V217H160ZM163 214V213H162ZM167 215L168 217H170V215ZM191 214V215H192ZM204 214V213H203ZM212 214V213H211ZM225 214V215H224ZM4 215H6V214H4ZM4 215H2V216H4ZM8 215V214H7ZM19 215H21V214H19ZM23 215V214H22ZM35 215V214H34ZM57 215V214H56ZM86 215H89V213L88 214H86ZM97 215V214H96ZM95 215V216H96ZM103 215V214H102ZM126 215V214H125ZM127 215H128V213H127ZM137 215H139L138 213H137ZM178 215V214H177ZM205 215H206V212H205ZM24 216V215H23ZM27 216V215H26ZM36 216V215H35ZM46 216V215H45ZM68 216V213H67V215H65V217H67ZM73 216V215H72ZM75 216V215H74ZM83 216V215H82ZM106 216H108V215H106ZM111 216V215H110ZM113 216V215H112ZM115 216V215H114ZM167 216H166V218H167ZM188 216V215H187ZM193 216V215H192ZM203 216V215H202ZM201 216V217H202ZM214 216L216 217L215 219H214ZM5 217V216H4ZM15 217H16V215H15ZM19 217V216H18ZM32 217V216H31ZM43 217V216H42ZM59 217V216H58ZM63 217V216H62ZM77 217H79V216H77ZM97 217V216H96ZM131 217V216H130ZM135 216H133V218H134ZM138 217V216H137ZM159 217H157L158 219H159ZM164 220L166 219V218H164L163 216H161ZM173 217V216H172ZM174 217H176V216H174ZM200 217V215H199V218H201ZM207 217H208V215H207ZM9 218H10V216H9ZM14 218V217H13ZM20 218V217H19ZM27 218H29V217H27ZM44 218V217H43ZM68 218V217H67ZM85 218V217H84ZM98 218V217H97ZM101 218V217H100ZM104 218V217H103ZM110 218V217H109ZM132 218V219H133ZM139 218V217H138ZM138 218H136V219H138ZM161 218V219H162ZM171 218V217H170ZM178 218V217H177ZM198 217L196 218V219H199ZM204 218V220H206ZM7 219V218H6ZM16 219V218H15ZM18 219V218H17ZM32 219V218H31ZM30 219V220H31ZM34 219V218H33ZM49 219V218H48ZM52 219V218H51ZM55 219V218H54ZM57 219V218H56ZM65 219V218H64ZM99 219V218H98ZM117 219V218H116ZM163 219H162V221H163ZM168 219V218H167ZM167 219H166V222H167ZM188 219V218H187ZM5 220V219H4ZM12 220V219H11ZM21 220V219H20ZM24 220H26V218H24ZM29 220V221H30ZM77 220V219H76ZM93 220V219H92ZM96 220V219H95ZM110 220V219H109ZM122 220V219H121ZM129 220V219H128ZM170 220V219H169ZM172 220V219H171ZM184 220V219H183ZM189 220V219H188ZM192 220V219H191ZM1 221V220H0ZM7 221V220H6ZM33 221V220H32ZM35 221V220H34ZM45 221V220H44ZM56 221V220H55ZM133 221H135V220H133ZM132 221V222H133ZM157 221H159V220H157ZM197 221V220H196ZM200 221H202L203 222V220H202V218H201V220ZM2 222V221H1ZM13 222V221H12ZM36 222V221H35ZM39 222V221H38ZM47 222V221H46ZM128 222V221H127ZM132 222H130V223H132ZM156 222V221H155ZM159 222H161V221H159ZM164 222V221H163ZM188 222V221H187ZM190 222V221H189ZM202 222L200 223V226H201V224H202ZM4 223V222H3ZM16 223V222H15ZM18 223H20V222H18ZM25 223V222H24ZM49 223V222H48ZM54 223V222H53ZM121 223H123L122 221H121ZM148 223V222H147ZM153 223H154V221H153ZM153 223H152V225L151 226H153ZM156 223H158V222H156ZM167 223H169V221L167 222ZM0 224H2V223H0ZM17 224V223H16ZM23 224V223H22ZM125 224V223H124ZM151 224V223H150ZM161 224H165L166 225V223L164 222V223H161ZM178 224V223H177ZM183 224V223H182ZM199 224V223H198ZM4 225V224H3ZM6 225H8V224H6ZM10 225V224H9ZM41 225V224H40ZM45 225V224H44ZM49 225V224H48ZM58 225V224H57ZM123 225V224H122ZM148 225V224H147ZM156 225V224H155ZM159 225V224H158ZM188 225V224H187ZM196 225V224H195ZM17 225H15V227H16ZM21 226V225H20ZM51 226H53V225H51ZM128 226H129V224H128ZM135 226V225H134ZM149 226V225H148ZM157 226V225H156ZM155 226V227H156ZM163 226V225H162ZM171 226H172V224H171ZM198 226V225H197ZM1 227V226H0ZM25 227V226H24ZM29 227V226H28ZM35 227V226H34ZM113 227H116V226H113ZM122 227V226H121ZM125 227V226H124ZM127 227V226H126ZM154 227V226H153ZM159 226H157L156 228H158ZM161 227V226H160ZM175 227V226H174ZM189 227V226H188ZM9 228V227H8ZM7 228V229H8ZM17 228H18V226H17ZM30 228V227H29ZM46 228V227H45ZM48 228V227H47ZM111 228V227H110ZM137 228V227H136ZM170 228V227H169ZM172 228V227H171ZM176 228V227H175ZM183 228V227H182ZM192 228H194V227H192ZM5 229V228H4ZM6 229V230H7ZM37 229V228H36ZM53 229H55V228H53ZM132 229H134V228H132ZM147 230H148V233H149V229H150V231H152V229L153 228H146ZM163 229V228H162ZM191 229V228H190ZM201 229V228H200ZM9 230V229H8ZM12 230V229H11ZM17 230H19V228L17 229ZM24 230H25V228H24ZM24 230H21V231H24ZM37 230H39V229H37ZM52 230V229H51ZM140 231V229H137V231ZM154 230V229H153ZM164 230V229H163ZM162 230V231H163ZM173 230V229H172ZM181 230V229H180ZM4 231V230H3ZM13 232H14V230H12ZM12 231H9V232H11L12 233ZM15 231H16V229H15ZM42 231V230H41ZM46 231V230H45ZM45 231H42L41 233H43V232H45ZM115 231V230H114ZM131 231V230H130ZM134 231V230H133ZM144 231V230H143ZM159 231V230H158ZM157 231V232H158ZM162 231H160V232H162ZM170 231V230H169ZM168 231V232H169ZM176 231V230H175ZM2 232V231H1ZM20 232V231H19ZM26 232H29V231H26ZM35 232V231H34ZM38 232V231H37ZM82 232V231H81ZM120 232V231H119ZM119 232H116V233H118L119 234ZM124 231H122V233H123ZM132 232V231H131ZM153 232V231H152ZM160 232H159V234H160ZM171 232V231H170ZM177 232V231H176ZM16 233V232H15ZM21 233V232H20ZM25 233V232H24ZM40 233V232H39ZM56 233V232H55ZM116 233H114V234H116ZM126 233H127V231H126ZM145 233H146V230H145ZM163 233H164V231H163ZM172 233H174V232H172ZM178 233H180V232H178ZM184 233V232H183ZM187 233V232H186ZM190 233V232H189ZM192 233V232H191ZM194 233H196V232H194ZM264 233V232H263ZM7 234V233H6ZM28 234V233H27ZM34 234V233H33ZM36 234V233H35ZM52 234V233H51ZM84 234V233H83ZM117 234V235H118ZM128 234V233H127ZM154 234V233H153ZM5 235V234H4ZM15 235V234H14ZM22 235V234H21ZM39 235V234H38ZM125 235V234H124ZM123 235V236H124ZM7 236V235H6ZM20 236V235H19ZM26 236V235H25ZM35 236V235H34ZM48 236V235H47ZM55 236V235H54ZM121 236V235H120ZM145 236H148V235H145ZM151 236V235H150ZM181 236V235H180ZM188 236V235H187ZM24 237V236H23ZM22 237V238H23ZM33 236H32V234H31V238H32ZM39 237H40V235H39ZM56 237V236H55ZM117 237H119V236H117ZM128 237V236H127ZM130 237V236H129ZM144 237V236H143ZM155 237V236H154ZM158 237V236H157ZM161 237V236H160ZM169 237V236H168ZM172 237V236H171ZM173 237H175V236H173ZM15 238H16V236H15ZM26 238V237H25ZM28 238V237H27ZM26 238V239H27ZM30 238V237H29ZM29 238H28V240H29ZM30 238V239H31ZM43 238V237H42ZM45 238H46V236H45ZM54 238V237H53ZM114 238V237H113ZM121 238V237H120ZM123 238V237H122ZM152 238V237H151ZM176 238H178V236L176 237ZM183 238V237H182ZM187 238V237H186ZM5 239L7 240V238L5 237ZM4 238H0V260L1 261H11L12 259H15L16 260V258L17 259H19L20 260V258L19 257H22L23 258V260H21V263H22V261H25V260H30L31 261V258H33L34 257V254L36 253V251L37 252H39L38 250L39 249H41L40 248V246L38 247L39 249H37V248H35V249H37L36 251L35 250H33L34 252L32 253V254H30V253H28L29 254V256L31 255V257H29L28 255H27V252L29 251L30 252V250L33 248L34 249V245L33 244H35V243H27V242H24V241H21V240H19V239H21V238H19L18 240H16V239H14V238H10V241H9V244L7 243V244H4L5 242H4V240H5ZM34 238H32V240H33ZM36 239V238H35ZM38 239H40V238H38ZM56 238H54V240H55ZM96 239V238H95ZM116 239V238H115ZM146 239V238H145ZM164 239H166V238H164ZM167 239H169V238H167ZM180 239V238H179ZM53 240V241H54ZM91 240V239H90ZM101 240V239H100ZM103 240V239H102ZM125 240V239H124ZM147 240V239H146ZM174 239H172V241H173ZM25 241H27V240H25ZM44 241V240H43ZM42 241V242H43ZM48 241V240H47ZM56 241V240H55ZM120 241V240H119ZM118 241V242H119ZM128 241V240H127ZM139 241H143V239L141 240V238L139 239ZM165 241V240H164ZM171 241V240H170ZM171 241V242H172ZM183 241V240H182ZM187 241V242H186ZM29 242V241H28ZM41 242V243H42ZM45 242V241H44ZM82 242V241H81ZM84 242V241H83ZM94 242V241H93ZM104 242V241H103ZM121 242V241H120ZM167 242L169 243V241L167 240ZM176 242V241H175ZM87 243V242H86ZM85 243V244H86ZM89 243V242H88ZM92 243V242H91ZM90 243V244H91ZM98 243V242H97ZM117 243V242H116ZM174 243V242H173ZM45 244V243H44ZM53 244V243H52ZM51 244V245H52ZM57 244V243H56ZM56 244H55V247H57L56 246ZM65 244V243H64ZM63 244V245H64ZM89 244V245H90ZM102 244V243H101ZM142 244V243H141ZM155 244V243H154ZM158 244V243H157ZM166 244V246H167V243H165ZM170 244V243H169ZM177 244V243H176ZM43 245V244H42ZM47 245H48V243H47ZM50 245V246H51ZM54 245V244H53ZM78 245V244H77ZM76 245V246H77ZM98 245V244H97ZM146 245V244H145ZM161 245H163V244H161ZM44 246V245H43ZM62 246V245H61ZM75 246V247H76ZM86 246V245H85ZM94 246V245H93ZM139 246V245H138ZM152 246V245H151ZM150 246V244H149V246L148 247H151ZM35 247H36V245H35ZM53 247V246H52ZM59 247V246H58ZM78 247V246H77ZM83 247V246H82ZM141 247V246H140ZM158 247V246H157ZM45 248V247H44ZM48 248V247H47ZM63 248H65L64 246H63ZM69 248V247H68ZM81 248V247H80ZM92 248V247H91ZM90 248V249H91ZM152 248V247H151ZM154 248V247H153ZM43 249V248H42ZM55 249V252L56 251H58L56 248H54ZM59 249V248H58ZM60 249H62V248H60ZM59 249V250H60ZM86 249V248H85ZM93 249V248H92ZM98 249V248H97ZM138 249V248H137ZM142 249V248H141ZM155 249V248H154ZM44 250V249H43ZM47 250V249H46ZM78 250V249H77ZM83 250V249H82ZM135 250V249H134ZM139 250H140V248H139ZM152 250V249H151ZM69 251V250H68ZM95 251V250H94ZM104 251V250H103ZM108 251V250H107ZM122 251V250H121ZM132 251V250H131ZM148 251L149 252H151V253H148ZM45 252H47V253H49L50 251H45ZM44 252V253H45ZM53 252V251H52ZM52 252H51V254H52ZM111 252V251H110ZM114 252V251H113ZM124 253H126L125 252V250L123 251ZM135 252V251H134ZM39 253H42V252H39ZM81 253V252H80ZM83 253V252H82ZM81 253V254H82ZM96 253V252H95ZM131 253H133V251L131 252ZM50 254V255H51ZM65 254V253H64ZM98 254V253H97ZM99 254H100V252H99ZM103 254V253H102ZM118 254V253H117ZM117 254H115V255H117ZM120 254V253H119ZM123 254V253H122ZM121 254V255H122ZM25 255H27V256H25ZM49 255V256H50ZM55 255V254H54ZM60 255V254H59ZM88 255V254H87ZM94 255V254H93ZM120 255V256H121ZM128 255V254H127ZM127 255H126V257H127ZM33 256V257H32ZM45 256V255H44ZM46 256H48V255H46ZM52 256H53V254H52ZM64 256V255H63ZM65 256H67L66 258H69L70 259V257L71 256H74V255H72L71 254V256L70 257H68V255H65ZM84 256V255H83ZM103 256H104V254H103ZM111 256H112V254H111ZM125 256V255H124ZM36 257H37V253H36ZM54 257V256H53ZM80 257V256H79ZM82 257V256H81ZM85 257H87V256H85ZM94 257V256H93ZM101 257V256H100ZM105 257V256H104ZM107 257V256H106ZM109 257H110V255H109ZM108 257V258H109ZM25 258V259H24ZM41 258V257H40ZM37 259L38 261H42L41 259ZM45 258H47V257H45ZM62 258V257H61ZM65 257H63V259H64ZM73 258V257H72ZM71 258V259H72ZM95 258V257H94ZM115 258H117V256L115 257ZM123 258V257H122ZM33 259H35V257L33 258ZM57 259H58V257H57ZM60 259V258H59ZM81 259H83V258H81ZM80 259V260H81ZM91 259V258H90ZM99 259V258H98ZM111 259V258H110ZM51 260H52V258H51ZM54 260V259H53ZM61 260V259H60ZM77 260H78V258H77ZM86 260V259H85ZM89 260V259H88ZM96 260V259H95ZM104 260V259H103ZM115 260H118V259H115ZM114 260V261H115ZM30 261H28V262H26V263H30ZM47 261V260H46ZM62 261V260H61ZM68 261V260H67ZM74 261H75V259H74ZM97 261V260H96ZM95 261V262H96ZM108 262H111V261H109V260H107ZM123 261V260H122ZM15 262V261H14ZM13 262V263H14ZM19 262L20 261H18V263H16V264H19ZM37 262V261H36ZM44 262V261H43ZM51 262V261H50ZM56 262V261H55ZM66 262V261H65ZM73 261H71V263H72ZM78 262V261H77ZM81 261H79V263H80ZM105 262H106V260H105ZM105 262H102V263H105ZM113 262V261H112ZM120 262V261H119ZM12 263V262H11ZM20 263V264H21ZM25 263V264H26ZM54 263V262H53ZM63 263V262H62ZM67 263V262H66ZM75 263V262H74ZM78 263V264H79ZM82 263V262H81ZM89 263V262H88ZM94 263V262H93ZM92 263V264H93ZM121 263V262H120ZM2 264V263H1ZM9 264H10V262H9ZM23 264H24V262H23ZM33 264V263H32ZM39 264H40V262H39ZM46 264V263H45ZM50 264V263H49ZM56 264V263H55ZM73 264V263H72ZM86 264V263H85ZM101 264V263H100Z\"/></svg>",
  "mask_w": 264,
  "mask_h": 264
}]
</instances>
